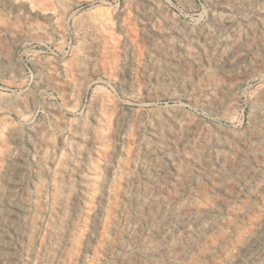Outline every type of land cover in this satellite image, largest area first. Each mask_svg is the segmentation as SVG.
Returning <instances> with one entry per match:
<instances>
[{
    "label": "rangeland",
    "instance_id": "1",
    "mask_svg": "<svg viewBox=\"0 0 264 264\" xmlns=\"http://www.w3.org/2000/svg\"><path fill=\"white\" fill-rule=\"evenodd\" d=\"M25 1V2H24ZM0 0V162L2 161V163L0 164V193L3 194L1 195L0 194V235H2V237L0 236V251H2V255H1V252H0V264H16L18 261H22L21 262H18L20 264H37L40 260V263L38 264H128V263H131V264H160L158 263L159 261L161 262V264H176L177 260V264H237L241 259L243 260L242 262L240 261L239 264H250V263H257V264H264V249H263V246H264V193L263 192V188H264V177L261 176V173L262 175L264 176V125H261V124H264V64H262V62H264V33H262L263 29H264V0H64L65 4L70 6V7H67L65 6V4H63V0ZM30 3H29V2ZM40 3H38V2ZM42 1V2H41ZM59 1V2H57ZM61 1V2H60ZM137 1V2H136ZM147 1V2H145ZM190 1V2H189ZM208 1V2H207ZM216 1V2H215ZM241 1V2H240ZM246 1L249 2L248 4H245L244 2ZM251 1V2H250ZM3 2V3H2ZM12 2V3H11ZM24 2V3H23ZM44 2L45 5H42ZM69 2V3H68ZM71 2V3H70ZM132 2V3H131ZM140 2V3H138ZM150 2V3H149ZM212 2V3H210ZM218 2V3H217ZM229 5H228V3ZM232 2V3H231ZM243 2V3H242ZM253 2V3H252ZM11 3V4H10ZM29 3V4H28ZM34 3V4H33ZM38 3V4H36ZM42 3V4H41ZM47 3V4H46ZM52 5H55V6H52ZM68 3V4H67ZM132 5H130V4ZM146 3V4H145ZM155 3V4H154ZM159 3V4H157ZM162 3V4H161ZM215 3V5L213 4ZM217 3V4H216ZM225 3V4H224ZM227 3V5H226ZM235 4V6L233 5L232 7V4ZM239 3V4H238ZM242 3V4H240ZM255 3V4H254ZM7 4V5H6ZM21 4V5H20ZM36 4V6L34 7V5ZM62 4V5H61ZM129 4V5H128ZM182 4V5H181ZM189 4V5H188ZM192 4V5H191ZM220 4L223 6H220ZM16 5V6H15ZM23 5V6H22ZM26 5H28L27 7H25ZM40 5H42L43 7H41ZM64 5V6H63ZM128 5V6H127ZM139 5V6H137ZM149 5V6H147ZM159 5V7H157ZM258 5V6H257ZM6 6V7H5ZM31 6L33 8H31ZM49 6V7H48ZM51 6V8H50ZM61 8H60V7ZM121 6H124V7H120ZM168 6V7H167ZM188 6V7H186ZM191 6V7H189ZM193 6V7H192ZM195 6V7H194ZM197 6V7H196ZM241 6V7H240ZM260 6V7H259ZM15 7L17 9H15ZM24 7V8H23ZM38 7H41V8H38ZM55 7V8H54ZM64 7H67V8H64ZM131 7V8H130ZM138 7V8H137ZM154 7V8H153ZM231 7V8H230ZM238 7V8H237ZM252 7V8H251ZM256 7V8H255ZM3 8V9H2ZM28 8V9H27ZM54 8V9H53ZM58 8V9H57ZM64 8V9H63ZM69 8V9H68ZM123 8V9H122ZM137 8V10H136ZM153 8V9H152ZM167 8V9H166ZM170 8V9H169ZM194 8V9H192ZM218 8V9H217ZM233 8V9H232ZM250 8V9H249ZM21 9V10H20ZM32 9V10H31ZM41 9V10H40ZM50 9V10H49ZM68 9V10H67ZM127 9V11H125ZM129 9V10H128ZM135 9V11H134ZM142 9V10H140ZM157 9V11H156ZM163 11H162V10ZM214 9H217V10H214ZM222 9V10H221ZM231 9V10H230ZM240 9V11H239ZM255 9V10H254ZM260 9V10H259ZM3 10H4V13H3ZM16 10V11H15ZM23 10V11H22ZM29 10V11H28ZM32 12H31V11ZM34 10V11H33ZM47 13H45V11ZM55 10L57 12H55ZM59 10V11H58ZM62 10V11H60ZM148 10V11H147ZM160 10L161 12L159 13ZM237 10V11H236ZM10 11V12H8ZM22 11V13H21ZM25 11V12H24ZM44 11V12H43ZM67 11V12H66ZM137 11V12H136ZM144 11V12H143ZM155 11V12H154ZM222 11H227V12H222ZM41 12V13H39ZM95 14H94V13ZM101 17L98 15V13ZM114 12H117V13H114ZM122 12H126L124 14H122ZM142 12V13H141ZM147 14H146V13ZM154 12V13H153ZM168 12V13H167ZM171 12V13H170ZM230 12V13H228ZM233 12V13H232ZM14 13V14H13ZM28 15L27 18H26V14ZM36 13V14H35ZM44 13V14H42ZM69 13V14H68ZM72 13V14H71ZM80 13V14H79ZM139 13V14H138ZM167 13V17L165 16V14ZM174 13V14H172ZM247 13V14H246ZM38 14V15H37ZM61 16H59V15ZM64 14V15H63ZM77 14H79L77 16ZM83 14V15H82ZM90 14V15H89ZM114 16H113V15ZM120 14V15H119ZM149 14V15H148ZM158 14V17L156 16ZM162 14V15H161ZM164 14V15H163ZM221 14V15H220ZM250 17H249V15ZM253 14V15H252ZM261 14V15H260ZM12 15L15 17H12ZM25 15V16H23ZM31 15V16H30ZM40 15V16H39ZM53 15V16H52ZM73 17H72V16ZM104 18L107 17L108 20L110 19V21H107V18ZM117 15V16H116ZM151 15V16H150ZM173 15H176L175 17ZM217 15V16H216ZM225 15V16H223ZM230 15V16H229ZM237 15V16H236ZM241 15V16H239ZM243 15V16H242ZM257 15V16H256ZM259 15V16H258ZM7 16V17H6ZM22 16V17H21ZM35 16V17H33ZM55 16V17H54ZM76 16V17H75ZM87 18H85V17ZM92 16H95L94 18ZM134 16V17H133ZM221 16V17H220ZM235 16V17H234ZM246 20L245 17H247ZM262 16V17H261ZM5 17V18H4ZM17 17V18H16ZM66 17V19H65ZM75 17V18H74ZM80 17V19H79ZM82 17H84V19H82ZM99 17L96 21V18ZM139 17V18H138ZM141 17V18H140ZM149 17V18H148ZM157 22H155V19ZM161 17V18H160ZM174 17V18H173ZM218 17V18H217ZM233 17L235 19H233ZM12 18V20H11ZM15 20H14V19ZM20 18V19H18ZM29 18V19H28ZM37 18V19H36ZM61 18V19H60ZM68 18V19H67ZM78 18V20L76 19ZM89 18V19H88ZM91 18V19H90ZM115 18V20L113 19ZM124 18V19H123ZM128 18H130L131 20L134 18L136 20V22H134L132 20V22L130 21H127ZM142 18H143V21H142ZM160 18V19H159ZM228 18V19H227ZM230 18V19H229ZM236 18H238L236 20ZM243 18V19H242ZM2 19V20H1ZM5 19V21H3ZM9 19V20H8ZM53 19V20H52ZM57 19V20H56ZM60 19V20H59ZM74 19L76 21H74ZM86 19V20H85ZM119 19H122V20H119ZM139 19L143 22H140ZM163 19V21H162ZM166 19V20H165ZM168 19H171L169 21H167ZM175 19L176 22L173 20ZM210 19V20H209ZM212 19V20H211ZM248 19V20H247ZM257 19V20H256ZM20 20V21H19ZM24 20V21H23ZM28 20V23L26 22ZM36 20L39 21V24L36 22ZM59 20V21H58ZM84 22H82V21ZM94 20V21H93ZM151 20V21H149ZM154 22H153V21ZM178 20V21H177ZM229 23H227V21ZM244 20V22H243ZM255 20V21H254ZM30 21V22H29ZM32 21V22H31ZM50 21V22H49ZM81 21V24L77 23V22H80ZM96 21V22H95ZM104 23L101 24V22ZM106 21V23L104 22ZM144 21L146 23H144ZM162 21V22H161ZM167 21V22H166ZM173 23H172V22ZM218 21V22H217ZM233 21V22H232ZM9 22V23H8ZM13 22V23H12ZM18 22V23H16ZM36 25H34L35 23ZM45 22V23H44ZM91 22V23H90ZM98 22V23H97ZM116 22V23H115ZM127 22H129V27L127 25ZM134 22V23H133ZM154 24H153V23ZM179 22V23H178ZM216 22V23H214ZM222 22V23H221ZM225 22V23H224ZM238 22V23H237ZM249 22V23H248ZM254 24H252V23ZM15 23V24H14ZM20 23V24H19ZM34 23V24H33ZM44 23V25H43ZM64 23V24H63ZM75 23V24H73ZM90 23V24H89ZM130 23H132L134 25H130ZM152 23V24H151ZM161 23V24H159ZM166 23V25H165ZM168 23V24H167ZM172 23V24H171ZM182 23V24H181ZM185 25H184V24ZM187 23V25H186ZM208 23V24H207ZM212 23L214 24V26L212 25ZM235 23V25H234ZM237 23V24H236ZM242 23V24H241ZM256 23V24H255ZM3 24H5L3 26ZM10 24V25H8ZM83 24V25H82ZM95 24H96V27H95ZM101 24V25H100ZM112 24H116L115 26L112 25ZM120 24V25H119ZM122 24V26H121ZM124 24V25H123ZM150 24V25H149ZM157 24V25H156ZM163 24L165 25L163 27ZM169 24H171V26H169ZM176 24V25H175ZM193 26H192V25ZM197 24V25H195ZM206 24V25H205ZM210 24V25H209ZM251 24V25H250ZM22 28H21V26ZM28 25V26H27ZM31 25V26H30ZM40 25V26H39ZM99 25V26H98ZM109 25H110V28H109ZM127 25V26H126ZM144 25V26H143ZM152 25V27H150ZM161 25V26H160ZM168 25V27H167ZM173 25V26H172ZM195 25V26H194ZM204 25V26H203ZM216 25V26H215ZM241 28H240V26ZM247 25V26H246ZM262 27H260V26ZM10 26V27H9ZM16 28H15V27ZM20 28H19V27ZM83 26V27H82ZM86 26V27H85ZM88 26V27H87ZM91 26V27H90ZM104 26V27H102ZM107 26V27H105ZM121 26V28H120ZM147 26V27H146ZM180 26V29L179 30H174V29H177L179 28ZM186 26V27H185ZM202 29H201V27ZM221 26V27H220ZM231 26V27H230ZM233 26V27H232ZM259 26V27H258ZM27 27V28H26ZM37 27V28H36ZM40 27V29H39ZM58 27V28H57ZM63 27V28H62ZM76 27H78L79 29H77ZM103 29H101V28ZM128 27V28H127ZM167 27V28H166ZM189 27V28H187ZM200 27V29H199ZM207 30H205V28ZM212 27V28H211ZM220 27V28H219ZM226 27V28H225ZM246 27V28H245ZM249 27V28H248ZM9 28V29H8ZM15 28V29H14ZM32 28V29H31ZM35 30H34V29ZM48 28V29H47ZM90 28V29H89ZM92 28V30H91ZM98 28V29H96ZM110 29L109 30H106V29ZM114 28V29H113ZM120 28V29H119ZM127 28V29H126ZM130 28V29H129ZM134 28V29H133ZM145 28V29H144ZM149 28V29H148ZM173 28V29H172ZM197 28V29H196ZM211 28V29H210ZM222 28V29H221ZM227 31H225L224 30ZM229 28V29H228ZM232 28V29H231ZM256 28V29H255ZM33 31L31 33V30ZM95 29V30H94ZM100 29V30H99ZM127 30V32L125 30ZM141 29V30H140ZM148 29V30H147ZM151 29V30H150ZM153 29V30H152ZM160 29V30H159ZM165 29V30H164ZM189 31H188V30ZM195 29V30H194ZM210 29V30H208ZM214 29V30H213ZM237 29H240L239 31H237ZM251 29V31H250ZM7 30V31H5ZM21 32V34H18L19 32ZM39 32H38V31ZM46 30V31H45ZM99 30V31H98ZM112 30V31H111ZM114 30V31H113ZM117 30V31H116ZM119 30V31H118ZM137 30V31H136ZM145 30V31H144ZM160 34H163V35H160L159 34V31ZM166 30H169L168 32ZM193 30V31H192ZM205 30V31H204ZM216 30V31H215ZM219 32H218V31ZM223 32H222V31ZM231 30V31H230ZM236 30V31H235ZM258 30V31H257ZM262 30V31H261ZM13 31V32H12ZM17 31V32H16ZM25 31V33H24ZM27 31V32H26ZM30 31V32H29ZM77 31V32H75ZM90 31V32H89ZM98 31V32H97ZM130 31H134V32H130ZM166 31V32H165ZM173 31V32H172ZM203 31V32H202ZM210 31V32H209ZM234 31V32H233ZM249 31V33H248ZM257 31V32H256ZM7 32V33H6ZM46 32V33H45ZM80 32V33H79ZM84 35L81 36V33ZM89 32V33H88ZM95 32V33H93ZM108 32V33H107ZM120 32V33H118ZM125 33H128V34H124ZM139 32V33H138ZM146 32V33H145ZM154 32H156L154 34ZM172 32V33H171ZM176 32V33H175ZM200 34H198V33ZM207 32V33H206ZM214 33V34H209V33ZM238 32V33H237ZM255 32V33H253ZM264 32V31H263ZM4 33V34H3ZM14 33V34H13ZM52 33V34H51ZM78 35H77V34ZM109 35L110 37V34L112 35V38L108 37L107 35ZM133 33V34H132ZM148 33V34H147ZM174 33V34H173ZM222 33V34H221ZM224 33V34H223ZM232 33L234 35H232ZM242 33V34H240ZM257 33V34H256ZM260 33V34H259ZM32 34V35H31ZM40 34V35H39ZM49 34V35H48ZM80 34V35H79ZM92 35L89 37V35ZM94 34V35H93ZM131 34V35H130ZM136 36H135V35ZM146 36H145V35ZM154 34V35H153ZM166 34V35H165ZM204 34V35H203ZM207 34V35H205ZM237 34V36H236ZM246 34V35H245ZM259 34V35H258ZM35 35V36H34ZM88 35V36H87ZM96 35V36H95ZM102 35V36H101ZM138 35V36H137ZM177 37H175V36ZM181 35V36H180ZM193 35V36H192ZM196 35V37H195ZM212 35V36H211ZM243 37H241V36ZM256 35V37L254 36ZM261 35V36H260ZM6 36V37H5ZM10 36V37H9ZM16 36V37H15ZM24 36V37H23ZM99 36V38H98ZM105 36V38H104ZM107 36V37H106ZM121 36V37H120ZM126 36V37H124ZM131 36V38H130ZM133 36V37H132ZM135 36V37H134ZM149 36V38H148ZM158 36V37H157ZM161 36V37H160ZM172 36V37H171ZM204 36V37H203ZM210 36V37H209ZM226 36V37H224ZM233 36V38H232ZM235 36V37H234ZM239 36V37H238ZM50 37V38H49ZM87 39H86V38ZM95 37V38H94ZM128 37V38H127ZM138 37V38H136ZM141 40V38H143ZM147 39H146V38ZM155 37V38H154ZM166 37V38H165ZM168 37V38H167ZM178 37L181 39H178ZM200 37V38H199ZM222 37L223 40L221 39ZM232 39H231V38ZM252 37V38H251ZM5 38V39H4ZM45 38V39H44ZM52 38V39H51ZM80 38V39H79ZM97 38V39H96ZM101 38V39H100ZM108 38V41H106ZM120 38V39H119ZM122 38V39H121ZM126 38V39H125ZM134 40H133V39ZM152 38V39H151ZM172 38V39H171ZM185 38V39H183ZM202 38V39H201ZM207 38V39H206ZM227 38V39H226ZM238 40H237V39ZM251 38V40L249 39ZM255 38V39H253ZM263 38V39H262ZM18 39V41H17ZM49 41H48V40ZM99 39V40H98ZM114 39V40H113ZM130 39V40H129ZM161 39V40H160ZM174 39V40H173ZM198 41H197V40ZM205 39V40H204ZM221 39V40H220ZM229 39V40H228ZM231 39V41H230ZM3 40V41H2ZM6 40V41H4ZM41 40V41H40ZM63 40V41H62ZM81 40H84V41H81ZM87 40H88V44H87ZM90 40V41H89ZM101 40V42H100ZM113 42H111V41ZM139 40L140 42H138V46H137V41ZM153 40V41H151ZM164 40V41H163ZM167 40V41H166ZM179 40V41H178ZM183 40V41H182ZM188 40V41H187ZM191 40V41H190ZM209 40V41H207ZM219 40V41H218ZM229 41V42H226ZM233 40V41H232ZM235 40V41H234ZM258 40V41H257ZM86 41V43H85ZM115 41V43H114ZM118 41V43H117ZM125 41V42H124ZM142 41H143V45H142ZM156 41V43L154 42ZM158 41V42H157ZM169 41V42H168ZM178 41V42H177ZM181 41V43H180ZM190 41V42H189ZM204 41V42H203ZM206 41V42H205ZM223 41V43H222ZM238 41V42H237ZM260 41V42H259ZM263 44H262V42ZM2 42V43H1ZM14 42V43H13ZM95 42V43H94ZM100 42V43H98ZM120 42V43H119ZM136 42V43H135ZM155 44H154V43ZM175 42V45H173ZM182 42H184L182 44ZM217 42V43H216ZM233 42V43H232ZM243 42V43H242ZM246 42V43H244ZM249 42V43H248ZM261 44H259V43ZM16 43V44H15ZM85 43V44H84ZM103 43H104V46H103ZM108 43V45L106 44ZM122 43V44H121ZM123 43L126 45H123ZM148 43V44H147ZM163 43V44H162ZM180 43V44H179ZM194 43V44H193ZM206 43H208L206 45ZM231 43V44H230ZM14 44V45H13ZM96 44V45H95ZM102 44V45H101ZM111 46H110V45ZM117 44V45H116ZM130 44H133L130 45ZM136 44V45H135ZM146 44V45H145ZM158 44V45H156ZM197 44H200V45H197ZM202 44V45H201ZM205 44V45H204ZM214 44V45H212ZM216 44H218L216 46ZM241 46H240V45ZM249 44V45H248ZM250 44H254V45H250ZM10 45V46H9ZM87 45V47H86ZM114 45V46H113ZM121 45V46H120ZM123 45V46H122ZM130 45V46H129ZM156 45V47H154ZM165 45V46H164ZM166 45L168 47H166ZM184 45V46H183ZM195 45V46H193ZM212 47H210V46ZM233 45V46H232ZM247 45V46H246ZM83 46V47H82ZM89 46V47H88ZM95 46V47H94ZM103 46V47H102ZM110 46V48L108 47ZM119 46V47H117ZM129 46V47H128ZM137 46V48H136ZM144 46V47H143ZM148 46V47H147ZM174 46L176 47V49H172L174 48ZM185 46L187 47V50L185 48ZM198 46V47H197ZM208 48H207V47ZM232 46V47H231ZM235 46V47H234ZM243 46V47H242ZM246 46V47H245ZM251 46V47H249ZM254 46H257L254 47ZM261 46H263L261 48ZM91 47V48H90ZM93 47V48H92ZM113 47H115L116 49H114ZM189 47V48H188ZM194 47V49L192 50V48ZM199 47H202V50L201 48L199 49ZM229 47V48H228ZM234 47V49H233ZM237 47V48H236ZM241 47L243 48V50L241 49ZM249 47V48H248ZM72 48V49H71ZM81 48L80 50H77V49ZM84 48V49H83ZM111 48H113L111 50ZM124 48V50L122 49ZM140 48H141V52L143 54H140ZM145 48V49H144ZM148 48V49H147ZM153 48L155 49V51L153 50ZM183 48V49H182ZM185 48V49H184ZM197 48V50H196ZM205 48V49H204ZM212 48V49H211ZM241 50H239V49ZM247 48V49H246ZM7 49V50H6ZM12 49V50H11ZM15 49V50H14ZM92 49V50H91ZM103 49V50H101ZM110 51H109V50ZM119 49V50H118ZM126 49V50H125ZM130 49V51H128ZM144 49V50H143ZM159 49V50H158ZM170 49V50H168ZM209 49V50H207ZM219 49V50H218ZM259 49V51L257 50ZM83 50V51H82ZM96 50V51H95ZM122 50V51H121ZM134 50V51H133ZM138 50V51H137ZM150 50V51H149ZM166 51V52H163V51ZM168 50V51H167ZM173 50V56L171 55L172 54V51ZM180 50V51H179ZM190 50H192V52L190 53ZM207 50V51H206ZM234 50V51H232ZM236 50V52H235ZM239 50V51H238ZM262 52H261V51ZM81 51V52H80ZM85 51V53H84ZM112 51V52H111ZM132 51V52H131ZM136 51V52H135ZM148 51V52H147ZM154 51V52H152ZM160 55H158L159 53ZM169 51L171 52L169 54ZM175 51V52H174ZM179 51V52H177ZM183 55H182V53ZM184 51V52H183ZM197 51V52H196ZM213 51V53H212ZM253 54H252V52ZM17 54H16V53ZM83 52V53H82ZM109 52V53H107ZM111 52V54H110ZM125 52V53H124ZM136 55H135V53ZM139 52V56L137 55ZM162 52V53H161ZM187 52V53H186ZM211 52V53H210ZM218 52H219V55H218ZM221 52H226V56H225V53H221ZM231 54H230V53ZM240 52V53H238ZM260 52V54L258 53ZM6 53V54H5ZM39 53V54H38ZM77 53V54H76ZM94 55H93V54ZM97 55H96V54ZM103 53V54H102ZM117 53V54H116ZM134 53V56H132ZM175 53V54H174ZM177 53V54H176ZM179 53V54H178ZM190 53V55H189ZM199 57V59L197 58V56ZM263 53V54H262ZM10 54V55H8ZM91 54V55H90ZM102 54V55H101ZM105 54V55H104ZM109 56H108V55ZM115 54V55H114ZM120 54V55H119ZM156 54V56H154ZM216 54V55H214ZM224 56H223V55ZM238 54V55H237ZM15 55V56H14ZM38 55V56H36ZM43 55H46L45 57H43ZM78 57H81V58H78ZM83 55V56H82ZM85 55V56H84ZM116 55H119V57ZM125 55V56H124ZM147 55V56H146ZM153 55V57H152ZM158 55V56H157ZM179 55V56H178ZM186 55V56H185ZM189 55V56H187ZM194 55V57L192 56ZM201 55V56H200ZM204 55V56H203ZM214 55V56H213ZM222 55V57L220 56ZM234 55H236L234 57ZM240 55V56H239ZM257 55H260V56H257ZM10 56V57H9ZM56 56H57V59H56ZM93 56V57H92ZM97 56V57H96ZM106 56V57H105ZM130 56H132L130 58ZM137 56V58H136ZM146 56V57H145ZM148 56H149V59H148ZM184 56V57H183ZM207 56V57H206ZM219 56V57H218ZM252 60V62H250V58ZM258 58H257V57ZM5 57V58H4ZM61 57V58H60ZM73 57V58H72ZM86 57V59H85ZM90 57H92L90 59ZM107 57L109 58V60L113 59L112 61H109L107 59ZM119 58L118 60L116 58ZM121 57V58H120ZM134 57V58H133ZM140 57V58H139ZM143 57V58H142ZM152 57V58H151ZM156 57V58H155ZM159 57V61H157ZM162 57V58H161ZM182 59H181V58ZM211 59H210V58ZM226 57V59L224 58ZM232 57V58H231ZM260 57V58H259ZM82 58H84L85 60H83ZM94 58V59H93ZM100 58V59H99ZM115 58V59H114ZM154 58V60H153ZM176 59V61L178 60V62H173L174 59ZM178 58V59H177ZM186 58V59H184ZM207 58V59H205ZM216 58V60H215ZM238 61H236L235 59ZM238 58V59H237ZM257 58V60H256ZM17 59V60H16ZM69 59H70V62H69ZM74 59V60H72ZM97 59V61H95ZM105 59L106 62H103ZM125 61H124V60ZM129 59V60H128ZM134 59L137 60V62H134L132 61ZM165 59V61L163 60ZM190 59V61H189ZM194 61H192V60ZM214 59V60H213ZM221 59V61H220ZM228 59V60H227ZM230 59V60H229ZM247 59H249L247 61ZM254 59V60H253ZM38 60V61H37ZM63 60V61H62ZM66 60V61H65ZM68 60V62H67ZM81 60V61H80ZM83 60V61H82ZM87 60L89 62H87ZM100 60V62H99ZM122 60L124 62H122ZM168 62H167V61ZM172 64H171V62ZM182 60H184L182 62ZM187 60V61H186ZM197 60V62H196ZM222 60H223V63H222ZM241 62H240V61ZM243 60V61H242ZM62 61V63H61ZM75 61V62H74ZM93 64H92V62ZM108 61V62H107ZM117 61V63H116ZM143 61V62H142ZM148 61V62H147ZM161 61V62H160ZM164 61V62H163ZM219 61V62H218ZM246 61V62H245ZM259 61V62H258ZM12 62V63H11ZM16 62V63H15ZM58 62V63H57ZM67 64H64L66 63ZM77 62V63H76ZM82 62V63H81ZM95 62V63H94ZM120 62V63H119ZM127 62V63H126ZM129 62V63H128ZM167 62V63H166ZM189 62V63H187ZM255 62V63H253ZM20 63V64H19ZM35 63V64H33ZM39 63V64H38ZM45 63V64H44ZM81 63V64H80ZM87 63V65L85 64ZM90 63V64H89ZM98 63V64H97ZM102 63V64H101ZM106 67H105V65ZM109 63V64H108ZM140 63V64H139ZM170 63V64H169ZM174 63V64H173ZM183 63L186 64L183 66ZM193 63V64H192ZM199 63V64H197ZM212 63V64H211ZM219 63V64H217ZM222 63V64H221ZM233 63V64H232ZM10 64V65H9ZM69 64V65H68ZM72 64V65H71ZM76 64V65H75ZM79 66H78V65ZM95 64V65H94ZM101 64V66H100ZM111 64V65H110ZM121 64V65H120ZM131 65V66L128 70L127 68ZM146 64V66H145ZM148 64V65H147ZM192 64V65H191ZM18 65V67H17ZM49 65V66H48ZM67 65V66H66ZM83 65V66H82ZM92 65H94L92 68ZM103 65V67H102ZM108 65V66H107ZM114 65V66H112ZM129 65V66H128ZM141 67H140V66ZM169 65V66H168ZM173 65V66H172ZM178 65V66H177ZM196 65V66H195ZM212 65V66H211ZM234 65V66H233ZM243 65V67H242ZM247 65V66H246ZM260 67H258V66ZM263 65V66H262ZM21 66V67H20ZM37 66V67H36ZM62 66V67H61ZM97 66V68H96ZM103 68L104 70L100 69V67ZM151 66V67H150ZM169 68H168V67ZM176 66V67H175ZM191 68L188 70L187 68ZM192 66H193V69H192ZM202 68H201V67ZM211 68H209V67ZM232 66V67H231ZM48 67V68H47ZM52 67V68H50ZM57 69H56V68ZM69 67V68H68ZM71 67V68H70ZM77 67V68H76ZM79 67V68H78ZM89 67V68H88ZM91 67V68H90ZM110 69H108V68ZM127 67V68H126ZM158 67V68H157ZM172 67H174V69H172ZM178 67V68H177ZM186 67V68H185ZM200 67V68H199ZM255 67V68H254ZM46 68V69H45ZM62 68V69H60ZM68 68V69H67ZM84 68V69H83ZM88 68V69H87ZM114 68V69H113ZM123 68V69H122ZM137 71H136V69ZM144 68V69H142ZM150 68V69H149ZM164 68V69H163ZM167 68V69H166ZM194 68H197L198 69V72L196 69ZM203 68H206L205 71ZM237 68V69H236ZM245 70H243V69ZM48 69V70H47ZM51 72H50V70ZM79 69V70H78ZM86 69V71H85ZM90 69V70H89ZM97 69V70H96ZM106 69V70H105ZM112 69V70H111ZM135 69V70H134ZM139 69V70H138ZM146 69V71H144ZM160 69V72L157 73ZM171 69V70H169ZM181 71H179V70ZM215 69L218 70L215 72ZM221 69H223L221 71ZM253 69V70H251ZM259 69V70H258ZM3 70V71H2ZM54 70V71H53ZM57 70L59 71V73L57 72ZM83 70V71H82ZM93 70V71H92ZM95 70V71H94ZM124 70V71H123ZM131 70V71H130ZM149 72H148V71ZM153 70V71H152ZM163 70V71H162ZM165 70V71H164ZM196 70V71H194ZM200 70V71H199ZM202 70V71H201ZM209 70H210V73H209ZM248 70H250L251 72H249ZM41 71V72H40ZM48 71V72H47ZM67 71V72H66ZM79 71V72H78ZM81 71V72H80ZM106 71H109V72H106ZM111 71V72H110ZM112 71H116L115 73L112 72ZM184 71V72H183ZM192 71V72H191ZM211 71H214V73H212ZM220 71V72H219ZM227 71V72H226ZM229 71V73H228ZM5 72V73H4ZM50 72V73H49ZM52 72L54 73H57V74H52ZM78 72V73H77ZM83 72V73H82ZM94 72V73H92ZM124 72L126 73V75L124 74ZM134 74H133V73ZM136 72V73H135ZM153 72V73H152ZM156 72V73H155ZM196 72V73H195ZM200 72V73H199ZM219 76H218V74ZM223 72V73H222ZM243 72V74H242ZM261 72V73H260ZM66 73V74H64ZM92 73V74H91ZM104 73V74H103ZM114 73V74H113ZM123 76H122V74ZM132 73V74H131ZM140 73V74H139ZM143 73V74H142ZM146 73V74H145ZM152 73V74H151ZM166 76H165V74ZM171 73V75H170ZM188 73V74H187ZM199 73V74H198ZM238 73V75H237ZM250 73V74H249ZM263 73V74H262ZM6 74V75H5ZM39 74V75H38ZM52 74V75H51ZM73 74V75H72ZM79 74V75H78ZM109 74V76H108ZM128 74V75H127ZM150 74V75H149ZM160 74V75H159ZM168 74V75H167ZM175 74V75H174ZM179 74V75H178ZM182 74V75H181ZM185 74V75H184ZM187 74V75H186ZM190 74V75H189ZM194 76H192V75ZM199 76H198V75ZM206 74V75H205ZM209 74V75H208ZM214 74V75H213ZM221 74V75H220ZM223 74V75H222ZM59 75V76H58ZM76 75V76H75ZM86 75V76H84ZM89 75V76H87ZM92 75V76H91ZM134 75V76H133ZM140 77H139V76ZM143 75V76H142ZM149 75V77H148ZM178 75V76H177ZM213 75V77H212ZM225 75V76H224ZM241 75V76H240ZM8 76V77H7ZM25 76V77H24ZM66 76V77H65ZM111 76V77H110ZM120 76V77H119ZM125 76V77H124ZM146 76V77H145ZM154 76V77H153ZM165 76V78L163 77ZM174 76V77H173ZM186 76V77H185ZM218 76V77H217ZM232 76V77H231ZM234 76V77H233ZM249 76V77H248ZM24 77V78H23ZM41 77V78H39ZM45 77V79L43 78ZM69 77V78H68ZM84 77H87V78H84ZM92 77V78H91ZM122 77V78H121ZM142 77V78H141ZM177 77V78H176ZM185 77V78H183ZM200 77V78H199ZM208 77V78H207ZM210 77V78H209ZM227 77V79H226ZM230 77V78H229ZM242 77V78H240ZM245 77V78H244ZM263 79H262V78ZM17 78V79H16ZM38 78L40 80H38ZM66 78V79H65ZM119 78V79H118ZM159 78V79H158ZM189 78V79H188ZM192 78H194V82L192 80ZM214 78V79H213ZM217 78V79H216ZM224 78V79H223ZM232 78V79H231ZM235 78V79H234ZM240 78V79H239ZM7 79V80H6ZM90 79V81H89ZM115 79V80H114ZM117 79V80H116ZM125 79V80H123ZM172 79V81H171ZM182 79V80H181ZM197 81H196V80ZM204 79V80H203ZM239 79V80H238ZM247 79V80H246ZM23 80V82H22ZM36 80V81H35ZM72 80V81H71ZM80 80V81H79ZM81 80H84V82ZM119 80V81H118ZM124 82L121 84V82ZM175 80V81H174ZM177 80V81H176ZM179 80V81H178ZM217 80V81H216ZM234 80V81H232ZM237 80H238V84H237ZM19 81V82H18ZM63 81V82H62ZM89 84H87V82ZM117 81V82H116ZM139 81V83H138ZM155 81V82H154ZM158 81V82H157ZM161 81V82H159ZM167 81V83H166ZM170 81V82H169ZM215 81V82H214ZM223 81V82H222ZM242 81V82H241ZM18 82V83H17ZM36 84H34V83ZM41 82V83H40ZM51 82V83H50ZM63 83L62 86L60 83ZM69 84H68V83ZM73 82V83H72ZM120 82V83H119ZM126 82V83H125ZM128 82L131 83L128 84ZM150 82V83H149ZM163 82V83H162ZM186 82V83H185ZM209 82V83H207ZM212 82V84H211ZM236 82V83H235ZM21 83V84H20ZM59 83V85H58ZM136 83V84H135ZM138 83V84H137ZM154 83V84H153ZM160 83V85H158ZM185 83V84H183ZM199 83V85H198ZM210 84V85H206V84ZM213 83H214V86H213ZM219 83H221L219 85ZM235 83V84H234ZM241 83V84H240ZM33 84V85H32ZM52 84H55V87L54 85L52 86ZM66 84V85H65ZM87 84V85H86ZM133 84V85H132ZM135 84V85H134ZM148 84V85H147ZM151 84V85H150ZM172 84V85H171ZM180 84V85H179ZM185 85V87L183 85ZM228 84V85H227ZM236 85V86H233ZM241 86H240V85ZM37 85V86H36ZM70 85V86H69ZM79 85V86H78ZM137 85L138 87L140 88H137ZM146 85V86H145ZM162 85V86H161ZM175 85H176V88H175ZM204 85V86H203ZM260 85V86H259ZM23 88H22V87ZM34 86V87H33ZM59 86V87H58ZM81 86V87H80ZM125 86V87H124ZM133 86V87H132ZM136 86V87H135ZM144 87V89L142 87ZM180 86V87H179ZM183 86V87H182ZM206 86V87H205ZM232 86V87H231ZM257 86V88H255ZM103 87V88H102ZM159 88L157 90V88ZM167 87V88H166ZM188 87V89H187ZM193 87V88H191ZM200 87V88H199ZM202 87V88H201ZM208 87V88H207ZM226 87V88H225ZM260 87V88H258ZM33 88V89H32ZM59 88V89H58ZM66 88V89H65ZM137 90H136V89ZM164 88V89H162ZM166 88V89H165ZM171 88V89H170ZM179 88V89H177ZM199 88V89H198ZM207 88V89H206ZM228 88V89H227ZM230 88V89H229ZM239 88V89H238ZM263 88V89H262ZM16 89V90H15ZM77 89V90H76ZM80 89V90H79ZM82 89V90H81ZM103 89V90H102ZM106 89V90H105ZM135 89V90H134ZM139 89V91H138ZM144 91H143V90ZM156 89V90H155ZM185 89V90H184ZM201 89V90H200ZM212 89V90H210ZM259 92H258V90ZM24 90V91H23ZM29 90V91H28ZM60 90V91H59ZM126 90V91H125ZM130 92H129V91ZM155 90V91H154ZM208 90V91H207ZM230 90V92H229ZM76 91H79V92H76ZM97 91H100L97 93ZM133 91V92H132ZM160 91V92H159ZM171 91V92H170ZM200 91H202L200 93ZM206 91V92H205ZM212 94H211V92ZM217 91V92H216ZM221 93L220 95H217L219 94V92ZM224 91V92H223ZM244 91V92H243ZM250 91V92H249ZM256 94L254 96L253 92ZM7 94H5V93ZM9 92V93H8ZM20 92V93H19ZM31 92V93H30ZM72 92V93H71ZM76 92V93H75ZM96 94H95V93ZM157 92V93H156ZM162 92H164L163 94H161ZM169 92V93H168ZM177 92V93H176ZM199 94H198V93ZM226 92V93H225ZM34 93V95H33ZM36 93V94H35ZM93 93L95 95H93ZM108 93V96L106 98V95ZM111 93V94H110ZM133 93V94H132ZM156 93V94H155ZM175 93V94H174ZM179 93V94H178ZM187 93V94H186ZM191 93V94H190ZM194 93V94H193ZM209 93V95H208ZM225 93V94H224ZM230 93V95H229ZM234 93H236L235 97L234 96ZM251 93V94H250ZM260 93V94H259ZM33 96H32V95ZM106 94V95H105ZM114 96H113V95ZM144 94V95H143ZM152 94V95H151ZM167 94V96L165 95ZM178 94V95H177ZM205 94V95H204ZM233 94V95H232ZM240 96H239V95ZM253 94V95H252ZM17 95V96H16ZM36 95V97H35ZM65 95V96H63ZM77 95V96H76ZM104 95V96H103ZM110 95H111V98H110ZM135 95V96H134ZM139 95V96H138ZM141 95V96H140ZM164 95V96H163ZM169 95V96H168ZM171 95V96H170ZM211 95V97H210ZM229 97H225V96H228ZM238 95V97H237ZM5 96H7L8 100H11L10 103L6 102L5 101ZM16 96V97H15ZM30 96V97H29ZM60 96V97H59ZM156 96V97H155ZM159 96V97H158ZM191 96V97H190ZM193 96V97H192ZM194 99V97H196ZM249 96H252V97H249ZM259 98H257V97ZM34 97V99H33ZM96 97V98H95ZM139 97V98H138ZM141 97V98H140ZM145 97V98H144ZM158 97V98H157ZM168 97V98H167ZM189 99H188V98ZM206 97V98H205ZM214 97V99H213ZM220 97V98H219ZM225 97V98H224ZM235 99L233 100L232 99ZM21 98V99H20ZM26 98V99H24ZM70 98V100H69ZM75 98V99H74ZM109 98V99H108ZM178 98V99H177ZM192 98V99H191ZM219 100H218V99ZM230 100H229V99ZM251 98V99H250ZM254 98V99H252ZM32 101H31V100ZM139 99V100H138ZM187 99V100H186ZM212 99V103H211V100ZM217 101H214L216 100ZM239 99V100H238ZM258 99V100H257ZM68 100V101H67ZM101 100V101H99ZM107 100V101H106ZM109 100V101H108ZM113 100V101H112ZM115 100V101H114ZM197 100V103L196 101ZM225 100V101H224ZM249 100V101H248ZM254 100V101H253ZM257 100V101H256ZM261 100V101H260ZM3 101V103L1 102ZM24 101L26 103V107L24 108L23 107V102ZM30 101V102H29ZM66 101V102H65ZM77 101V102H76ZM117 101V102H116ZM192 101H195L192 102ZM202 101V102H201ZM205 101V102H204ZM227 101V102H226ZM233 101V102H232ZM248 101V102H247ZM98 104H96V103ZM104 102V103H103ZM107 102V104H106ZM110 102V103H109ZM116 102V103H115ZM201 102V104H200ZM217 102V103H215ZM222 102V104H221ZM231 102V103H229ZM236 102V103H235ZM253 102V103H252ZM258 102V103H257ZM263 102V103H262ZM55 103V104H54ZM61 103V104H60ZM73 103V104H71ZM76 103V104H75ZM122 103V105H121ZM125 105H124V104ZM215 103V104H214ZM220 103V105H219ZM238 103V104H237ZM256 103V104H254ZM50 104V105H49ZM52 104V105H51ZM60 104V105H59ZM66 104V105H65ZM70 104V105H69ZM113 104H115L113 106ZM179 104V105H178ZM194 104V105H193ZM205 104V105H204ZM214 104V105H213ZM226 106H225V105ZM229 104V105H228ZM254 104V105H253ZM20 105V106H19ZM33 105V106H32ZM47 105V107H46ZM49 105V106H48ZM55 105V107H54ZM69 105V106H68ZM89 105V107H88ZM102 105V106H101ZM129 105V106H128ZM191 105V106H190ZM200 105V106H199ZM210 105V106H209ZM232 107H231V106ZM236 105V106H235ZM36 106V107H35ZM54 109H50L48 107H51ZM75 108H74V107ZM101 106V107H100ZM109 106V107H107ZM121 108H120V107ZM175 108H174V107ZM202 106V107H201ZM218 108H217V107ZM240 106V107H239ZM254 106V107H253ZM257 108H256V107ZM95 107V108H94ZM103 107V108H102ZM118 109H117V108ZM125 109H124V108ZM212 108V110L209 108ZM220 107V108H219ZM231 107L233 108V110L231 108H228ZM48 108V110H47ZM72 108V109H71ZM91 110H90V109ZM214 108V109H213ZM254 108V110H253ZM9 109V110H8ZM26 109V110H25ZM30 109V110H29ZM101 111H99V110ZM117 109V110H116ZM135 109V110H134ZM140 109V110H139ZM154 109V110H153ZM157 109V110H156ZM160 109V110H159ZM224 109V110H223ZM228 111L226 113V110ZM237 110V115H236V112L234 113V110ZM75 110V111H74ZM90 111L91 113H89L88 111ZM97 110H98V113H97ZM107 110V111H106ZM120 110V111H119ZM134 110V111H132ZM142 110V111H141ZM151 110V111H149ZM179 110V111H178ZM181 110V111H180ZM185 112V115H184V112ZM187 110H190V111H187ZM211 110V111H210ZM218 110V112H217ZM252 110V111H251ZM260 110V111H259ZM3 113H2V112ZM9 111V112H8ZM35 111V112H34ZM67 111V112H66ZM94 111V113H93ZM103 111V112H102ZM115 111V112H114ZM141 111V112H140ZM148 111V112H147ZM156 111V112H154ZM159 111V112H158ZM161 111V112H160ZM175 111H178V113ZM206 111V112H205ZM216 111V112H215ZM225 113H224V112ZM232 111V112H231ZM263 111V112H262ZM58 112V113H57ZM86 112V113H85ZM102 112V114H101ZM152 112V113H151ZM172 112V113H171ZM183 112V113H182ZM258 112V113H257ZM31 113V115H30ZM89 115H88V114ZM113 113V114H112ZM115 113V114H114ZM133 115H132V114ZM164 113V114H163ZM188 113V114H187ZM210 113V114H209ZM218 113V114H217ZM222 113H224L222 115ZM251 113V114H250ZM255 113V114H254ZM257 113V114H256ZM54 114V115H53ZM61 114V115H60ZM97 114V115H96ZM106 114V115H105ZM112 114V115H111ZM118 114V115H116ZM128 114V115H127ZM140 116H139V115ZM162 116H161V115ZM168 114V115H167ZM175 114V115H174ZM178 114V115H177ZM196 114V115H195ZM217 114V115H216ZM234 114V115H233ZM14 115V116H13ZM25 115V117H24ZM50 115V116H49ZM60 115V116H59ZM63 115V116H62ZM85 115V116H84ZM110 115L112 117H110ZM164 115V116H163ZM188 115V116H187ZM226 115V116H225ZM256 115V116H255ZM31 118H30V117ZM77 116V117H76ZM79 116V117H78ZM87 116V117H86ZM90 116V117H89ZM101 118L100 122L99 121V118H96L98 117ZM116 116V117H115ZM137 116V117H135ZM139 116V117H138ZM192 116V117H191ZM196 116V117H195ZM260 116V118H259ZM262 116V118H261ZM16 117V118H15ZM24 117V118H23ZM30 119H29V118ZM44 117V118H43ZM48 117V118H47ZM52 117V118H51ZM57 117V118H56ZM62 117V118H61ZM67 117V119H66ZM74 117V118H73ZM83 117V118H82ZM109 117V118H108ZM114 117V118H113ZM121 117V118H120ZM130 117V118H129ZM154 117H159V118H154ZM190 119H189V118ZM233 119H231V118ZM250 117V118H249ZM255 119H253V118ZM15 118V119H13ZM41 118V119H40ZM65 118V119H64ZM72 118V119H71ZM76 118V120H75ZM81 118L82 119V122L80 123L79 121H81ZM92 118V120H91ZM105 118V119H104ZM107 118L109 120H107ZM126 118V119H125ZM128 118V120H127ZM144 118V119H143ZM150 118V119H149ZM154 118V119H153ZM166 120H164V119ZM196 118V119H194ZM208 118V119H207ZM24 119V120H23ZM33 119V120H32ZM51 119H54V120H51ZM61 121H60V120ZM71 119V120H70ZM95 121H94V120ZM104 119V120H103ZM114 119V120H113ZM134 119V120H133ZM142 119V120H140ZM149 119V120H147ZM200 119V120H199ZM251 119V120H250ZM253 119V120H252ZM259 119V120H258ZM262 119V120H261ZM44 120H47L44 122ZM67 120V121H66ZM70 120V121H69ZM74 120V121H73ZM78 120V121H77ZM84 120V121H83ZM98 120V121H97ZM107 120V121H106ZM112 120V121H111ZM118 121V123H116ZM132 120V122H131ZM136 120V121H135ZM161 120V121H160ZM172 120V121H171ZM189 120V121H188ZM198 120V121H196ZM239 120V121H237ZM257 120V121H256ZM55 121H58L55 122ZM115 121V123L113 122ZM126 121V122H125ZM150 121V122H149ZM152 121V123H151ZM156 121V123H155ZM171 121V122H170ZM177 121V122H176ZM180 121V122H179ZM186 121V122H185ZM192 121V122H191ZM200 121V122H199ZM206 121V122H205ZM212 121V122H211ZM253 121V122H252ZM255 121V122H254ZM5 122V123H4ZM21 122V124H19ZM40 122V123H39ZM42 122V123H41ZM73 122V123H71ZM85 122V123H84ZM90 122V123H89ZM92 122V123H91ZM109 122H111V125L108 124ZM130 122V123H129ZM135 122V123H134ZM138 122V123H137ZM162 122V123H161ZM172 122H174L172 124ZM192 123L191 124H189ZM8 123V125H7ZM11 123V124H10ZM28 123V124H27ZM38 123V124H37ZM46 123L47 126H46ZM52 123V124H51ZM63 123V124H62ZM80 123V124H78ZM90 124V125H87ZM95 123V124H94ZM97 123V124H96ZM103 125H101V124ZM107 125H106V124ZM130 125H129V124ZM133 125H132V124ZM148 123V124H147ZM165 123V124H164ZM176 123V124H175ZM183 123V124H182ZM194 123V124H193ZM200 123V124H199ZM211 123L214 125L212 126ZM222 123V124H221ZM231 123V124H230ZM235 125H233V124ZM240 123V124H239ZM250 123V124H249ZM32 126H31V125ZM54 124V126H53ZM62 124V125H60ZM85 124V125H84ZM116 124V125H115ZM118 124V125H117ZM121 124V125H119ZM150 124V125H149ZM190 126H189V125ZM198 124V125H197ZM202 124V126H201ZM208 124H210V127ZM220 124V125H219ZM12 125V126H11ZM20 125V126H19ZM24 125V126H23ZM27 125V126H26ZM40 125V127H39ZM44 125V126H43ZM84 126L81 127V126ZM106 125V126H105ZM110 125V127H109ZM142 125V126H141ZM153 125V126H152ZM162 127H161V126ZM167 125V126H166ZM171 125V126H170ZM177 125V127L175 126ZM179 125V126H178ZM183 125V126H182ZM194 125V126H193ZM207 125V127H206ZM16 126V127H15ZM70 126V127H68ZM77 126V128H76ZM89 126V127H88ZM94 126V128H93ZM138 126V128H137ZM197 126V127H196ZM199 126V127H198ZM209 126V127H208ZM232 126V127H231ZM240 126V127H239ZM245 126V127H244ZM254 126V127H253ZM22 127V129H21ZM24 127V128H23ZM29 127V129H28ZM39 127V128H38ZM48 127V128H47ZM64 127V128H62ZM67 127V128H66ZM93 129H92V128ZM100 127V128H99ZM105 129L108 128V129ZM114 127V128H113ZM117 127V128H115ZM136 127V129L134 128ZM140 127V128H139ZM154 127V128H153ZM172 127V129H171ZM176 127V129H175ZM183 127V128H182ZM191 128L190 130L187 129L185 130L186 128ZM193 127V128H192ZM217 127H220L217 128ZM228 127V128H227ZM260 127V128H259ZM9 128V129H8ZM11 128H14L16 129V134L15 133H11L9 130ZM33 128V129H32ZM52 128V129H51ZM75 128V129H73ZM83 128V129H81ZM89 128V129H88ZM99 128V129H98ZM111 128V130H109ZM113 128V129H112ZM123 128V129H122ZM151 128V129H150ZM178 128V129H177ZM217 128V129H216ZM231 128V129H230ZM258 128V129H257ZM32 129V130H31ZM37 129V130H35ZM54 129V130H53ZM139 131H138V130ZM145 129V130H144ZM154 131H151L150 130H153ZM165 129V130H164ZM183 129V130H181ZM195 129V130H194ZM206 129V130H205ZM228 129V130H227ZM256 129V130H254ZM4 130V131H3ZM26 130V132H24ZM34 130V131H33ZM53 130V131H52ZM57 130V131H56ZM64 130V131H63ZM88 130V131H87ZM98 132H97V131ZM105 130V131H104ZM117 130V131H116ZM134 130V131H133ZM135 130H137L135 132ZM163 132H162V131ZM168 130V131H167ZM219 130V131H218ZM224 131V132H221V131ZM226 130L229 132H226ZM248 130V131H247ZM252 130V131H251ZM38 131V132H37ZM52 131V132H51ZM61 131V132H60ZM70 133H69V132ZM101 131V132H100ZM103 131V132H102ZM114 134H113V132ZM116 131V133H115ZM127 131V132H126ZM159 131V132H158ZM166 131V132H165ZM170 131V132H169ZM178 133H177V132ZM182 131V132H180ZM197 131V133L195 132ZM218 131V132H217ZM246 131V132H245ZM255 131V132H254ZM28 132V133H27ZM45 132V133H44ZM55 132V134L53 133ZM58 132V133H57ZM60 132V133H59ZM64 132V133H63ZM78 132V133H77ZM84 132V133H83ZM91 132V133H90ZM100 132V133H99ZM107 132H110L107 134ZM139 132V133H138ZM145 132H148V133H145ZM150 132V133H149ZM174 132V133H172ZM186 133V136H185V133ZM189 132V133H188ZM202 132V133H201ZM235 132V133H234ZM245 132V133H244ZM33 133L35 135H33ZM53 133V134H52ZM67 133V134H66ZM96 136H95V134ZM120 133V134H119ZM122 133V134H121ZM126 133V135H125ZM134 133V135H133ZM141 133V134H140ZM143 133V134H142ZM160 133V136H158V134ZM200 133V134H199ZM204 133V134H203ZM208 133V134H207ZM211 133V134H210ZM213 133V135H212ZM215 133V134H214ZM220 133H222L220 135ZM247 133V134H246ZM254 135H253V134ZM259 133V135H258ZM27 134V135H26ZM50 134V135H49ZM77 136V137H74L73 135ZM78 134V135H76ZM87 134V135H86ZM101 134V135H100ZM106 134V135H105ZM111 136H110V135ZM116 134V135H115ZM124 134V135H123ZM137 134V135H136ZM139 134V135H138ZM148 134L150 136H148ZM155 134V135H154ZM162 134H164V136L162 137ZM178 135L175 136V135ZM184 134L183 136L181 135L182 138H180V135ZM206 134V136H204ZM220 136H218V135ZM239 135L237 137V135ZM244 136H243V135ZM256 134V135H255ZM5 135V136H4ZM31 137H30V136ZM53 135V136H52ZM72 135V136H71ZM105 135V136H104ZM109 135V136H108ZM120 135V136H119ZM132 135V136H131ZM154 137L152 138L151 136ZM157 135V136H156ZM167 135V136H166ZM173 135V136H172ZM195 135V136H194ZM208 135V136H207ZM211 135V136H210ZM214 135H215V142L213 141L214 140ZM236 135V136H235ZM262 135V136H261ZM34 136V137H33ZM80 136V138H79ZM90 136V137H89ZM118 138H117V137ZM123 136V137H122ZM127 136V137H126ZM130 139H129V137ZM141 136V137H139ZM194 136V137H193ZM204 136V137H203ZM230 137V139H228ZM249 136V137H248ZM28 137V138H27ZM63 137V138H61ZM84 137V138H83ZM96 137V138H95ZM99 137V138H97ZM104 137V138H103ZM106 137V138H105ZM113 137V138H112ZM122 137V138H121ZM148 139H147V138ZM159 139H158V138ZM198 137V138H197ZM201 137L203 139H201ZM218 137V140L216 139ZM237 137V139H236ZM16 138V139H14ZM19 140H18V139ZM22 138V139H21ZM26 138V139H25ZM69 138V139H67ZM71 138V139H70ZM79 138V139H78ZM87 138V139H86ZM110 138V139H109ZM140 138V139H139ZM143 138V139H142ZM162 138V140H161ZM170 138V139H167ZM178 138V139H177ZM192 138V139H191ZM225 138V140L223 139ZM228 140H227V139ZM28 139V140H27ZM30 139V140H29ZM38 139V140H37ZM49 142H48V140ZM53 139H55L56 141H53ZM60 139V140H59ZM65 141H64V140ZM96 139V140H94ZM99 139V140H98ZM126 139V141H124ZM142 139V140H141ZM147 139V140H145ZM152 139V141H151ZM183 139V140H182ZM191 139V140H190ZM196 139V140H194ZM201 139V140H200ZM239 140V143L238 141L236 140ZM243 139V140H242ZM245 139V140H244ZM251 139V140H250ZM252 139H255L252 140ZM262 139V140H261ZM34 140V141H33ZM43 140V141H42ZM47 140V141H46ZM63 140V141H62ZM74 140V142H72ZM94 140V141H93ZM108 140V141H107ZM118 140V141H117ZM122 142H121V141ZM144 140V141H143ZM156 140V141H155ZM164 140V141H163ZM169 140H171L169 142ZM173 140H176V141H173ZM179 140V141H177ZM186 140V142H184ZM194 140V142H193ZM204 140V141H202ZM227 140V142H226ZM260 140V141H259ZM32 141V142H31ZM46 141V142H45ZM64 143H62V142ZM66 141H70V143L66 142ZM114 141H117L114 143ZM131 141V142H130ZM133 141V142H132ZM188 141V142H187ZM217 141V143H216ZM222 141L224 142V144L222 143ZM248 141V142H247ZM37 142V143H36ZM48 142V144H47ZM55 142H57L56 144H54ZM82 142V143H81ZM90 144H89V143ZM98 142V144H97ZM104 142V144H103ZM105 142H110V143H105ZM113 142V144H112ZM121 142V143H120ZM146 142V145L145 143ZM159 142H162V143H159ZM174 142V144H172ZM184 142V143H183ZM202 145H201V143ZM211 142V143H210ZM234 144H233V143ZM248 143L245 144V143ZM257 142V143H256ZM7 143V144H6ZM31 143V144H30ZM37 145H36V144ZM39 143V144H38ZM52 145H51V144ZM61 143V144H60ZM72 143V144H71ZM78 143V144H77ZM83 143H85L83 146ZM138 143V144H137ZM147 143H149L147 145ZM186 143H190L188 145H186ZM198 143V144H197ZM204 143V144H203ZM218 144V145H215ZM221 143V145H220ZM230 143V144H229ZM231 143H232V146L234 145V147L236 146L237 148H234L231 146ZM238 144L237 145H235ZM2 144V145H1ZM102 144V145H100ZM112 144V146L110 145ZM133 144V145H132ZM143 144V145H142ZM160 144V145H159ZM162 144V145H161ZM180 146L179 148L177 147V145ZM241 144V145H240ZM262 144V145H261ZM5 147H4V146ZM14 145V146H13ZM20 145V146H19ZM23 145V146H22ZM39 145H41V148ZM71 145V146H69ZM93 145V147H92ZM105 145V146H104ZM141 145V146H140ZM155 145V146H154ZM164 145H166L164 147ZM190 145V146H189ZM194 145V146H193ZM209 145V146H207ZM224 145V146H223ZM250 145V146H249ZM261 145V146H260ZM4 148H3V147ZM19 146V147H18ZM37 146V147H35ZM53 146V147H52ZM58 146V147H57ZM68 146V147H67ZM80 146H83L80 147ZM99 146V147H98ZM113 146H115L113 148ZM125 146V148H124ZM127 146V147H126ZM154 146V147H153ZM161 146V147H160ZM163 146V147H162ZM183 146V147H182ZM193 146V147H192ZM221 146V147H220ZM10 147V148H9ZM60 147L62 148H67V149H60ZM74 147V148H73ZM76 147H80L82 148V150L79 148L77 149ZM88 147V148H87ZM92 147V148H91ZM108 147V149H107ZM110 147V148H109ZM129 147H131L129 149ZM141 147V148H140ZM146 148L147 150L145 151L144 148ZM162 148V150L160 148ZM177 148L175 149V151H172L174 148ZM188 149H187V148ZM203 147V148H202ZM208 147V148H207ZM225 147V148H224ZM228 147V148H226ZM232 147V149L230 148ZM248 147V148H247ZM252 147V148H251ZM256 147V148H255ZM22 148V149H21ZM32 148V149H31ZM34 148H37V149H41L44 153H42V155L40 156L39 154L35 153V150ZM50 148V149H49ZM86 148H87V151H86ZM90 148V149H89ZM94 148V149H93ZM97 148V149H95ZM121 150H120V149ZM124 148V149H123ZM160 149V150H157ZM196 150H194V149ZM199 148L201 151H199ZM207 150H206V149ZM219 148V149H218ZM221 148V149H220ZM230 148V149H229ZM240 148V149H239ZM244 148V149H242ZM246 148V150H245ZM70 149V150H69ZM74 149V150H72ZM102 149H103V152H102ZM106 149V150H105ZM111 149H114V150H111ZM119 149V150H118ZM166 149V150H165ZM169 149V150H167ZM179 149V150H178ZM190 149V150H189ZM210 149V150H209ZM225 152L229 151L226 155L224 154V151ZM236 149H238V151L236 153H234L236 151ZM242 149V151H240ZM7 153L8 155L11 154V158H6V154ZM61 150V151H60ZM65 150V151H64ZM104 150L105 152L107 153H104ZM183 150V151H182ZM188 150V152H187ZM192 150V151H191ZM221 150V152H219ZM234 150V151H232ZM250 150V151H249ZM253 150V152H252ZM257 150V152H256ZM261 150V151H260ZM13 151V152H12ZM64 151V152H63ZM77 151V152H76ZM94 151V152H93ZM100 154H98L97 153ZM114 151V152H113ZM120 151V152H119ZM126 151V152H125ZM138 151V152H137ZM142 151V152H141ZM150 151V152H149ZM152 151V152H151ZM160 151V152H159ZM178 151V152H177ZM186 151V153H185ZM198 151V152H197ZM207 151V152H205ZM210 151V152H209ZM218 151V152H216ZM245 151V152H244ZM247 151V152H246ZM34 152V153H33ZM64 153L63 155L67 158L65 159L64 156H60L61 153ZM67 152V153H66ZM72 152V153H71ZM122 152V153H121ZM136 152V154L134 153ZM143 152H148L147 154L146 153H143ZM154 152L156 154H154ZM168 152V153H167ZM193 152V153H191ZM199 155L198 157L196 156L197 154L194 155V153H196ZM232 152V153H231ZM241 154H240V153ZM255 152V153H254ZM260 152V153H258ZM4 153V154H3ZM70 153V155H69ZM89 153V154H88ZM92 153V154H91ZM94 153V154H93ZM97 153V155H96ZM133 153V154H132ZM185 153V154H184ZM189 153V154H187ZM200 153V154H199ZM202 153V154H201ZM211 153V154H209ZM217 153V154H215ZM219 153V154H218ZM222 153V154H221ZM232 155H230V154ZM239 153V154H238ZM244 153V154H243ZM3 154V157L1 156ZM45 154V155H44ZM68 154V155H67ZM87 154V155H86ZM119 154V155H118ZM122 154V155H120ZM138 154V156H137ZM160 154V155H159ZM173 154V156H172ZM179 154V155H178ZM187 154V155H186ZM194 156H192V155ZM214 154V155H213ZM220 154L222 156H220ZM223 154L226 156H223ZM236 154V155H235ZM246 154V155H245ZM251 154H253V157L251 156ZM255 154V155H254ZM258 154V155H257ZM261 154V155H260ZM30 155V156H29ZM33 155V156H32ZM51 155V156H50ZM78 155H81V156H78ZM130 155V156H129ZM133 155L134 158H133ZM141 155V157H140ZM143 155V156H142ZM151 155V156H149ZM156 155V156H155ZM159 155V156H158ZM181 155V156H180ZM189 155V156H188ZM203 157H202V156ZM211 157H209V156ZM243 155V156H241ZM248 155V156H247ZM263 155V156H262ZM16 156V157H15ZM26 156V157H25ZM45 156V157H43ZM59 156V157H58ZM90 156H91V160H90ZM95 156V157H93ZM105 156V158H104ZM129 156V158H128ZM163 156V159L160 160ZM188 156V157H186ZM193 159H192V157ZM231 156V157H230ZM240 156V157H239ZM251 158H250V157ZM15 157V158H14ZM18 157V158H17ZM33 157V158H32ZM40 157V162L36 164V161L38 158ZM42 157V158H41ZM64 157V158H63ZM76 157H78L76 159ZM98 157V158H97ZM99 157L101 159H99ZM109 160H107L106 159ZM127 159H126V158ZM136 157V158H135ZM141 159H140V158ZM156 157H158L157 159H155ZM166 157V158H165ZM167 157L169 158V160L167 161ZM171 157V158H170ZM175 157V159H174ZM202 157V158H201ZM2 158V159H1ZM63 160H62V159ZM70 160V163H69V160ZM71 158H74L72 160H74L72 162ZM81 158V159H80ZM88 158V159H86ZM94 158V159H93ZM96 158V159H95ZM116 158V159H115ZM151 158H153L151 160ZM182 158V160H181ZM200 158V159H199ZM219 158V159H218ZM234 158V159H233ZM246 158V159H245ZM248 158V159H247ZM262 158V160H261ZM34 159V161H33ZM65 159V160H64ZM77 161H76V160ZM99 159V160H98ZM103 159V160H102ZM106 159V160H105ZM114 161H113V160ZM125 159V160H124ZM130 159V160H129ZM144 159H146L147 161H144ZM171 159H174L173 160V163L171 161ZM178 159V160H177ZM187 159V161H186ZM191 159H192V162H191ZM195 159H199V164L198 163V160H195ZM203 159V160H202ZM206 161H205V160ZM215 159V160H214ZM218 159V160H217ZM231 159V160H230ZM10 160V161H9ZM60 160V161H59ZM94 160H96L94 162ZM103 162H102V161ZM127 160V162H126ZM133 160V161H131ZM160 160V161H159ZM193 160H194V163H193ZM219 162H217V161ZM9 161V162H8ZM57 161V162H56ZM62 161V162H61ZM64 161V162H63ZM76 161V162H75ZM79 161V162H78ZM82 161V162H81ZM108 163H106V162ZM119 161V162H118ZM123 161L124 163L122 164ZM135 161V163H134ZM144 161V162H143ZM150 161H151V164H150ZM166 161V164L164 165ZM181 161V164L179 165V162ZM184 161V162H183ZM190 161V162H189ZM196 161V162H195ZM204 161V162H203ZM225 161V162H224ZM229 161V162H228ZM243 161V162H242ZM253 161V162H252ZM43 162H45L43 164ZM55 162V163H54ZM61 162V163H60ZM89 162H92L90 164H88ZM103 164H101V163ZM153 162V163H152ZM154 162H155V165H154ZM168 162V163H167ZM218 163V164H215ZM228 162V163H227ZM232 162V163H231ZM255 162V163H254ZM263 164H262V163ZM13 163L15 165H13ZM32 163V164H31ZM57 163V164H56ZM60 163V164H58ZM76 163V164H75ZM85 163V164H84ZM96 163V164H94ZM117 163V164H116ZM119 163V164H118ZM128 165H125L127 164ZM133 163L135 165H133ZM144 163V164H143ZM177 163V164H176ZM193 163V164H192ZM196 163V164H195ZM213 163V164H211ZM225 163V164H224ZM253 163V164H252ZM28 164V165H27ZM64 164V165H63ZM68 165V168H67V165ZM75 164V165H73ZM94 164V165H92ZM97 164H100V166H98L96 169L95 166H97ZM143 164V165H142ZM153 164V165H152ZM168 164V165H167ZM185 164V165H184ZM190 164V165H189ZM205 164V165H204ZM211 164V165H210ZM222 164V165H220ZM224 164V165H223ZM227 164V165H226ZM230 164H233V167L232 165ZM241 164V165H240ZM243 164V165H242ZM2 165V166H1ZM17 165V168L18 170H15L14 168L16 167ZM24 165V166H23ZM31 167H30V166ZM44 165V166H43ZM64 167H63V166ZM73 167H72V166ZM90 165V166H89ZM123 165V166H122ZM139 165H141L142 167H140ZM177 165V166H176ZM182 165V166H181ZM193 168H191L192 166ZM205 167H204V166ZM210 165V166H209ZM218 167H216V166ZM240 165V166H239ZM245 165V166H244ZM257 165V166H255ZM11 168H10V167ZM13 166V167H12ZM23 166V167H22ZM28 166V167H27ZM41 166V167H40ZM49 166V167H48ZM58 166V167H57ZM75 166V167H74ZM83 166V167H82ZM117 166V167H116ZM121 166V167H120ZM138 166V167H137ZM148 166V167H147ZM152 166V167H150ZM162 166V167H161ZM164 166V167H163ZM174 166V167H173ZM185 166V167H183ZM189 166V167H188ZM202 166V167H201ZM212 166H213V169H212ZM222 166V168H220ZM226 167L227 169L225 170L224 167ZM245 168H244V167ZM247 166V167H246ZM249 166V167H248ZM9 167V168H8ZM27 167V168H26ZM42 167L44 169H42ZM56 167V168H55ZM92 167V168H91ZM102 167V168H100ZM104 167V168H103ZM114 167V168H112ZM129 167V168H128ZM144 167V168H143ZM181 167V168H180ZM188 167V168H187ZM203 167L205 169H203ZM215 167V168H214ZM236 167V168H235ZM254 167V169H252ZM5 168V169H4ZM20 168V169H19ZM26 168V169H25ZM38 168V169H37ZM85 168V169H84ZM89 168V169H88ZM119 168V169H118ZM133 168V169H132ZM136 168V169H135ZM140 168V169H139ZM143 168V169H142ZM160 168V170H159ZM190 168V169H189ZM200 168V169H199ZM229 168V169H228ZM238 168V169H237ZM241 170H240V169ZM262 171H261V169ZM10 169V170H9ZM12 169V170H11ZM53 169V170H52ZM58 169V170H57ZM61 169V170H60ZM72 169V170H70ZM100 169V170H99ZM103 171H102V170ZM142 169V170H141ZM146 169V170H145ZM149 169V170H148ZM166 169V170H165ZM171 169V170H169ZM208 169V170H207ZM210 169V170H209ZM236 170V173L235 170ZM251 169V170H250ZM29 170V171H28ZM37 170V171H36ZM42 170V171H41ZM51 170L53 173H56L58 172V174H52L51 173ZM98 170V172H97ZM141 170V171H140ZM155 170V171H154ZM164 170V172H163ZM168 170V171H167ZM175 170V171H174ZM181 170V171H180ZM202 170V172H201ZM205 170V171H204ZM253 170V171H252ZM260 170V171H259ZM4 171V172H2ZM9 171V172H8ZM55 171V172H54ZM76 171V172H75ZM84 171V172H82ZM105 171V172H104ZM107 171V172H106ZM116 171V172H115ZM121 171V172H120ZM124 171V172H123ZM147 171V172H146ZM166 171V172H165ZM178 171V172H177ZM180 171V172H179ZM183 171V172H182ZM188 171H191V172H188ZM195 171V172H193ZM204 171V172H203ZM212 173H211V172ZM214 171V172H213ZM222 173H221V172ZM247 171V172H246ZM252 171V172H251ZM256 171V172H255ZM259 171V172H258ZM42 172V174H41ZM60 172H66V173H60ZM68 172V173H67ZM78 172V173H77ZM88 172V174H87ZM104 172V173H103ZM111 172V173H110ZM128 172V173H127ZM135 172V173H133ZM146 172V173H145ZM178 174H176V173ZM188 172V173H187ZM197 172H201L202 174H198ZM206 172V173H205ZM219 172V173H218ZM239 172V173H238ZM255 172V173H254ZM261 172V173H260ZM22 173V174H21ZM25 173V174H24ZM33 173V174H32ZM49 173V174H48ZM51 173V174H50ZM99 173V174H98ZM102 173V175H101ZM114 173V174H113ZM115 173H116V176H115ZM120 173V174H119ZM137 173V174H136ZM157 173V174H156ZM183 173V174H182ZM192 173V174H191ZM195 173V174H194ZM209 175H208V174ZM215 173V175H214ZM218 173V174H217ZM221 173V174H220ZM228 173V175H227ZM234 173V174H233ZM257 173V174H256ZM31 174V175H30ZM39 174V175H38ZM63 174V176H62ZM66 174V175H65ZM73 176H72V175ZM87 174V175H86ZM96 174V175H95ZM112 174V175H111ZM126 174V175H125ZM129 174V175H128ZM133 174V175H132ZM135 174V175H134ZM140 174V175H139ZM144 176H143V175ZM176 174V176H175ZM221 176H220V175ZM222 174H223V178H222ZM233 174V175H232ZM247 176H246V175ZM252 174V175H250ZM20 175V176H19ZM22 175V176H21ZM52 175V176H51ZM71 175V176H70ZM76 178H75V176ZM108 175V176H107ZM124 175V176H123ZM128 175V176H127ZM159 175V176H158ZM211 175V177H210ZM227 175V176H226ZM231 175L233 176L232 178H234L232 180L231 178ZM235 175V176H234ZM237 175V176H236ZM243 177H242V176ZM250 175V176H248ZM255 175V176H254ZM8 176V177H6ZM33 179H32V177ZM44 176V177H43ZM49 176V177H48ZM55 176V177H54ZM70 177L69 179L67 177ZM81 178H80V177ZM83 176V177H82ZM97 178H95V177ZM100 176V178H99ZM111 176V177H110ZM132 176V177H130ZM147 176V177H146ZM148 176H150V178H148ZM157 176V177H156ZM169 176V177H167ZM180 176V177H179ZM193 176V177H192ZM215 176V177H214ZM239 176V177H238ZM260 176V177H259ZM26 181H24L25 179ZM31 177V178H30ZM37 177V178H36ZM39 177V178H38ZM54 177V178H53ZM74 177V180H71L73 179ZM87 177V178H86ZM125 177V178H124ZM127 177V178H126ZM130 177V178H129ZM139 177V178H137ZM155 177H156V180H155ZM162 177V178H161ZM178 177V180L176 179ZM183 177V178H182ZM198 177V178H197ZM228 177L230 179H228ZM236 177V178H235ZM242 177V178H241ZM255 177V178H253ZM22 178V179H21ZM47 178V179H46ZM52 178L54 180H52ZM58 181H56L57 179ZM61 178V179H60ZM66 178V179H65ZM80 178V179H79ZM84 180H83V179ZM86 178V179H85ZM89 178V179H88ZM92 178V179H91ZM94 178V179H93ZM102 178V179H101ZM114 178V179H113ZM130 180H129V179ZM141 178V179H140ZM143 178V179H142ZM153 180H152V179ZM173 178V179H172ZM182 178V179H181ZM193 178V179H192ZM202 180H201V179ZM214 178V179H213ZM216 178V179H215ZM218 178V180H217ZM250 178V179H249ZM263 178V179H262ZM21 179V180H20ZM36 181H35V180ZM41 179V180H40ZM77 179V180H76ZM82 179V180H81ZM88 179V181H87ZM96 179V180H95ZM118 179V180H117ZM120 179V180H119ZM166 179V180H165ZM175 179L179 182H176ZM186 179V181L184 180ZM226 179V180H225ZM238 179V180H237ZM247 179V180H246ZM249 179V180H248ZM260 180V183L257 184L256 182H258V180ZM13 182H12V181ZM48 180V181H47ZM52 180V182H51ZM94 180V181H93ZM104 180H105V183H104ZM114 180V182H113ZM122 180V181H121ZM155 180V181H154ZM171 180V181H169ZM185 182H184V181ZM187 180L189 182H187ZM206 182H205V181ZM213 180V181H212ZM221 180V181H219ZM229 180V181H228ZM244 180V181H243ZM254 180V181H253ZM41 184H40V182ZM43 181V182H42ZM50 181V183H49ZM57 183H56V182ZM66 181V182H65ZM69 181V182H68ZM98 181V183H97ZM100 181V182H99ZM102 181V182H101ZM118 183H117V182ZM132 181V183H131ZM135 181V182H133ZM146 183H145V182ZM150 181V182H148ZM152 181V182H151ZM157 181V183H156ZM159 181V182H158ZM181 181V182H180ZM198 181V182H197ZM201 181V182H200ZM210 181V182H209ZM224 181V182H223ZM232 181V182H230ZM234 181V182H233ZM246 181H248V184ZM35 182V184H34ZM37 182V183H36ZM47 182L49 184H47ZM72 182V183H71ZM75 182L77 184H75ZM83 182V184H82ZM88 182V183H87ZM92 184L90 185L89 183ZM112 185H111V183ZM120 182V183H119ZM129 182V183H128ZM140 182H142L140 184ZM154 182V183H153ZM163 184L164 187H161V183ZM176 184H175V183ZM195 184H194V183ZM223 182V183H222ZM235 182H237L235 184ZM245 184H244V183ZM252 182V183H251ZM256 183V186H255V183ZM14 183V184H13ZM33 183V184H32ZM54 183V184H53ZM61 183H64V184H61ZM71 183V185H69ZM107 183V184H106ZM128 183V184H127ZM138 183V184H137ZM187 183V184H186ZM198 183V184H196ZM204 183V188H201L200 187H203V184ZM208 183V184H207ZM219 185H218V184ZM232 183V184H231ZM233 183L235 186L238 185L237 189L235 186H233ZM19 184V185H18ZM22 184V185H21ZM30 184V185H29ZM58 184V188H57V185ZM82 184V185H81ZM89 184V185H88ZM98 184V185H97ZM100 184V185H99ZM107 185V186H104V185ZM124 184V185H123ZM133 184V185H132ZM137 186H136V185ZM143 184V185H142ZM158 184V185H157ZM172 184V185H170ZM186 184V185H185ZM192 184V186H191ZM208 187H207V185ZM222 184V185H221ZM248 184V185H247ZM252 184V186H251ZM8 187H7V186ZM10 185V187H9ZM21 185V187H20ZM38 185H41L39 189V186ZM44 185V186H43ZM47 185V186H46ZM49 185V186H48ZM74 185H78V186H74ZM87 185V186H86ZM97 185V187H95ZM111 185V186H110ZM117 185V187H116ZM125 185L127 187H125ZM131 185V186H130ZM141 185V186H140ZM157 185V187H156ZM168 185V186H167ZM171 187H170V186ZM189 185V186H188ZM197 185V187H196ZM210 185H212L210 187ZM226 185V186H225ZM231 185V186H230ZM240 185V186H239ZM254 185V187H253ZM13 186V188H12ZM16 186V188H15ZM26 186V187H25ZM44 188H43V187ZM51 186V187H50ZM61 188H60V187ZM72 186V187H71ZM74 186V187H73ZM93 186V187H91ZM101 186V188H100ZM102 186L105 188H102ZM109 186V187H108ZM134 186V187H133ZM140 186V187H139ZM146 186V187H145ZM148 186V188H147ZM151 186V189H149ZM155 186V187H154ZM174 186V187H173ZM180 186V189L178 188ZM195 186V187H194ZM200 186V187H199ZM216 186V187H215ZM219 186L221 188H219ZM230 187L228 189V187ZM248 186H251V187H248ZM47 187V188H46ZM49 187V189H48ZM55 187V188H54ZM64 187V188H63ZM68 187H70L68 189ZM77 187V188H76ZM130 187V189H129ZM137 187V188H136ZM142 187V188H141ZM153 187V188H152ZM170 187V188H169ZM176 187V189H174ZM207 187V188H206ZM227 187V188H226ZM20 188V189H19ZM38 189L40 192H41V202L37 199L39 198H35L37 197V193H36V189ZM47 192H46V190ZM51 188V189H50ZM111 188V189H110ZM117 189L114 191V189ZM121 190H120V189ZM145 188V189H144ZM156 188V189H155ZM161 188V190H160ZM167 188V190H166ZM183 188V189H182ZM191 188V189H190ZM197 188V189H195ZM210 190H209V189ZM215 188V189H213ZM241 188V189H239ZM244 188V189H243ZM247 188H250L247 190ZM255 188V189H254ZM262 188V189H261ZM17 189V190H16ZM42 189L44 191H42ZM54 189V190H52ZM67 191H66V190ZM80 189V190H79ZM89 189V190H88ZM124 189V190H123ZM129 192H128V190ZM144 189V190H143ZM159 189V190H158ZM179 189V190H178ZM187 189V190H186ZM190 189V190H189ZM203 189V190H202ZM219 189V190H218ZM225 189V190H224ZM228 189V190H227ZM234 189V190H232ZM3 190V191H1ZM9 190V191H8ZM51 190V191H50ZM69 191V193L67 194ZM79 190V192H78ZM84 190V191H83ZM92 190V191H91ZM98 190V191H97ZM111 190V191H109ZM141 190V191H140ZM148 190V191H147ZM163 190H166L165 193ZM172 192H170V191ZM176 190V192H179V193H176L174 192ZM205 190V192H204ZM217 190V191H216ZM221 190V191H220ZM252 190V191H251ZM255 190V191H254ZM33 193H32V192ZM54 191V192H53ZM59 191V192H58ZM81 191V192H80ZM88 191V193H87ZM109 191V193H108ZM125 191V192H124ZM131 191V192H130ZM135 191V192H134ZM150 191V192H149ZM160 191V192H159ZM199 191V192H198ZM202 191V192H200ZM212 191V192H211ZM216 191V192H215ZM250 191V192H249ZM254 191V193H253ZM27 192V193H25ZM44 192L46 194H44ZM53 194H51V193ZM60 193V194H63L64 195V203H69V207L66 208V206H68V204L64 205L63 202L62 205L61 203H59L56 199H57V193ZM62 192V193H61ZM90 192V193H89ZM91 195V193H93ZM97 192V193H96ZM114 194H112V193ZM144 192V193H142ZM152 192V193H151ZM196 192V193H195ZM215 192V193H214ZM220 192V193H219ZM223 192V193H222ZM235 192V193H234ZM247 192V193H245ZM19 195H18V194ZM21 193V194H20ZM87 193V194H86ZM99 193V194H98ZM108 194L103 196V194ZM126 194L128 196H124L123 195ZM134 193V194H133ZM149 193V194H148ZM175 193V194H174ZM194 193V194H193ZM204 193V194H202ZM220 195H219V194ZM222 193V194H221ZM239 193V194H238ZM242 193V194H241ZM244 193V194H243ZM250 193V194H249ZM257 193V194H256ZM14 194V195H13ZM17 194V195H15ZM122 196H121V195ZM133 194V195H132ZM137 194V195H136ZM140 194V195H139ZM142 194V195H141ZM153 194V195H152ZM157 194V195H156ZM165 194V195H164ZM185 196H183V195ZM190 194V195H189ZM198 194V196H197ZM209 194V196H208ZM217 194V195H216ZM232 194V196H231ZM235 194V195H234ZM246 194V195H245ZM256 194V195H255ZM22 195V196H21ZM26 195V196H25ZM86 195V196H85ZM110 195V196H109ZM149 195V196H148ZM164 197H163V196ZM168 195V196H166ZM178 195V197H177ZM189 195V197H188ZM193 195V196H192ZM241 195V196H240ZM250 195V196H248ZM11 196V197H10ZM21 196V197H20ZM23 196L25 197V199L23 198ZM30 198H28V197ZM46 196V197H45ZM51 198H50V197ZM94 196V197H93ZM119 197V199L117 200V198ZM134 196V197H132ZM147 196V197H146ZM151 196V197H150ZM170 196V197H169ZM182 196V197H181ZM201 196V197H199ZM206 196V198H205ZM223 196V197H222ZM229 196V197H228ZM244 196V197H243ZM4 197V198H3ZM18 198H21V199H17ZM50 199H49V198ZM56 199H55V198ZM91 197V199H90ZM98 197V198H97ZM105 197V198H104ZM109 197V198H107ZM116 197V198H115ZM136 197V198H135ZM154 197V199L152 198ZM156 197V198H155ZM173 197V198H172ZM175 197V198H174ZM195 197V198H194ZM198 197V198H197ZM208 197V198H207ZM217 197V198H216ZM27 198V200H26ZM44 198H45V201L47 199V203L43 202L44 201ZM84 198V199H83ZM101 198V199H100ZM121 198V199H120ZM123 198V199H122ZM129 198V200H128ZM149 198V199H148ZM160 198V199H158ZM166 203H165V200ZM178 198V199H177ZM203 198V199H202ZM224 199L222 200L221 199V202L219 199ZM228 198V199H226ZM230 198V200H229ZM234 198V199H233ZM242 201H240V199ZM259 198V199H258ZM262 198V200H261ZM18 201H17V200ZM31 199V200H30ZM34 199H35V202H34ZM49 199V200H48ZM75 201H74V200ZM78 199V200H77ZM83 199V200H82ZM89 199V200H87ZM96 200L94 202H92L93 200ZM106 199V200H105ZM142 199V200H141ZM153 201H152V200ZM164 201H163V200ZM174 199V200H173ZM176 199L178 201H176ZM185 199V200H184ZM190 201H189V200ZM197 199V200H196ZM205 199V200H204ZM214 199H216L215 201L217 202H214ZM237 199V200H236ZM25 200V201H23ZM29 200V201H28ZM33 200V201H32ZM37 200V201H36ZM109 200V201H108ZM118 204L117 203V201ZM128 200V202H127ZM181 200V201H180ZM201 201V202H196V201ZM209 200V201H208ZM259 200V201H258ZM261 200V202H260ZM9 201V203L7 202ZM11 201V203H10ZM15 201H17L15 203ZM22 203H20V202ZM51 201V202H50ZM57 201V202H56ZM68 201V202H67ZM80 201V202H79ZM81 201H84V202H81ZM87 201V202H86ZM89 201V202H88ZM113 201V202H112ZM122 201V202H121ZM135 201V202H134ZM138 201V203H137ZM147 201V202H145ZM150 201V202H149ZM176 201V202H175ZM183 201V204L181 205L180 202ZM185 201V202H184ZM189 201V202H188ZM203 201V202H202ZM227 201V202H226ZM232 205H230L229 203ZM246 201V202H244ZM255 201V203H254ZM13 202V203H12ZM28 202V203H27ZM32 202V204H31ZM41 203V205L38 207V204H35V203ZM44 204H43V203ZM116 202V204L113 205V203ZM156 202V203H155ZM162 202V203H161ZM192 202V203H191ZM196 202V203H195ZM209 202V203H208ZM213 202V203H212ZM224 205H221L223 204ZM253 202V203H252ZM2 203V204H1ZM18 203V204H17ZM52 204L53 206H50L49 207V204ZM59 203V204H58ZM76 203V205H75ZM82 203V205H81ZM83 203H84V207H83ZM88 203V204H87ZM95 205H93V204ZM107 203V204H106ZM123 203V204H122ZM133 206H131V204ZM152 203V204H150ZM178 203V204H177ZM196 204V205H192V204ZM200 205L198 206L197 205ZM206 203V204H205ZM215 203V204H214ZM12 204V205H11ZM45 204H47L45 206ZM58 204V205H56ZM73 204V205H72ZM80 204V206H79ZM91 204V205H90ZM118 204V205H117ZM135 204V205H134ZM138 204V205H137ZM143 204V205H142ZM158 204V205H157ZM162 204H165L162 205ZM176 204V205H175ZM184 204L186 206H184ZM190 206H189V205ZM212 204V205H211ZM221 205V206H218V205ZM238 204H241V205H238ZM246 204V205H245ZM254 204V205H253ZM3 205V206H2ZM15 205V206H14ZM19 207H18V206ZM22 205V206H20ZM25 205V206H24ZM27 205V206H26ZM37 206V209L36 207L33 209L34 206ZM44 205V206H43ZM56 205V206H55ZM64 205V207H63ZM72 205V206H70ZM87 207L88 205V209L85 207ZM109 205V206H108ZM111 205L112 208H111ZM120 205V206H119ZM126 207H123L125 206ZM130 205V206H129ZM141 207H140V206ZM147 207H146V206ZM153 205V206H152ZM170 205V206H169ZM173 205V206H172ZM188 205V206H187ZM203 205V206H202ZM216 205V206H215ZM234 205V206H233ZM8 206V208H7ZM11 206V207H10ZM15 208H14V207ZM43 206V207H42ZM55 206V207H54ZM91 206V207H90ZM116 206V207H115ZM139 206V211L136 209L138 208ZM192 206V208H190ZM194 206V207H193ZM208 206V207H206ZM212 206V207H211ZM232 206V207H231ZM249 206V207H248ZM252 206V207H251ZM257 206V207H256ZM260 206V207H258ZM17 207V208H16ZM42 207V208H41ZM46 207V208H45ZM54 207V208H52ZM62 207V209H60ZM71 207V208H70ZM73 207V208H72ZM75 207V208H74ZM81 209H80V208ZM94 207V208H93ZM100 207V208H99ZM105 207V208H104ZM108 207V208H106ZM117 207H118V210H117ZM128 207V208H127ZM133 207V208H131ZM136 207V208H134ZM149 207V209H148ZM158 207V208H157ZM175 207V208H174ZM178 207V208H176ZM184 207H189L190 209L186 212L185 211V208ZM196 207V208H195ZM200 207V208H199ZM203 207V208H202ZM206 207V208H204ZM214 207V208H213ZM218 207V208H217ZM223 207V208H222ZM230 207V208H228ZM235 209H234V208ZM238 207V208H236ZM239 207L240 208V212H239ZM248 207V208H247ZM255 207V208H253ZM15 210H14V209ZM56 208V209H55ZM64 208V209H63ZM93 208V209H92ZM170 208V209H169ZM171 208H174V209H171ZM183 208V209H182ZM210 209L209 210H206V209ZM216 209V211H218V213L214 210ZM246 208H247V212H244L246 211ZM253 208V209H251ZM41 209V210H40ZM60 209V210H58ZM75 209L77 212H75ZM87 209V210H86ZM90 209V210H89ZM132 209V210H131ZM156 209H159L160 212H158L159 210L156 211ZM167 209V210H166ZM192 209V210H191ZM198 209V211H197ZM228 209V211L226 210ZM230 209V210H229ZM253 210V211H250V210ZM9 210V211H7ZM37 210V211H36ZM51 210V213L50 211ZM62 210V211H61ZM72 210V212L70 211ZM101 210H103L102 212L103 213H100ZM110 212H108V211ZM112 210V211H111ZM114 210V211H113ZM121 210V211H120ZM127 210V211H126ZM151 210H154V211H151ZM162 210H164V212H162ZM197 211L198 213L194 212V211ZM232 210V211H231ZM259 210H262L259 211ZM12 211L13 214H12ZM22 211V212H21ZM28 211V212H27ZM39 211V212H38ZM45 211V212H43ZM56 211V212H55ZM67 211V212H66ZM69 211V212H68ZM86 211V212H85ZM98 211V213H97ZM129 211H131V213H129ZM134 211V212H133ZM143 211V212H142ZM151 211V212H149ZM181 211V212H180ZM183 211V212H182ZM190 211V212H189ZM205 211V212H204ZM227 211V213H226ZM230 211V213H229ZM250 211V212H249ZM258 211V212H257ZM6 212V213H4ZM8 212V213H7ZM10 212V213H9ZM18 212V213H17ZM26 212V213H25ZM35 212V213H34ZM37 212V214H36ZM41 212V213H40ZM59 212L60 215H59ZM64 212V213H63ZM75 214H74V213ZM80 212V213H79ZM88 212V213H87ZM108 214L106 215L105 214ZM124 212V213H123ZM141 212L142 214L145 216V217H142L143 215H141ZM154 212V213H153ZM158 212V213H157ZM164 214H162V213ZM168 212V213H167ZM194 212V213H193ZM204 212V213H203ZM239 212V213H238ZM249 212V213H248ZM256 212V213H254ZM261 212V213H260ZM3 213V215H2ZM24 213V214H23ZM54 213H56V215H53ZM82 213V214H81ZM97 213V215H96ZM122 213V214H121ZM161 213V214H160ZM184 213V215L182 214ZM193 213L195 216H191V214ZM201 215H200V214ZM208 213V214H207ZM221 213V214H220ZM226 213V214H225ZM248 213V214H247ZM255 215H254V214ZM15 214V215H14ZM23 216H22V215ZM30 214V215H29ZM44 214V215H43ZM63 217H62V215ZM70 214V215H69ZM72 214V215H71ZM78 214V216H77ZM80 214V215H79ZM84 214V215H83ZM87 214V216H86ZM90 217H88L89 215ZM122 216H121V215ZM130 214V215H128ZM132 214V215H131ZM151 214V215H150ZM168 214V216H166ZM180 214V216H179ZM182 214V215H181ZM189 214V215H188ZM192 214V215H193ZM198 214V215H197ZM213 214V218L209 215ZM216 214V215H215ZM235 214V215H234ZM252 214V215H251ZM257 214V215H256ZM259 214V216H258ZM7 218H6V216ZM14 215V218L13 216ZM21 215V216H20ZM24 215H26L24 218ZM37 215V216H36ZM49 215V216H48ZM57 215L58 217L60 218H57ZM75 215V217H74ZM93 215V217H91ZM117 215V216H116ZM141 215V216H139ZM160 215V216H159ZM202 217H200V216ZM208 215V216H207ZM220 215H222V217H224V215H226V217L223 218V221H220L222 219H219V218H222V217H219ZM28 216V218H27ZM35 216V217H34ZM39 216L41 218H39ZM55 216V217H54ZM62 218H61V217ZM66 219H65V217ZM69 216V217H68ZM77 216V217H76ZM85 216V217H84ZM106 216V217H104ZM111 216L113 218H111ZM119 216V217H118ZM131 216V217H130ZM133 216V218H132ZM139 216V217H138ZM154 218V220L151 218ZM162 216V217H161ZM165 216V217H164ZM176 216V217H175ZM183 216V217H182ZM229 216V217H228ZM243 218H242V217ZM246 216L248 217V220H246ZM255 217L256 220L260 219L259 221H256L255 219L253 218H250V217ZM21 217V218H20ZM72 217V219H70ZM81 217V218H80ZM104 217V218H103ZM111 219H110V218ZM114 217H116V221L118 222H114ZM125 217V218H123ZM137 217V218H136ZM164 217V218H163ZM172 217V219H170ZM196 217V218H194ZM200 217V218H199ZM259 217V218H258ZM33 218V219H32ZM37 218V219H36ZM55 218V220H54ZM103 221V224H102V221ZM109 218V220L107 219ZM120 218V219H119ZM156 218V219H155ZM158 218V219H157ZM167 218V219H165ZM174 218V219H173ZM179 218V219H178ZM193 218V219H192ZM210 220H209V219ZM215 218V219H214ZM232 218V219H231ZM235 218V219H234ZM13 219V220H11ZM29 219V220H27ZM58 219V220H57ZM63 219V220H62ZM70 219V221L68 220ZM89 219V220H88ZM91 219V220H90ZM105 219V220H104ZM107 219V220H106ZM118 219V220H117ZM126 219V220H125ZM131 219H135V220H131ZM177 219V220H176ZM189 219V220H188ZM192 219V220H191ZM197 219V220H196ZM199 219V220H198ZM226 219V220H224ZM229 219V220H228ZM238 219H240L238 221ZM251 219V220H250ZM20 220V222H19ZM22 220V221H21ZM31 220V222H30ZM36 220V221H34ZM65 220V222H64ZM85 222V224L87 223V220H88V223L87 225H85L84 223H81L82 221ZM86 220V221H85ZM93 220V221H92ZM112 220V221H111ZM125 220V221H124ZM141 220V221H140ZM170 220V221H169ZM179 220V221H178ZM184 220V221H183ZM202 220V221H201ZM207 220H209L208 222L211 221V223H207ZM217 220L218 222L221 224L223 223L222 225L224 226H221L219 225V223H217ZM235 221V224H234V221ZM250 220V222H249ZM4 221V222H3ZM40 221V222H39ZM49 221V222H47ZM61 221V222H59ZM63 221V222H62ZM76 221V222H75ZM81 221V222H80ZM91 221V222H89ZM96 223H95V222ZM105 221V222H104ZM107 221V222H106ZM123 221V222H122ZM135 221V222H134ZM140 221V222H139ZM143 221V222H142ZM146 221V222H145ZM181 221V222H180ZM187 221V222H186ZM191 221V222H190ZM194 221V223H193ZM199 221V222H198ZM212 221H216V222H213L212 224ZM227 221V222H225ZM243 221V222H242ZM253 221V222H252ZM261 221V222H260ZM24 222V223H23ZM31 224H30V223ZM38 222V223H37ZM70 222V223H69ZM74 222V224H73ZM81 224H80V223ZM111 222V223H110ZM128 222V223H127ZM131 222V223H130ZM162 222V223H161ZM171 222V223H170ZM174 222V223H173ZM180 224H179V223ZM233 222V223H232ZM237 222V223H236ZM12 223V224H11ZM14 223L17 225H14ZM21 223V224H20ZM48 223V224H47ZM55 223V225H54ZM59 223V224H58ZM79 223V224H78ZM107 225H106V224ZM115 223V225H113ZM121 223V224H120ZM133 223V224H132ZM139 223V225H138ZM144 223V224H142ZM149 223V225H147ZM152 223V224H151ZM157 223V224H156ZM184 223V224H183ZM187 223V224H186ZM190 223L192 224L190 226ZM198 225H197V224ZM200 223V224H199ZM204 223V224H203ZM207 223V224H206ZM217 223V224H216ZM226 223L227 226L225 225ZM231 223V225H229ZM240 223V224H239ZM9 224V226H8ZM26 224V226H25ZM30 224V226H29ZM39 224V225H38ZM57 224L59 226H57ZM62 224V225H61ZM66 224V225H64ZM92 226H91V225ZM95 226H94V225ZM100 224V226H99ZM102 224V225H101ZM109 224H111L112 227H114L112 229L111 226H109ZM123 224L126 226H123ZM143 226H141V225ZM162 224H164L162 226ZM168 224V225H167ZM171 224H174L175 226L173 227V225L171 226ZM189 224V225H188ZM211 224V225H210ZM237 224V225H236ZM238 224L241 225V227L238 228ZM244 224V227H242ZM250 224V225H249ZM14 225V226H13ZM19 225V226H18ZM34 225V227H33ZM42 225V227L40 228V226ZM45 225V226H44ZM53 227H51V226ZM74 225V227L72 226ZM76 225V226H75ZM81 225V226H80ZM147 225V226H146ZM156 225V227H154ZM205 225V227H204ZM218 225V226H217ZM252 225H253V231L250 229L252 228ZM4 226V227H3ZM7 226V227H5ZM24 226L26 228H24ZM38 226V228H36ZM56 229H55V227ZM61 226V227H60ZM64 226V227H63ZM66 226H69L66 227ZM90 226V228H89ZM102 227V229L100 228L98 230V227ZM107 227V229L105 227ZM123 226V228H122ZM141 228H139V227ZM159 226V227H158ZM167 226V227H166ZM178 228H177V227ZM185 226V227H184ZM200 226V227H198ZM223 228H221V227ZM228 227V229L226 227ZM231 226V227H230ZM245 226L248 228L245 229ZM251 226V227H250ZM254 226H256L254 228ZM262 226V227H261ZM11 227V228H10ZM22 227V228H21ZM28 227V228H27ZM33 227V228H32ZM43 227L45 228V230L43 229ZM73 227V228H72ZM80 227V228H79ZM88 227V228H86ZM96 227V228H95ZM111 227V228H110ZM117 227V228H116ZM120 227V228H119ZM125 227V228H124ZM164 227V229H163ZM192 227V228H190ZM203 227V229L201 228ZM207 227V228H206ZM212 227V228H211ZM217 229H216V228ZM250 227V228H249ZM16 231L14 232L15 229ZM18 228H21L18 229ZM35 228V229H34ZM68 230H66V229ZM76 230H75V229ZM81 232H80V230ZM84 228V229H83ZM86 228V229H85ZM105 228V229H104ZM117 230H116V229ZM123 229V231L119 230V229ZM131 228H133L132 230H130ZM138 228H139V231H138ZM149 228V229H148ZM152 228V229H151ZM159 231H158V229ZM188 228V229H187ZM209 228V229H208ZM220 228V229H219ZM238 228V229H237ZM263 228V229H262ZM24 229V230H23ZM28 229V230H27ZM50 229V230H49ZM74 229V231H73ZM90 229V230H89ZM113 230V231H110V230ZM114 229L116 230L114 232ZM137 230L138 233H136L135 230ZM144 229V230H143ZM148 229V231L146 232V230ZM156 229V230H154ZM168 229V230H167ZM178 229V230H176ZM184 229H186L184 231ZM196 229V230H195ZM198 229V231H197ZM202 229V230H201ZM212 229L213 232L210 233V231ZM229 230L228 233H227V230H226V233L225 236H222L224 234L223 233V230ZM232 229H234L232 231ZM242 229V230H240ZM249 229V231L247 230ZM254 229H257V230H254ZM260 229V230H259ZM28 232H26V231ZM48 232H47V231ZM56 230V231H55ZM62 230V232H61ZM78 230V231H77ZM92 230V231H91ZM98 230V232H97ZM109 230V231H108ZM119 230V231H118ZM135 232H134V231ZM166 230V231H164ZM170 230V231H169ZM176 230V231H174ZM190 230V231H189ZM196 232L193 234V232ZM220 230V231H219ZM237 230V231H236ZM247 230V231H246ZM7 231V232H5ZM30 231V232H29ZM46 231V232H45ZM52 231V232H50ZM55 231V232H54ZM63 231H66L65 233ZM71 231V232H70ZM73 231V232H72ZM86 232V234H84V232ZM91 231V232H90ZM101 231H105L106 232V235H103L105 234V232H102ZM108 231V232H107ZM132 233H131V232ZM151 231V232H150ZM174 231V232H173ZM179 231V233H178ZM181 231V232H180ZM183 231V232H182ZM205 231V232H204ZM218 231V232H217ZM242 231V232H241ZM246 231V232H245ZM255 231V233H254ZM260 231V232H259ZM24 232H25V235H24ZM33 233V235H35V237L32 235V239L30 238L31 234ZM36 232V233H35ZM60 232V233H59ZM83 232V233H82ZM101 232V234L99 233ZM110 232V233H109ZM126 232V233H125ZM131 234H130V233ZM157 233V235L159 236L162 232L165 233V234H161V236H155V233ZM168 232L170 234H168ZM176 232V235H173L174 233ZM189 232V233H188ZM201 236H200V234ZM225 232V231H224ZM230 232H232L230 234ZM43 233V234H42ZM53 233V234H52ZM63 233V234H62ZM81 233V234H80ZM88 233V234H87ZM95 233V234H93ZM98 233V234H97ZM118 233V234H116ZM125 233V234H124ZM128 233V234H127ZM136 233V234H135ZM147 233H149V235H147ZM152 235H151V234ZM185 233V234H184ZM221 233V235H220ZM249 233V234H248ZM11 234V235H10ZM21 234V235H20ZM23 234V236H22ZM29 234V235H28ZM40 234V235H39ZM52 234V235H50ZM57 234V235H56ZM61 236H59V235ZM78 234V235H77ZM93 234V235H92ZM109 234L110 238L107 237ZM115 234V236H114ZM124 234V235H123ZM135 234V235H133ZM141 234V235H140ZM146 234V235H145ZM180 234V236H178ZM182 234V235H181ZM193 234V237L191 238ZM196 234V235H195ZM199 234V235H198ZM240 234V235H239ZM245 234V235H244ZM247 234V236H246ZM251 234V236H250ZM8 235V236H7ZM28 235V237H27ZM63 235V236H62ZM68 235H71L70 237ZM74 235V237H72ZM82 235V236H81ZM100 235H101V239H100ZM120 235V236H119ZM129 237H128V236ZM133 235V236H132ZM169 235V236H167ZM171 235V236H170ZM185 235V236H184ZM198 235V237H197ZM205 235V236H204ZM214 235L216 237H214ZM220 235V237H219ZM230 235V237H229ZM237 238H236V236ZM240 238H238L239 236ZM249 235V236H248ZM258 235V236H257ZM21 236V237H20ZM39 236V237H38ZM45 236V237H44ZM51 236V237H50ZM53 236V237H52ZM65 236V237H64ZM68 238H67V237ZM93 236V237H92ZM127 236V237H126ZM148 236V237H147ZM149 236H152V237H149ZM166 238H165V237ZM176 238H174V237ZM182 236V237H181ZM190 236V237H189ZM208 236H210L209 238H207ZM228 236V237H227ZM244 236V237H243ZM18 237V238H17ZM25 237V238H24ZM27 237V238H26ZM34 237V239H33ZM62 237V238H61ZM77 237V239L75 238ZM82 237V238H80ZM106 237V238H105ZM119 237V238H118ZM145 237V238H144ZM172 239H171V238ZM202 237V238H201ZM204 237V238H203ZM216 239H214V238ZM219 237V238H218ZM224 237V238H222ZM244 239H243V238ZM249 237V238H248ZM250 237L252 238L251 241H250ZM259 237H261V240ZM7 240H6V239ZM36 238V240H35ZM40 238V239H39ZM45 240H44V239ZM56 238V240H55ZM58 238L60 240H58ZM72 238V239H71ZM75 238V239H74ZM84 238V239H83ZM100 241H99V239ZM118 238V239H116ZM127 238V239H126ZM139 238V239H138ZM143 238V239H142ZM148 238V240H147ZM156 240H155V239ZM161 238V239H160ZM164 238V239H163ZM182 238H185V239H182ZM190 238V239H189ZM210 239L207 241V239ZM225 238L226 241H225ZM234 238V239H233ZM255 238V239H254ZM19 239V240H18ZM22 239V241H20ZM63 239V240H62ZM74 239V240H73ZM79 239V240H78ZM81 239V240H80ZM154 240V241H151V240ZM170 239V240H169ZM180 239V240H178ZM182 239V240H181ZM188 243L187 242V240ZM197 239V241L195 240ZM203 239V241L201 240ZM206 239V240H205ZM221 239V240H220ZM229 239V240H228ZM231 239V240H230ZM246 239V240H245ZM259 239V240H257ZM10 240V241H9ZM25 240V241H23ZM35 240V241H34ZM51 240V241H50ZM54 240V241H53ZM60 242H58V241ZM62 240V241H61ZM78 240V241H77ZM90 240V241H89ZM98 240V241H97ZM101 240H106L105 243H103V241ZM111 240V241H110ZM130 240V241H129ZM140 240V241H139ZM143 240V241H142ZM145 240V242H144ZM147 240V241H146ZM166 240V242H164ZM168 240V241H167ZM191 240V241H190ZM201 240V241H199ZM237 240V242H236ZM239 240V241H238ZM245 240V241H244ZM257 240V241H256ZM49 241V242H48ZM66 241V242H64ZM70 241V242H69ZM87 241V242H86ZM97 243H95V242ZM115 243H113V242ZM118 241L119 243L120 242H123L121 244H118ZM178 241V242H177ZM180 241V242H179ZM205 241V242H204ZM217 241V242H216ZM225 241V242H224ZM231 241V243L229 242ZM234 241V242H233ZM247 241L252 242V244L250 243H247ZM259 241V242H258ZM262 241V242H261ZM4 242V244L2 243ZM6 242V243H5ZM12 242V243H11ZM45 242V244L47 243V245L45 246V244L43 245V243ZM51 242H54V243H51ZM76 242V243H75ZM78 242V244H77ZM80 242H83V243H80ZM91 242V243H90ZM98 242H100L99 245ZM107 242H110L107 244ZM150 242V243H149ZM157 242V243H156ZM187 242V244H185ZM192 242H194L192 244ZM196 242V243H195ZM199 242V243H198ZM205 244H208L207 247H203V243ZM220 242V243H219ZM227 242V243H226ZM16 243V244H14ZM21 243V244H20ZM25 243V244H24ZM59 243V244H58ZM72 246L70 249L72 253H75L77 252V254H71L69 252L70 249H68V246L69 245ZM92 243H95V244H92ZM103 243V244H102ZM117 243V244H116ZM127 243V244H125ZM131 243V244H130ZM135 243V244H134ZM153 243V244H151ZM159 243V244H158ZM163 243V244H161ZM165 243V245H164ZM171 243V246L170 244ZM179 243V244H178ZM181 243V244H180ZM201 243H202V248H199L201 247ZM219 243V244H218ZM223 243H225L224 245H222ZM237 246H236V244ZM241 246H239L240 244ZM256 243V245L254 244ZM260 243V244H259ZM262 243V244H261ZM10 244V246H9ZM29 244V245H27ZM33 244V245H32ZM37 244V245H36ZM40 244V245H39ZM50 244V246H49ZM65 244V245H64ZM68 244V246L66 245ZM75 244V245H73ZM81 244V245H80ZM87 244H91V245H94V246H91V245H88ZM98 244V245H97ZM107 245V248L106 246ZM110 244V245H109ZM130 244V245H129ZM151 244V245H150ZM183 244V245H182ZM190 244V246H189ZM196 244V245H195ZM211 244V245H210ZM213 244V245H212ZM215 244V245H214ZM249 246H248V245ZM2 245V246H1ZM31 245V246H30ZM39 245V246H38ZM52 245V246H51ZM64 245V246H63ZM78 245V246H76ZM86 245V246H85ZM112 245V246H111ZM133 245V247H132ZM135 245V246H134ZM145 246V248L143 246ZM159 245V246H158ZM168 245V246H167ZM181 245V246H180ZM197 246L194 248V246ZM221 245V246H220ZM230 245V246H229ZM236 248H234V246ZM252 245V247H251ZM259 245V246H258ZM18 246V247H17ZM22 246V247H21ZM35 246V247H34ZM38 246V247H37ZM45 246V247H44ZM59 246V247H58ZM97 246V247H96ZM98 246H102L103 248H99ZM114 246V248H113ZM120 246H123L124 249H121L123 247H120ZM140 246V247H139ZM152 246V247H151ZM158 246V247H157ZM170 246V247H169ZM179 246V248H178ZM185 246V247H184ZM217 246V247H216ZM227 246V247H225ZM239 246V247H238ZM245 246V247H244ZM261 246V247H260ZM9 247V248H8ZM14 247V248H13ZM41 247V249H40ZM50 247V248H49ZM55 247V248H54ZM58 247V249H57ZM61 247L63 248L62 251L61 250ZM77 247V248H76ZM79 247V248H78ZM94 247V248H93ZM96 247V248H95ZM113 249H111V248ZM143 247V248H142ZM147 247V249H146ZM154 247V249H153ZM163 247H166V248H163ZM173 249H172V248ZM187 247V248H186ZM219 247L222 248L220 249V251L217 249ZM229 247V248H228ZM255 247V248H254ZM19 248V249H18ZM33 248H35L36 250H34ZM66 248V249H65ZM75 248V249H74ZM87 248V249H85ZM93 248V249H92ZM130 248V249H129ZM150 250H149V249ZM177 248V249H176ZM181 248V249H180ZM185 248V249H184ZM188 248H189V251H188ZM205 248V250H204ZM214 248V249H212ZM216 248V249H215ZM224 248V249H223ZM262 248V249H261ZM3 249V250H2ZM9 249V250H8ZM11 249V250H10ZM15 249V250H14ZM18 249V250H17ZM32 249V250H31ZM46 249V250H45ZM79 249V250H78ZM89 249V250H88ZM91 249V250H90ZM96 249H99V252L98 250ZM105 249V250H103ZM137 249V250H136ZM146 249V256L144 255ZM196 249V250H195ZM203 249V250H202ZM207 249V250H206ZM209 249V250H208ZM230 249V251H229ZM232 249V251H231ZM236 251H234V250ZM239 249H240V252H239ZM243 249V250H242ZM250 249V251H249ZM252 249V250H251ZM258 249V250H257ZM13 250V252H12ZM20 250V251H19ZM23 250V251H21ZM48 250V251H47ZM51 250V251H50ZM76 250V251H74ZM158 250V251H157ZM162 250V251H161ZM170 250V251H169ZM176 250V251H174ZM178 250H179V253H178ZM184 250H186L187 252H185V255H184ZM193 252H191V251ZM195 250V252H194ZM225 250V251H224ZM262 250V251H260ZM6 251V253H5ZM10 251V252H9ZM18 251V252H17ZM28 251V252H27ZM34 251V252H33ZM44 253H43V252ZM47 251L49 254H47ZM57 251V252H56ZM60 251V252H58ZM69 253H68V252ZM108 251V252H107ZM115 251V252H114ZM141 251V252H140ZM173 251V252H172ZM181 251V253H180ZM200 253H198V252ZM205 251V252H204ZM213 251V252H212ZM219 251V253H218ZM227 251V252H226ZM234 251V253H233ZM253 251L255 252L254 254L255 255H258L257 253H259V256L255 257L254 258V254H253ZM260 251V252H259ZM4 252V253H3ZM36 252H37V255H36ZM81 254H80V253ZM107 252V253H106ZM118 252V253H117ZM128 252V253H126ZM140 254H139V253ZM151 252V253H150ZM160 252V253H159ZM164 252V253H163ZM190 252V254H189ZM204 252V253H203ZM208 252V254H207ZM226 252V253H224ZM243 252V253H242ZM248 252V253H247ZM250 252V253H249ZM13 253V255L11 254ZM16 256H15V254ZM22 253V254H20ZM31 253V254H30ZM34 253V254H33ZM46 253V255H45ZM57 253V254H56ZM66 253V254H65ZM115 253V255H114ZM121 253V254H120ZM124 253V254H123ZM137 253V254H136ZM144 253V254H143ZM150 253V254H148ZM183 253V254H182ZM187 253L189 255H187ZM193 253V254H191ZM196 253V254H195ZM213 253V254H212ZM217 255H216V254ZM223 253V254H222ZM228 253V254H227ZM231 253V254H229ZM233 253V254H232ZM238 253V254H236ZM243 254V256H241V254ZM252 253V254H251ZM5 254V255H4ZM10 254V255H9ZM33 254V255H32ZM39 254V255H38ZM42 254V256H41ZM62 254V255H61ZM128 254V255H127ZM139 254V255H138ZM162 254V255H161ZM167 254V255H166ZM200 254L201 255V258H200ZM206 254V255H205ZM222 254V255H221ZM225 254V255H224ZM227 254V255H226ZM250 254V255H249ZM3 255H4V262L2 263L3 261ZM18 255H20L18 257ZM28 255V256H27ZM54 255V256H53ZM77 255H80L78 256L79 258H81L80 260L77 258V261L74 262V260H76V257ZM84 255V256H83ZM131 255V256H129ZM141 255V256H140ZM158 257H157V256ZM160 255V256H159ZM164 255V256H163ZM172 255V256H171ZM174 255L177 257H174ZM194 258H193V256ZM198 255V257H197ZM205 255V256H204ZM211 255V256H210ZM234 255V256H233ZM262 255V256H261ZM6 256V257H5ZM22 256V257H21ZM26 256V257H25ZM46 256V257H44ZM63 256H65V258H63ZM69 256V257H68ZM75 256V257H74ZM112 256V257H111ZM118 256V257H117ZM133 256V257H132ZM170 256V257H169ZM209 256V257H208ZM233 256V257H231ZM241 256V258H240ZM250 256V257H249ZM8 257V258H7ZM15 257V258H14ZM32 257V259H31ZM36 259L38 257L37 260H35L34 258ZM41 257V258H40ZM58 257V258H57ZM62 259H61V258ZM68 257V259H67ZM74 257V258H72ZM122 257V258H121ZM124 257V258H123ZM128 257V258H127ZM131 257V258H130ZM135 257V258H134ZM149 257V259H148ZM150 257L152 259H150ZM155 257V258H153ZM163 257V258H162ZM181 257V258H180ZM197 257V258H196ZM208 257V258H207ZM214 257V258H213ZM217 257V258H215ZM236 257V258H234ZM239 257V258H238ZM14 258V260H13ZM20 258V259H18ZM26 258V259H25ZM28 258V259H27ZM40 258V259H39ZM44 258H47V261H44L46 259ZM52 258V261L51 259ZM118 258V259H117ZM141 258V259H140ZM147 258V259H145ZM162 258V259H161ZM169 261H165V259ZM175 258V259H174ZM178 258V259H177ZM184 258L183 261L185 262H181L182 259ZM200 258V259H199ZM206 258V259H205ZM212 258H213V262H212ZM233 258V261L232 259ZM18 259V260H17ZM30 259V260H29ZM49 259V260H48ZM55 261H54V260ZM59 259V260H58ZM64 259V260H63ZM66 259V261H65ZM127 259H130L129 261ZM140 261V263L138 262V260ZM155 259V260H153ZM172 259H174V262L172 261ZM177 259V260H176ZM190 259V260H189ZM193 259V260H191ZM204 259V260H202ZM246 259V260H244ZM248 259V260H247ZM252 261H251V260ZM260 259V260H259ZM262 259V260H261ZM9 260V261H8ZM27 260V261H26ZM69 260V262H68ZM135 260V261H134ZM151 262H150V261ZM181 260V261H180ZM198 260V261H197ZM202 260V261H201ZM220 260V261H219ZM229 260V262H228ZM236 260V261H235ZM239 260V261H238ZM43 261V262H42ZM59 261V262H58ZM63 261V263H62ZM110 261V263H109ZM117 261V262H116ZM123 261V262H121ZM133 263H132V262ZM150 263H149V262ZM157 261V262H156ZM165 261V263H164ZM172 261V262H171ZM176 261V262H175ZM187 261V262H186ZM195 261V262H194ZM197 261V262H196ZM204 261V262H203ZM211 261V262H210ZM215 261H218V262H215ZM225 261V262H224ZM251 261V262H250ZM259 263H258V262ZM11 262V263H10ZM13 262V263H12ZM24 262V263H23ZM26 262V263H25ZM28 262V263H27ZM46 262V263H45ZM58 262V263H57ZM67 262V263H65ZM73 262V263H72ZM79 262V263H78ZM126 262V263H125ZM138 262V263H137ZM181 262V263H180ZM201 262V263H200ZM210 262V263H208ZM215 262V263H214ZM231 262V263H230ZM246 262V263H245ZM253 263V264H255Z\"/></svg>",
    "mask_w": 264,
    "mask_h": 264
},
{
    "label": "bare ground",
    "instance_id": "2",
    "mask_svg": "<svg viewBox=\"0 0 264 264\" xmlns=\"http://www.w3.org/2000/svg\"><path fill=\"white\" fill-rule=\"evenodd\" d=\"M10 1H11V0H10ZM13 1H14V0H13ZM19 1H20V0H19ZM22 1H24V0H22ZM33 1H34V0H33ZM72 1H73V0H72ZM131 1H132V0H131ZM141 1H142V0H141ZM152 1H153V0H152ZM154 1H155V0H154ZM156 1H157V0H156ZM158 1H159V0H158ZM158 1H157V2H158ZM181 1H182V0H181ZM185 1H186V0H185ZM187 1H188V0H187ZM205 1H206V0H205ZM210 1H211V0H210ZM212 1H213V0H212ZM218 1H219V0H218ZM241 1H242V0H241ZM241 1H240V2H241ZM248 1H249V0H248ZM262 1H263V0H262ZM24 2H25V1H24ZM24 2H23V3H24ZM28 2H29V1H28ZM34 2H35V1H34ZM37 2H38V1H37ZM39 2H40V1H39ZM39 2H38V3H39ZM41 2H42V1H41ZM57 2H59V1H57ZM60 2H61V1H60ZM63 2H64V0H63ZM136 2H137V1H136ZM145 2H147V1H145ZM159 2H160V1H159ZM189 2H190V1H189ZM207 2H208V1H207ZM215 2H216V1H215ZM250 2H251V1H250ZM2 3H3V2H2ZM11 3H12V2H11ZM11 3H10V4H11ZM29 3H30V2H29ZM29 3H28V4H29ZM38 3H36V4H38ZM68 3H69V2H68ZM68 3H67V4H68ZM70 3H71V2H70ZM131 3H132V2H131ZM138 3H140V2H138ZM149 3H150V2H149ZM210 3H212V2H210ZM217 3H218V2H217ZM217 3H216V4H217ZM227 3H228V2H227ZM227 3H226V5H227ZM231 3H232V2H231ZM242 3H243V2H242ZM242 3H240V4H242ZM244 3H245V4H248L249 2L246 3V1H245ZM252 3H253V2H252ZM33 4H34V3H33ZM36 4L34 5V7L36 6ZM39 4H40V3H39ZM41 4H42V3H41ZM46 4H47V3H46ZM49 4H50V3H49ZM52 4H53V3H52ZM52 4H50V5H52ZM63 4H65V2H64ZM129 4H130V3H129ZM129 4H128V5H129ZM145 4H146V3H145ZM154 4H155V3H154ZM157 4H159V3H157ZM161 4H162V3H161ZM213 4L215 5V3H213ZM224 4H225V3H224ZM238 4H239V3H238ZM254 4H255V3H254ZM6 5H7V4H6ZM20 5H21V4H20ZM42 5H45L44 2H43ZM42 5H40V6L43 7ZM61 5H62V4H61ZM128 5H127V6H128ZM130 5H132V4H130ZM181 5H182V4H181ZM188 5H189V4H188ZM191 5H192V4H191ZM222 5H223V4H222ZM222 5L220 4V6H222ZM228 5H229V3H228ZM228 5H227V6H228ZM233 5L235 6L234 3L232 4V7H233ZM15 6H16V5H15ZM22 6H23V5H22ZM24 6H25V5H24ZM27 6H28V5H26L25 7H27ZM52 6H55V5H52ZM63 6H64V5H63ZM65 6L70 7V6L66 5V4H65ZM137 6H139V5H137ZM147 6H149V5H147ZM223 6H224V5H223ZM223 6H222V7H223ZM257 6H258V5H257ZM5 7H6V6H5ZM28 7H29V6H28ZM41 7H38V8H41ZM48 7H49V6H48ZM59 7H60V6H59ZM67 7H64V8H67ZM119 7H120V6H119ZM121 7H124V6H121ZM121 7H120V8H121ZM149 7H150V6H149ZM157 7H159V5H158ZM167 7H168V6H167ZM186 7H188V6H186ZM189 7H191V6H189ZM192 7H193V6H192ZM194 7H195V6H194ZM196 7H197V6H196ZM240 7H241V6H240ZM259 7H260V6H259ZM23 8H24V7H23ZM31 8H33V7L31 6ZM50 8H51V6H50ZM54 8H55V7H54ZM54 8H53V9H54ZM60 8H61V7H60ZM64 8H63V9H64ZM130 8H131V7H130ZM137 8H138V7H137ZM137 8H136V10H137ZM153 8H154V7H153ZM153 8H152V9H153ZM230 8H231V7H230ZM237 8H238V7H237ZM251 8H252V7H251ZM255 8H256V7H255ZM2 9H3V8H2ZM15 9H17V8L15 7ZM27 9H28V8H27ZM41 9H42V8H41ZM41 9H40V10H41ZM51 9H52V8H51ZM57 9H58V8H57ZM68 9H69V8H68ZM68 9H67V10H68ZM122 9H123V8H122ZM166 9H167V8H166ZM169 9H170V8H169ZM192 9H194V8H192ZM217 9H218V8H217ZM217 9H214V10H217ZM232 9H233V8H232ZM249 9H250V8H249ZM20 10H21V9H20ZM31 10H32V9H31ZM31 10H30V11H31ZM49 10H50V9H49ZM128 10H129V9H128ZM140 10H142V9H140ZM161 10H162V9H161ZM221 10H222V9H221ZM230 10H231V9H230ZM254 10H255V9H254ZM259 10H260V9H259ZM15 11H16V10H15ZM22 11H23V10H22ZM22 11H21V13H22ZM28 11H29V10H28ZM33 11H34V10H33ZM44 11H45V10H44ZM44 11H43V12H44ZM58 11H59V10H58ZM60 11H62V10H60ZM125 11H127V9H126ZM134 11H135V9H134ZM147 11H148V10H147ZM156 11H157V9H156ZM158 11H159V13L161 12L160 10H158ZM162 11H163V10H162ZM236 11H237V10H236ZM239 11H240V9H239ZM8 12H10V11H8ZM24 12H25V11H24ZM31 12H32V11H31ZM55 12H57V11L55 10ZM62 12H63V11H62ZM66 12H67V11H66ZM127 12H128V11H127ZM136 12H137V11H136ZM143 12H144V11H143ZM154 12H155V11H154ZM154 12H153V13H154ZM222 12L225 13V12H227V11H222ZM3 13H4V10H3ZM39 13H41V12H39ZM45 13H47V12L45 11ZM63 13H64V12H63ZM93 13H94V12H93ZM97 13H98V12H97ZM114 13H117V12H114ZM124 13H126V12H124ZM124 13L122 12V14H124ZM141 13H142V12H141ZM145 13H146V12H145ZM167 13H168V12H167ZM167 13L165 14V16L167 15ZM170 13H171V12H170ZM228 13H230V12H228ZM232 13H233V12H232ZM0 14H1V13H0ZM13 14H14V13H13ZM25 14H26V13H25ZM35 14H36V13H35ZM42 14H44V13H42ZM68 14H69V13H68ZM71 14H72V13H71ZM79 14H80V13H79ZM79 14H77V16H78ZM94 14H95V13H94ZM117 14H118V13H117ZM138 14H139V13H138ZM146 14H147V13H146ZM172 14H174V13H172ZM246 14H247V13H246ZM37 15H38V14H37ZM58 15H59V14H58ZM60 15H61V14H60ZM60 15H59V16H60ZM63 15H64V14H63ZM82 15H83V14H82ZM89 15H90V14H89ZM98 15H99V13H98ZM112 15H113V14H112ZM119 15H120V14H119ZM148 15H149V14H148ZM161 15H162V14H161ZM163 15H164V14H163ZM220 15H221V14H220ZM248 15H249V14H248ZM252 15H253V14H252ZM260 15H261V14H260ZM23 16H25V15H23ZM27 16H28V15L26 14V18H27ZM30 16H31V15H30ZM39 16H40V15H39ZM52 16H53V15H52ZM71 16H72V15H71ZM79 16H80V15H79ZM99 16H100V15H99ZM102 16H103V15H102ZM113 16H114V15H113ZM116 16H117V15H116ZM150 16H151V15H150ZM156 16L158 17V14H157ZM173 16L175 17L176 15H173ZM216 16H217V15H216ZM223 16H225V15H223ZM229 16H230V15H229ZM236 16H237V15H236ZM239 16H241V15H239ZM242 16H243V15H242ZM256 16H257V15H256ZM258 16H259V15H258ZM0 17H1V16H0ZM6 17H7V16H6ZM12 17H15V15H14V16L12 15ZM21 17H22V16H21ZM33 17H35V16H33ZM54 17H55V16H54ZM60 17H61V16H60ZM72 17H73V16H72ZM75 17H76V16H75ZM75 17H74V18H75ZM80 17H81V16H80ZM80 17H79V19H80ZM84 17H85V16H84ZM84 17H82V19H84ZM86 17H87V16H86ZM86 17H85V18H86ZM92 17L94 18L95 16H92ZM100 17H101V16H100ZM107 17H108V16H107ZM107 17H105V18H107ZM133 17H134V16H133ZM166 17H167V16H166ZM174 17H173V18H174ZM220 17H221V16H220ZM234 17H235V16H234ZM234 17H233V19H235ZM249 17H250V15H249ZM261 17H262V16H261ZM1 18H2V17H1ZM4 18H5V17H4ZM16 18H17V17H16ZM98 18H99V17L96 18V21H98V20H97ZM103 18H104V16H103ZM105 18H104V20H105ZM138 18H139V17H138ZM140 18H141V17H140ZM148 18H149V17H148ZM160 18H161V17H160ZM160 18H159V19H160ZM217 18H218V17H217ZM246 18H248V16L245 17L244 20H246ZM13 19H14V18H13ZM18 19H20V18H18ZM28 19H29V18H28ZM36 19H37V18H36ZM60 19H61V18H60ZM60 19H59V20H60ZM65 19H66V17H65ZM67 19H68V18H67ZM76 19L78 20V18H76ZM86 19H87V18H86ZM86 19H85V20H86ZM88 19H89V18H88ZM90 19H91V18H90ZM101 19H102V17H101ZM113 19L115 20V18H113ZM123 19H124V18H123ZM129 19H130V18H128L127 21H129ZM136 19H137V18H136ZM136 19L134 18V20H136ZM154 19H155V17H154ZM227 19H228V18H227ZM229 19H230V18H229ZM237 19H238V18H236V20H237ZM242 19H243V18H242ZM1 20H2V19H1ZM8 20H9V19H8ZM11 20H12V18H11ZM14 20H15V19H14ZM52 20H53V19H52ZM56 20H57V19H56ZM59 20H58V21H59ZM119 20H122V19H119ZM132 20H133V19H132ZM132 20L130 19L131 22H132ZM134 20H133V21H134ZM165 20H166V19H165ZM169 20H171V19H168L167 21H169ZM173 20L176 22L175 19H173ZM209 20H210V19H209ZM211 20H212V19H211ZM244 20H243V22H244ZM247 20H248V19H247ZM256 20H257V19H256ZM3 21H5V19H4ZM12 21H13V20H12ZM19 21H20V20H19ZM23 21H24V20H23ZM74 21H76V20L74 19ZM81 21H82V20H81ZM81 21H80V22H77V23H78V24H79V23L81 24ZM93 21H94V20H93ZM96 21H95V22H96ZM107 21H110V19L108 20V18H107ZM139 21L142 22V21H143V18H142V21H141L140 19H139ZM149 21H151V20H149ZM152 21H153V20H152ZM157 21H158V19H157ZM157 21H156V19H155V22H157ZM162 21H163V19H162ZM162 21H161V22H162ZM167 21H166V22H167ZM174 21H173V22H174ZM177 21H178V20H177ZM226 21H227V23H229L228 20H226ZM254 21H255V20H254ZM26 22L28 23V20H27ZM29 22H30V21H29ZM31 22H32V21H31ZM36 22L39 24V21H38V20H36ZM49 22H50V21H49ZM82 22H83V21H82ZM100 22H101V21H100ZM102 22H103V21H102ZM102 22H101V24L104 25V23H102ZM104 22L106 23V21H104ZM134 22H136V21H134ZM134 22H133V23H134ZM153 22H154V21H153ZM153 22H152V23H153ZM171 22H172V21H171ZM173 22H172V23H173ZM217 22H218V21H217ZM232 22H233V21H232ZM8 23H9V22H8ZM12 23H13V22H12ZM16 23H18V22H16ZM34 23H35V22H34ZM34 23H33V24H34ZM44 23H45V22H44ZM44 23H43V25H44ZM83 23H84V22H83ZM90 23H91V22H90ZM90 23H89V24H90ZM97 23H98V22H97ZM115 23H116V22H115ZM142 23H143V22H142ZM144 23H146V22L144 21ZM152 23H151V24H152ZM172 23H171V24H172ZM178 23H179V22H178ZM214 23H216V22H214ZM221 23H222V22H221ZM224 23H225V22H224ZM237 23H238V22H237ZM237 23H236V24H237ZM248 23H249V22H248ZM251 23H252V22H251ZM14 24H15V23H14ZM19 24H20V23H19ZM63 24H64V23H63ZM73 24H75V23H73ZM101 24H100V25H101ZM128 24H129V22H127V25H128ZM153 24H154V23H153ZM159 24H161V23H159ZM167 24H168V23H167ZM171 24H169V26H171ZM181 24H182V23H181ZM183 24H184V23H183ZM207 24H208V23H207ZM216 24H217V23H216ZM241 24H242V23H241ZM252 24H253V23H252ZM255 24H256V23H255ZM4 25H5V24H3V26H4ZM8 25H10V24H8ZM34 25H36V23H35ZM82 25H83V24H82ZM112 25H114V24H112ZM115 25H116V24H115ZM115 25H114V26H115ZM119 25H120V24H119ZM123 25H124V24H123ZM127 25H126V26H127ZM130 25H133V24L130 23ZM149 25H150V24H149ZM156 25H157V24H156ZM161 25H162V24H161ZM161 25H160V26H161ZM165 25H166V23H165ZM165 25L163 24V27H164ZM175 25H176V24H175ZM184 25H185V24H184ZM186 25H187V23H186ZM191 25H192V24H191ZM195 25H197V24H195ZM195 25H194V26H195ZM205 25H206V24H205ZM209 25H210V24H209ZM212 25L214 26L213 23H212ZM217 25H218V24H217ZM234 25H235V23H234ZM250 25H251V24H250ZM253 25H254V24H253ZM20 26H21V25H20ZM27 26H28V25H27ZM30 26H31V25H30ZM39 26H40V25H39ZM98 26H99V25H98ZM121 26H122V24H121ZM121 26H120V28H121ZM143 26H144V25H143ZM172 26H173V25H172ZM192 26H193V25H192ZM203 26H204V25H203ZM215 26H216V25H215ZM239 26H240V25H239ZM246 26H247V25H246ZM259 26H260V25H259ZM259 26H258V27H259ZM9 27H10V26H9ZM14 27H15V26H14ZM18 27H19V26H18ZM82 27H83V26H82ZM85 27H86V26H85ZM87 27H88V26H87ZM90 27H91V26H90ZM95 27H96V24H95ZM102 27H104V26H102ZM105 27H107V26H105ZM128 27H129V25H128ZM128 27H127V28H128ZM133 27H134V25H133ZM146 27H147V26H146ZM150 27H152V25H151ZM167 27H168V25H167ZM167 27H166V28H167ZM185 27H186V26H185ZM200 27H201V26H200ZM200 27H199V29H200ZM220 27H221V26H220ZM220 27H219V28H220ZM230 27H231V26H230ZM232 27H233V26H232ZM260 27H261V26H260ZM15 28H16V27H15ZM15 28H14V29H15ZM19 28H20V27H19ZM21 28H22V26H21ZM26 28H27V27H26ZM36 28H37V27H36ZM57 28H58V27H57ZM62 28H63V27H62ZM76 28L79 29L78 27H76ZM100 28H101V27H100ZM109 28H110V25H109ZM109 28L106 29V30H109V31H110ZM120 28H119V29H120ZM127 28H126V29H127ZM187 28H189V27H187ZM204 28H205V27H204ZM211 28H212V27H211ZM211 28H210V29H211ZM225 28H226V27H225ZM225 28H224V30H225ZM240 28H241V26H240ZM245 28H246V27H245ZM248 28H249V27H248ZM261 28H262V27H261ZM8 29H9V28H8ZM22 29H23V28H22ZM31 29H32V28H31ZM31 29H30V30H31ZM33 29H34V28H33ZM39 29H40V27H39ZM47 29H48V28H47ZM89 29H90V28H89ZM96 29H98V28H96ZM101 29H103V28H101ZM113 29H114V28H113ZM121 29H122V28H121ZM129 29H130V28H129ZM133 29H134V28H133ZM144 29H145V28H144ZM148 29H149V28H148ZM148 29H147V30H148ZM172 29H173V28H172ZM179 29H180V26H179V28L174 29V30H179ZM196 29H197V28H196ZM201 29H202V27H201ZM210 29H208V30H210ZM221 29H222V28H221ZM228 29H229V28H228ZM231 29H232V28H231ZM241 29H242V28H241ZM255 29H256V28H255ZM34 30H35V29H34ZM91 30H92V28H91ZM94 30H95V29H94ZM99 30H100V29H99ZM99 30H98V31H99ZM124 30H125V29H124ZM140 30H141V29H140ZM150 30H151V29H150ZM152 30H153V29H152ZM159 30H160V29H159ZM159 30H158V31H159ZM164 30H165V29H164ZM187 30H188V29H187ZM189 30H190V29H189ZM189 30H188V31H189ZM194 30H195V29H194ZM205 30H207V29L205 28ZM205 30H204V31H205ZM213 30H214V29H213ZM224 30H223V31H224ZM239 30H240V29H237V31H239ZM1 31H2V30H1ZM1 31H0V32H1ZM5 31H7V30H5ZM17 31H18V30H17ZM17 31H16V32H17ZM37 31H38V30H37ZM45 31H46V30H45ZM98 31H97V32H98ZM111 31H112V30H111ZM113 31H114V30H113ZM116 31H117V30H116ZM118 31H119V30H118ZM125 31L127 32V30H125ZM136 31H137V30H136ZM144 31H145V30H144ZM166 31L168 32L169 30H166ZM166 31H165V32H166ZM192 31H193V30H192ZM215 31H216V30H215ZM217 31H218V30H217ZM221 31H222V30H221ZM223 31H222V32H223ZM225 31H226V30H225ZM225 31H224V32H225ZM230 31H231V30H230ZM235 31H236V30H235ZM250 31H251V29H250ZM257 31H258V30H257ZM257 31H256V32H257ZM261 31H262V30H261ZM263 31H264V29H263ZM263 31H262L261 34L264 33ZM12 32H13V31H12ZM18 32H19V31H18ZM26 32H27V31H26ZM29 32H30V31H29ZM32 32H33V31L31 30V33H32ZM38 32H39V31H38ZM75 32H77V31H75ZM89 32H90V31H89ZM89 32H88V33H89ZM130 32H134V31H130ZM160 32H161V31H159V34H160ZM172 32H173V31H172ZM172 32H171V33H172ZM202 32H203V31H202ZM209 32H210V31H209ZM218 32H219V31H218ZM226 32H227V31H226ZM233 32H234V31H233ZM1 33H2V32H1ZM6 33H7V32H6ZM24 33H25V31H24ZM45 33H46V32H45ZM79 33H80V32H79ZM93 33H95V32H93ZM107 33H108V32H107ZM107 33H106V35H107ZM118 33H120V32H118ZM128 33H129V32H128ZM128 33H125V32H124V34H128ZM138 33H139V32H138ZM145 33H146V32H145ZM155 33H156V32H154V34H155ZM175 33H176V32H175ZM197 33H198V32H197ZM206 33H207V32H206ZM237 33H238V32H237ZM248 33H249V31H248ZM253 33H255V32H253ZM3 34H4V33H3ZM13 34H14V33H13ZM18 34H21V32H19ZM25 34H26V33H25ZM51 34H52V33H51ZM76 34H77V33H76ZM84 34H86V33H84V32H83V34L81 33V36L84 35ZM132 34H133V33H132ZM147 34H148V33H147ZM154 34H153V35H154ZM173 34H174V33H173ZM198 34H200V33H198ZM209 34H214V33L211 32V33H209ZM221 34H222V33H221ZM223 34H224V33H223ZM234 34H235V33H234ZM234 34L232 33V35H234ZM240 34H242V33H240ZM249 34H250V33H249ZM256 34H257V33H256ZM259 34H260V33H259ZM259 34H258V35H259ZM31 35H32V34H31ZM39 35H40V34H39ZM48 35H49V34H48ZM77 35H78V34H77ZM79 35H80V34H79ZM93 35H94V34H93ZM130 35H131V34H130ZM134 35H135V34H134ZM144 35H145V34H144ZM160 35H163V34H160ZM165 35H166V34H165ZM203 35H204V34H203ZM205 35H207V34H205ZM242 35H243V34H242ZM245 35H246V34H245ZM34 36H35V35H34ZM87 36H88V35H87ZM90 36H92V35L90 34L89 37H90ZM95 36H96V35H95ZM101 36H102V35H101ZM107 36L109 37V35H107ZM107 36H106V37H107ZM135 36H136V35H135ZM135 36H134V37H135ZM137 36H138V35H137ZM145 36H146V35H145ZM174 36H175V35H174ZM180 36H181V35H180ZM192 36H193V35H192ZM211 36H212V35H211ZM236 36H237V34H236ZM240 36H241V35H240ZM254 36L256 37V35H254ZM260 36H261V35H260ZM263 36H264V35H263ZM5 37H6V36H5ZM9 37H10V36H9ZM15 37H16V36H15ZM23 37H24V36H23ZM110 37L112 38V35H111V34H110ZM110 37H109V38H110ZM120 37H121V36H120ZM124 37H126V36H124ZM132 37H133V36H132ZM157 37H158V36H157ZM160 37H161V36H160ZM171 37H172V36H171ZM175 37H177V36H175ZM195 37H196V35H195ZM203 37H204V36H203ZM209 37H210V36H209ZM224 37H226V36H224ZM224 37H222L221 39L223 40ZM234 37H235V36H234ZM238 37H239V36H238ZM241 37H242V36H241ZM49 38H50V37H49ZM85 38H86V37H85ZM94 38H95V37H94ZM98 38H99V36H98ZM104 38H105V36H104ZM127 38H128V37H127ZM130 38H131V36H130ZM136 38H138V37H136ZM145 38H146V37H145ZM148 38H149V36H148ZM154 38H155V37H154ZM165 38H166V37H165ZM167 38H168V37H167ZM199 38H200V37H199ZM230 38H231V37H230ZM232 38H233V36H232ZM232 38H231V39H232ZM242 38H243V37H242ZM251 38H252V37H251ZM251 38H249V39L251 40ZM4 39H5V38H4ZM44 39H45V38H44ZM51 39H52V38H51ZM79 39H80V38H79ZM86 39H87V38H86ZM96 39H97V38H96ZM100 39H101V38H100ZM119 39H120V38H119ZM121 39H122V38H121ZM125 39H126V38H125ZM132 39H133V38H132ZM142 39H144V37L141 38V40H142ZM146 39H147V38H146ZM151 39H152V38H151ZM171 39H172V38H171ZM178 39H180V38L178 37ZM183 39H185V38H183ZM201 39H202V38H201ZM206 39H207V38H206ZM221 39H220V40H221ZM224 39H225V38H224ZM226 39H227V38H226ZM231 39H230V41H231ZM236 39H237V38H236ZM238 39H239V38H238ZM238 39H237V40H238ZM253 39H255V38H253ZM262 39H263V38H262ZM47 40H48V39H47ZM98 40H99V39H98ZM113 40H114V39H113ZM129 40H130V39H129ZM133 40H134V39H133ZM160 40H161V39H160ZM173 40H174V39H173ZM180 40H181V39H180ZM196 40H197V39H196ZM198 40H199V39H198ZM198 40H197V41H198ZM204 40H205V39H204ZM228 40H229V39H228ZM2 41H3V40H2ZM4 41H6V40H4ZM17 41H18V39H17ZM40 41H41V40H40ZM48 41H49V40H48ZM62 41H63V40H62ZM81 41H84V40H81ZM89 41H90V40H89ZM106 41H108V38H107ZM110 41H111V40H110ZM136 41H137V40H136ZM151 41H153V40H151ZM163 41H164V40H163ZM166 41H167V40H166ZM178 41H179V40H178ZM178 41H177V42H178ZM182 41H183V40H182ZM187 41H188V40H187ZM190 41H191V40H190ZM190 41H189V42H190ZM207 41H209V40H207ZM218 41H219V40H218ZM232 41H233V40H232ZM234 41H235V40H234ZM257 41H258V40H257ZM100 42H101V40H100ZM100 42H98V43H100ZM111 42H112V41H111ZM124 42H125V41H124ZM138 42H140V41L138 40L137 43L135 42V43L137 44V46L139 45ZM154 42L156 43V41H154ZM154 42H153V43H154ZM157 42H158V41H157ZM168 42H169V41H168ZM203 42H204V41H203ZM205 42H206V41H205ZM209 42H210V41H209ZM226 42H229V41L226 40ZM237 42H238V41H237ZM259 42H260V41H259ZM259 42H258V43H259ZM261 42H262V41H261ZM1 43H2V42H1ZM13 43H14V42H13ZM85 43H86V41H85ZM85 43H84V44H85ZM88 43H89V42H88V40H87V44H88ZM94 43H95V42H94ZM112 43H113V42H112ZM114 43H115V41H114ZM117 43H118V41H117ZM119 43H120V42H119ZM155 43H154V44H155ZM180 43H181V41H180ZM180 43H179V44H180ZM183 43H184V42H182V44H183ZM216 43H217V42H216ZM222 43H223V41H222ZM232 43H233V42H232ZM242 43H243V42H242ZM244 43H246V42H244ZM248 43H249V42H248ZM15 44H16V43H15ZM106 44L108 45V43H106ZM121 44H122V43H121ZM125 44H126V43H125ZM125 44L123 43V45H125ZM136 44H135V45H136ZM147 44H148V43H147ZM162 44H163V43H162ZM184 44H185V43H184ZM193 44H194V43H193ZM207 44H208V43H206V45H207ZM230 44H231V43H230ZM259 44H260V43H259ZM262 44H263V42H262ZM13 45H14V44H13ZM95 45H96V44H95ZM101 45H102V44H101ZM109 45H110V44H109ZM116 45H117V44H116ZM123 45H122V46H123ZM130 45L133 46V44H130ZM130 45H129V46H130ZM142 45H143V41H142ZM145 45H146V44H145ZM156 45H158V44H156ZM156 45H155L154 47H156ZM173 45H175V42H174ZM197 45H200V44H197ZM201 45H202V44H201ZM204 45H205V44H204ZM212 45H214V44H212ZM217 45H218V44H216V46H217ZM239 45H240V44H239ZM248 45H249V44H248ZM250 45H254V44H250ZM260 45H261V44H260ZM9 46H10V45H9ZM103 46H104V43H103ZM103 46H102V47H103ZM110 46H111V45H110ZM110 46H108V47L110 48ZM113 46H114V45H113ZM120 46H121V45H120ZM129 46H128V47H129ZM137 46H136V48H137ZM164 46H165V45H164ZM183 46H184V45H183ZM193 46H195V45H193ZM209 46H210V45H209ZM232 46H233V45H232ZM232 46H231V47H232ZM240 46H241V45H240ZM246 46H247V45H246ZM246 46H245V47H246ZM0 47H1V46H0ZM82 47H83V46H82ZM86 47H87V45H86ZM88 47H89V46H88ZM94 47H95V46H94ZM117 47H119V46H117ZM125 47H126V45H125ZM138 47H139V46H138ZM143 47H144V46H143ZM147 47H148V46H147ZM166 47H168V46L166 45ZM197 47H198V46H197ZM206 47H207V46H206ZM210 47H212V46H210ZM234 47H235V46H234ZM234 47H233V49H234ZM242 47H243V46H242ZM242 47H241V49L243 50ZM249 47H251V46H249ZM249 47H248V48H249ZM254 47L257 48V46H254ZM262 47H263V46H261V48H262ZM90 48H91V47H90ZM92 48H93V47H92ZM113 48L116 49L115 47H113ZM113 48H111V50H112ZM119 48H120V47H119ZM185 48H186V50H187V47H186V46H185ZM185 48H184V49H185ZM188 48H189V47H188ZM200 48L202 49V47H199V49H200ZM207 48H208V47H207ZM228 48H229V47H228ZM236 48H237V47H236ZM71 49H72V48H71ZM76 49H77V48H76ZM80 49H81V48H80ZM80 49L78 48L77 50H80ZM83 49H84V48H83ZM120 49H121V48H120ZM122 49L124 50V48H122ZM137 49H138V48H137ZM144 49H145V48H144ZM144 49H143V50H144ZM147 49H148V48H147ZM155 49H156V48H155ZM155 49L153 48L154 51H155ZM172 49H176V47L174 46V48H172ZM182 49H183V48H182ZM193 49H194V47L192 48V50H193ZM204 49H205V48H204ZM211 49H212V48H211ZM238 49H239V48H238ZM241 49H239V50H241ZM246 49H247V48H246ZM263 49H264V48H263ZM6 50H7V49H6ZM11 50H12V49H11ZM14 50H15V49H14ZM91 50H92V49H91ZM101 50H103V49H101ZM108 50H109V49H108ZM118 50H119V49H118ZM125 50H126V49H125ZM158 50H159V49H158ZM168 50H170V49H168ZM168 50H167V51H168ZM192 50H190V53L192 52ZM196 50H197V48H196ZM202 50H203V49H202ZM207 50H209V49H207ZM207 50H206V51H207ZM218 50H219V49H218ZM239 50H238V51H239ZM257 50L259 51V49H257ZM82 51H83V50H82ZM95 51H96V50H95ZM109 51H110V50H109ZM121 51H122V50H121ZM128 51H130V49H129ZM133 51H134V50H133ZM137 51H138V50H137ZM141 51H142V50H141V48H140V54H143ZM149 51H150V50H149ZM154 51H152V52H154ZM171 51H172V54H171V55L173 56V50H171ZM179 51H180V50H179ZM179 51H177V52H179ZM203 51H204V50H203ZM232 51H234V50H232ZM260 51H261V50H260ZM263 51H264V50H263ZM80 52H81V51H80ZM111 52H112V51H111ZM111 52H110V54H111ZM131 52H132V51H131ZM135 52H136V51H135ZM135 52H134V53H135ZM147 52H148V51H147ZM163 52H166V51L164 50ZM174 52H175V51H174ZM183 52H184V51H183ZM196 52H197V51H196ZM235 52H236V50H235ZM251 52H252V51H251ZM261 52H262V51H261ZM15 53H16V52H15ZM17 53H18V52H17ZM17 53H16V54H17ZM82 53H83V52H82ZM84 53H85V51H84ZM107 53H109V52H107ZM124 53H125V52H124ZM134 53H132V54H133L132 56H134ZM158 53H159V51H158ZM161 53H162V52H161ZM166 53H167V52H166ZM170 53H171V52L169 51V54H170ZM181 53H182V51H181ZM186 53H187V52H186ZM190 53H189V55H190ZM210 53H211V52H210ZM212 53H213V51H212ZM221 53H225V56H226V52H221ZM229 53H230V52H229ZM238 53H240V52H238ZM258 53L260 54V52H258ZM5 54H6V53H5ZM38 54H39V53H38ZM76 54H77V53H76ZM92 54H93V53H92ZM95 54H96V53H95ZM102 54H103V53H102ZM102 54H101V55H102ZM116 54H117V53H116ZM174 54H175V53H174ZM176 54H177V53H176ZM178 54H179V53H178ZM230 54H231V53H230ZM240 54H241V53H240ZM252 54H253V52H252ZM262 54H263V53H262ZM8 55H10V54H8ZM90 55H91V54H90ZM93 55H94V54H93ZM96 55H97V54H96ZM104 55H105V54H104ZM107 55H108V54H107ZM114 55H115V54H114ZM119 55H120V54H119ZM119 55H116V57H117V56L119 57ZM135 55H136V53H135ZM137 55L139 56V52H138ZM158 55H160V53H159ZM158 55H157V56H158ZM182 55H183V53H182ZM189 55H187V56H189ZM195 55H196V53H195ZM214 55H216V54H214ZM214 55H213V56H214ZM218 55H219V52H218ZM222 55H223V54H222ZM222 55H220V56L222 57ZM237 55H238V54H237ZM14 56H15V55H14ZM36 56H38V55H36ZM45 56H46V55H43V57H45ZM76 56H77V55H76ZM82 56H83V55H82ZM84 56H85V55H84ZM108 56H109V55H108ZM124 56H125V55H124ZM132 56H130V58H131ZM146 56H147V55H146ZM146 56H145V57H146ZM154 56H156V54H155ZM160 56H161V55H160ZM178 56H179V55H178ZM185 56H186V55H185ZM192 56L194 57V55H192ZM196 56H197V55H196ZM200 56H201V55H200ZM203 56H204V55H203ZM216 56H217V55H216ZM223 56H224V55H223ZM235 56H236V55H234V57H235ZM239 56H240V55H239ZM257 56H260V55H257ZM257 56H256V57H257ZM9 57H10V56H9ZM77 57H78V56H77ZM92 57H93V56H92ZM92 57H90V59H91ZM96 57H97V56H96ZM105 57H106V56H105ZM116 57H115V58H116ZM152 57H153V55H152ZM152 57H151V58H152ZM183 57H184V56H183ZM183 57H182V58H183ZM206 57H207V56H206ZM218 57H219V56H218ZM4 58H5V57H4ZM60 58H61V57H60ZM72 58H73V57H72ZM78 58H81V57H78ZM115 58H114V59H115ZM120 58H121V57H120ZM133 58H134V57H133ZM136 58H137V56H136ZM139 58H140V57H139ZM142 58H143V57H142ZM155 58H156V57H155ZM161 58H162V57H161ZM180 58H181V57H180ZM182 58H181V59H182ZM197 58L199 59L198 56H197ZM209 58H210V57H209ZM224 58L226 59V57H224ZM231 58H232V57H231ZM249 58H250V56H249ZM257 58H258V57H257ZM257 58H256V60H257ZM259 58H260V57H259ZM56 59H57V56H56ZM82 59L85 60L86 57H85V59H84V58H82ZM93 59H94V58H93ZM99 59H100V58H99ZM107 59L109 60L108 57H107ZM116 59L118 60L119 58H116ZM148 59H149V56H148ZM173 59H174V58H173ZM177 59H178V58H177ZM184 59H186V58H184ZM205 59H207V58H205ZM210 59H211V58H210ZM234 59H235V58H234ZM237 59H238V58H237ZM16 60H17V59H16ZM57 60H58V59H57ZM72 60H74V59H72ZM83 60H82V61H83ZM91 60H92V59H91ZM112 60H113V59H112ZM112 60L110 59L109 61H112ZM123 60H124V59H123ZM123 60H122V62L125 61V60H124V61H123ZM128 60H129V59H128ZM153 60H154V58H153ZM163 60L165 61V59H163ZM191 60H192V59H191ZM207 60H208V59H207ZM213 60H214V59H213ZM215 60H216V58H215ZM227 60H228V59H227ZM229 60H230V59H229ZM235 60H236V59H235ZM248 60H249V59H247V61H248ZM250 60H251V58H250ZM253 60H254V59H253ZM37 61H38V60H37ZM62 61H63V60H62ZM62 61H61V63H62ZM65 61H66V60H65ZM80 61H81V60H80ZM95 61H97V59H96ZM132 61H134V59H133ZM157 61H159V57H158ZM164 61H163V62H164ZM166 61H167V60H166ZM169 61H170V60H169ZM183 61H184V60H182V62H183ZM186 61H187V60H186ZM189 61H190V59H189ZM192 61H194V60H192ZM220 61H221V59H220ZM236 61H237V60H236ZM239 61H240V60H239ZM242 61H243V60H242ZM0 62H1V61H0ZM67 62H68V60H67ZM67 62L64 63V64H67ZM69 62H70V59H69ZM74 62H75V61H74ZM87 62H89V61L87 60ZM91 62H92V61H91ZM99 62H100V60H99ZM103 62H106L105 59H104ZM107 62H108V61H107ZM134 62H137V60H135ZM142 62H143V61H142ZM147 62H148V61H147ZM160 62H161V61H160ZM167 62H168V61H167ZM167 62H166V63H167ZM170 62H171V61H170ZM173 62L176 63V62H178V60L176 61V59H174ZM194 62H195V61H194ZM196 62H197V60H196ZM218 62H219V61H218ZM237 62H238V61H237ZM240 62H241V61H240ZM245 62H246V61H245ZM250 62H252V60H251ZM258 62H259V61H258ZM11 63H12V62H11ZM15 63H16V62H15ZM57 63H58V62H57ZM76 63H77V62H76ZM81 63H82V62H81ZM81 63H80V64H81ZM94 63H95V62H94ZM116 63H117V61H116ZM119 63H120V62H119ZM126 63H127V62H126ZM128 63H129V62H128ZM187 63H189V62H187ZM222 63H223V60H222ZM222 63H221V64H222ZM253 63H255V62H253ZM19 64H20V63H19ZM33 64H35V63H33ZM38 64H39V63H38ZM44 64H45V63H44ZM85 64L87 65V63H85ZM89 64H90V63H89ZM92 64H93V62H92ZM97 64H98V63H97ZM101 64H102V63H101ZM101 64H100V66H101ZM103 64H104V63H103ZM108 64H109V63H108ZM139 64H140V63H139ZM169 64H170V63H169ZM171 64H172V62H171ZM173 64H174V63H173ZM189 64H190V63H189ZM192 64H193V63H192ZM192 64H191V65H192ZM197 64H199V63H197ZM211 64H212V63H211ZM217 64H219V63H217ZM232 64H233V63H232ZM262 64H264V62H262ZM9 65H10V64H9ZM68 65H69V64H68ZM71 65H72V64H71ZM75 65H76V64H75ZM77 65H78V64H77ZM94 65H95V64H94ZM94 65H92V68L95 69V67H93ZM104 65H105V64H104ZM110 65H111V64H110ZM120 65H121V64H120ZM147 65H148V64H147ZM184 65H186V64L183 63V66H184ZM48 66H49V65H48ZM66 66H67V65H66ZM78 66H79V65H78ZM82 66H83V65H82ZM100 66H99V67H100ZM107 66H108V65H107ZM112 66H114V65H112ZM128 66H129V65H128ZM131 66H133V65L130 64V66H129L128 68L126 67L127 70H128ZM139 66H140V65H139ZM145 66H146V64H145ZM168 66H169V65H168ZM168 66H167V67H168ZM172 66H173V65H172ZM177 66H178V65H177ZM195 66H196V65H195ZM211 66H212V65H211ZM233 66H234V65H233ZM246 66H247V65H246ZM257 66H258V65H257ZM262 66H263V65H262ZM17 67H18V65H17ZM20 67H21V66H20ZM36 67H37V66H36ZM61 67H62V66H61ZM102 67H103V65H102ZM105 67H106V65H105ZM140 67H141V66H140ZM146 67H147V66H146ZM150 67H151V66H150ZM175 67H176V66H175ZM200 67H201V66H200ZM200 67H199V68H200ZM208 67H209V66H208ZM231 67H232V66H231ZM242 67H243V65H242ZM244 67H245V66H244ZM244 67H243V68H244ZM258 67H260V66H258ZM47 68H48V67H47ZM50 68H52V67H50ZM55 68H56V67H55ZM68 68H69V67H68ZM68 68H67V69H68ZM70 68H71V67H70ZM76 68H77V67H76ZM78 68H79V67H78ZM88 68H89V67H88ZM88 68H87V69H88ZM90 68H91V67H90ZM96 68H97V66H96ZM107 68H108V67H107ZM157 68H158V67H157ZM168 68H169V67H168ZM177 68H178V67H177ZM185 68H186V67H185ZM187 68H188V66H187ZM190 68H191V66H190ZM190 68H188V69H186V70L189 71ZM201 68H202V67H201ZM209 68H210V67H209ZM243 68H242V69H243ZM254 68H255V67H254ZM45 69H46V68H45ZM56 69H57V68H56ZM60 69H62V68H60ZM83 69H84V68H83ZM100 69L104 70V69L101 68V67H100ZM108 69H110V68H108ZM113 69H114V68H113ZM122 69H123V68H122ZM135 69H136V68H135ZM135 69H134V70H135ZM142 69H144V68H142ZM149 69H150V68H149ZM163 69H164V68H163ZM166 69H167V68H166ZM172 69H174V67H172ZM192 69H193V66H192ZM194 69H196L197 72H198V69H197V68H194ZM203 69H204V71H205L206 68H203ZM210 69H211V68H210ZM236 69H237V68H236ZM47 70H48V69H47ZM49 70H50V69H49ZM78 70H79V69H78ZM89 70H90V69H89ZM96 70H97V69H96ZM105 70H106V69H105ZM111 70H112V69H111ZM138 70H139V69H138ZM158 70H159V71H158L157 73L160 72V69H158ZM169 70H171V69H169ZM177 70H179V69H177ZM181 70H182V69H181ZM181 70H179V71H181ZM196 70H194V71H196ZM222 70H223V69H221V71H222ZM243 70H245V69H243ZM251 70H253V69H251ZM258 70H259V69H258ZM0 71H1V70H0ZM2 71H3V70H2ZM53 71H54V70H53ZM82 71H83V70H82ZM85 71H86V69H85ZM92 71H93V70H92ZM94 71H95V70H94ZM123 71H124V70H123ZM130 71H131V70H130ZM136 71H137V69H136ZM144 71H146V69H145ZM147 71H148V70H147ZM152 71H153V70H152ZM162 71H163V70H162ZM164 71H165V70H164ZM199 71H200V70H199ZM201 71H202V70H201ZM216 71H218V70L215 69V72H216ZM248 71L251 72L250 70H248ZM253 71H254V70H253ZM40 72H41V71H40ZM47 72H48V71H47ZM50 72H51V70H50ZM50 72H49V73H50ZM57 72L59 73L58 70H57ZM66 72H67V71H66ZM78 72H79V71H78ZM78 72H77V73H78ZM80 72H81V71H80ZM106 72H109V71H106ZM110 72H111V71H110ZM112 72H114V71H112ZM115 72H116V71H115ZM115 72H114V73H115ZM148 72H149V71H148ZM183 72H184V71H183ZM191 72H192V71H191ZM211 72L214 73V71H211ZM219 72H220V71H219ZM226 72H227V71H226ZM4 73H5V72H4ZM54 73H55V72H54ZM54 73L52 72V74H54ZM82 73H83V72H82ZM92 73H94V72H92ZM92 73H91V74H92ZM114 73H113V74H114ZM116 73H117V72H116ZM132 73H133V72H132ZM132 73H131V74H132ZM135 73H136V72H135ZM152 73H153V72H152ZM152 73H151V74H152ZM155 73H156V72H155ZM195 73H196V72H195ZM199 73H200V72H199ZM199 73H198V74H199ZM209 73H210V70H209ZM222 73H223V72H222ZM228 73H229V71H228ZM251 73H253V72H251ZM260 73H261V72H260ZM52 74H51V75H52ZM55 74H57V73H55ZM64 74H66V73H64ZM103 74H104V73H103ZM121 74H122V73H121ZM124 74L126 75L125 72H124ZM133 74H134V73H133ZM139 74H140V73H139ZM142 74H143V73H142ZM145 74H146V73H145ZM164 74H165V73H164ZM187 74H188V73H187ZM187 74H186V75H187ZM198 74H197V75H198ZM217 74H218V72H217ZM242 74H243V72H242ZM249 74H250V73H249ZM262 74H263V73H262ZM5 75H6V74H5ZM38 75H39V74H38ZM59 75H60V73H59ZM59 75H58V76H59ZM72 75H73V74H72ZM78 75H79V74H78ZM127 75H128V74H127ZM149 75H150V74H149ZM149 75H148V77H149ZM159 75H160V74H159ZM167 75H168V74H167ZM170 75H171V73H170ZM174 75H175V74H174ZM178 75H179V74H178ZM178 75H177V76H178ZM181 75H182V74H181ZM184 75H185V74H184ZM189 75H190V74H189ZM191 75H192V74H191ZM205 75H206V74H205ZM208 75H209V74H208ZM213 75H214V74H213ZM213 75H212V77H213ZM220 75H221V74H220ZM222 75H223V74H222ZM237 75H238V73H237ZM75 76H76V75H75ZM84 76H86V75H84ZM87 76H89V75H87ZM91 76H92V75H91ZM108 76H109V74H108ZM122 76H123V74H122ZM133 76H134V75H133ZM138 76H139V75H138ZM142 76H143V75H142ZM165 76H166V74H165ZM165 76H163V77L165 78ZM192 76H194V75H192ZM198 76H199V75H198ZM218 76H219V74H218ZM218 76H217V77H218ZM224 76H225V75H224ZM240 76H241V75H240ZM7 77H8V76H7ZM24 77H25V76H24ZM24 77H23V78H24ZM65 77H66V76H65ZM110 77H111V76H110ZM119 77H120V76H119ZM124 77H125V76H124ZM139 77H140V76H139ZM145 77H146V76H145ZM153 77H154V76H153ZM173 77H174V76H173ZM185 77H186V76H185ZM185 77H183V78H185ZM231 77H232V76H231ZM233 77H234V76H233ZM248 77H249V76H248ZM39 78H41V77H39ZM39 78H38V80H40ZM43 78L45 79V77H43ZM68 78H69V77H68ZM84 78H87V77H84ZM91 78H92V77H91ZM121 78H122V77H121ZM141 78H142V77H141ZM149 78H150V77H149ZM176 78H177V77H176ZM199 78H200V77H199ZM207 78H208V77H207ZM209 78H210V77H209ZM229 78H230V77H229ZM240 78H242V77H240ZM240 78H239V79H240ZM244 78H245V77H244ZM261 78H262V77H261ZM263 78H264V77H263ZM263 78H262V79H263ZM16 79H17V78H16ZM65 79H66V78H65ZM87 79H88V78H87ZM118 79H119V78H118ZM158 79H159V78H158ZM188 79H189V78H188ZM193 79H194V78H192V80H193ZM213 79H214V78H213ZM216 79H217V78H216ZM223 79H224V78H223ZM226 79H227V77H226ZM231 79H232V78H231ZM234 79H235V78H234ZM239 79H238V80H239ZM242 79H243V78H242ZM6 80H7V79H6ZM114 80H115V79H114ZM116 80H117V79H116ZM123 80H125V79H123ZM181 80H182V79H181ZM195 80H196V79H195ZM203 80H204V79H203ZM238 80H237V84L239 83ZM246 80H247V79H246ZM35 81H36V80H35ZM71 81H72V80H71ZM79 81H80V80H79ZM82 81L84 82V80H81V82H82ZM89 81H90V79H89ZM118 81H119V80H118ZM125 81H126V80H125ZM171 81H172V79H171ZM174 81H175V80H174ZM176 81H177V80H176ZM178 81H179V80H178ZM196 81H197V80H196ZM216 81H217V80H216ZM232 81H234V80H232ZM18 82H19V81H18ZM18 82H17V83H18ZM22 82H23V80H22ZM62 82H63V81H62ZM62 82L60 83L61 86H62V84H63ZM86 82H87V81H86ZM116 82H117V81H116ZM120 82H121V80H120ZM120 82H119V83H120ZM154 82H155V81H154ZM157 82H158V81H157ZM159 82H161V81H159ZM169 82H170V81H169ZM193 82H194V80H193ZM214 82H215V81H214ZM222 82H223V81H222ZM241 82H242V81H241ZM33 83H34V82H33ZM40 83H41V82H40ZM50 83H51V82H50ZM67 83H68V82H67ZM72 83H73V82H72ZM84 83H85V82H84ZM122 83H124V82H121V84H122ZM125 83H126V82H125ZM138 83H139V81H138ZM138 83H137V84H138ZM149 83H150V82H149ZM162 83H163V82H162ZM166 83H167V81H166ZM185 83H186V82H185ZM185 83H183V84H185ZM207 83H209V82H207ZM235 83H236V82H235ZM235 83H234V84H235ZM20 84H21V83H20ZM34 84H36V83H34ZM68 84H69V83H68ZM87 84H89V83L87 82ZM87 84H86V85H87ZM128 84L131 85L130 82H128ZM135 84H136V83H135ZM135 84H134V85H135ZM153 84H154V83H153ZM183 84H182V85H183ZM204 84H206V83H204ZM211 84H212V82H211ZM220 84H221V83H219V85H220ZM234 84H233V86H236V85H234ZM240 84H241V83H240ZM240 84H239V85H240ZM32 85H33V84H32ZM53 85H54V87H55V84H52V86H53ZM58 85H59V83H58ZM65 85H66V84H65ZM132 85H133V84H132ZM147 85H148V84H147ZM150 85H151V84H150ZM158 85H160V83H159ZM171 85H172V84H171ZM179 85H180V84H179ZM198 85H199V83H198ZM206 85H210V84H206ZM227 85H228V84H227ZM36 86H37V85H36ZM69 86H70V85H69ZM78 86H79V85H78ZM145 86H146V85H145ZM161 86H162V85H161ZM183 86L185 87V85H183ZM183 86H182V87H183ZM203 86H204V85H203ZM213 86H214V83H213ZM220 86H221V85H220ZM240 86H241V85H240ZM259 86H260V85H259ZM21 87H22V86H21ZM33 87H34V86H33ZM58 87H59V86H58ZM80 87H81V86H80ZM124 87H125V86H124ZM132 87H133V86H132ZM135 87H136V86H135ZM141 87H142V86H141ZM179 87H180V86H179ZM205 87H206V86H205ZM231 87H232V86H231ZM22 88H23V87H22ZM55 88H56V87H55ZM102 88H103V87H102ZM137 88H140V87H138V85H137ZM142 88L144 89V87H142ZM156 88H157V87H156ZM166 88H167V87H166ZM166 88H165V89H166ZM175 88H176V85H175ZM191 88H193V87H191ZM199 88H200V87H199ZM199 88H198V89H199ZM201 88H202V87H201ZM207 88H208V87H207ZM207 88H206V89H207ZM225 88H226V87H225ZM255 88H257V86H256ZM258 88H260V87H258ZM32 89H33V88H32ZM58 89H59V88H58ZM65 89H66V88H65ZM135 89H136V88H135ZM135 89H134V90H135ZM143 89H142V90H143ZM158 89H159V88H157V90H158ZM162 89H164V88H162ZM170 89H171V88H170ZM177 89H179V88H177ZM187 89H188V87H187ZM227 89H228V88H227ZM229 89H230V88H229ZM238 89H239V88H238ZM262 89H263V88H262ZM15 90H16V89H15ZM76 90H77V89H76ZM79 90H80V89H79ZM81 90H82V89H81ZM102 90H103V89H102ZM105 90H106V89H105ZM136 90H137V89H136ZM155 90H156V89H155ZM155 90H154V91H155ZM184 90H185V89H184ZM188 90H189V89H188ZM200 90H201V89H200ZM210 90H212V89H210ZM257 90H258V89H257ZM23 91H24V90H23ZM28 91H29V90H28ZM59 91H60V90H59ZM125 91H126V90H125ZM128 91H129V90H128ZM138 91H139V89H138ZM143 91H144V90H143ZM207 91H208V90H207ZM76 92H79V91H76ZM76 92H75V93H76ZM98 92H100V91H97V93H98ZM129 92H130V91H129ZM132 92H133V91H132ZM159 92H160V91H159ZM170 92H171V91H170ZM201 92H202V91H200V93H201ZM205 92H206V91H205ZM210 92H211V91H210ZM216 92H217V91H216ZM218 92H219V91H218ZM220 92H221V91H220ZM220 92H219V94H217V95H220V94H221ZM223 92H224V91H223ZM229 92H230V90H229ZM243 92H244V91H243ZM249 92H250V91H249ZM252 92H253V91H252ZM258 92H259V90H258ZM4 93H5V92H4ZM8 93H9V92H8ZM19 93H20V92H19ZM30 93H31V92H30ZM71 93H72V92H71ZM79 93H80V92H79ZM94 93H95V92H94ZM94 93H93V95L96 94V93H95V94H94ZM156 93H157V92H156ZM156 93H155V94H156ZM163 93H164V92H162L161 94H163ZM168 93H169V92H168ZM176 93H177V92H176ZM197 93H198V92H197ZM225 93H226V92H225ZM225 93H224V94H225ZM0 94H1V93H0ZM5 94H6V93H5ZM35 94H36V93H35ZM110 94H111V93H110ZM132 94H133V93H132ZM174 94H175V93H174ZM178 94H179V93H178ZM178 94H177V95H178ZM186 94H187V93H186ZM190 94H191V93H190ZM193 94H194V93H193ZM198 94H199V93H198ZM201 94H202V93H201ZM211 94H212V92H211ZM250 94H251V93H250ZM253 94H254V96H255L257 93L255 94V93L253 92ZM253 94H252V95H253ZM259 94H260V93H259ZM6 95H7V94H6ZM31 95H32V94H31ZM33 95H34V93H33ZM33 95H32V96H33ZM105 95H106V94H105ZM112 95H113V94H112ZM143 95H144V94H143ZM151 95H152V94H151ZM165 95L167 96V94H165ZM204 95H205V94H204ZM208 95H209V93H208ZM212 95H213V94H212ZM229 95H230V93H229ZM229 95H228V96H225V97H229ZM232 95H233V94H232ZM235 95H236V93H234V96H233V97H235ZM238 95H239V94H238ZM238 95H237V97H238ZM16 96H17V95H16ZM16 96H15V97H16ZM63 96H65V95H63ZM76 96H77V95H76ZM103 96H104V95H103ZM107 96H108V93H107V95H106V98H107ZM113 96H114V95H113ZM134 96H135V95H134ZM138 96H139V95H138ZM140 96H141V95H140ZM163 96H164V95H163ZM168 96H169V95H168ZM170 96H171V95H170ZM239 96H240V95H239ZM5 97H6V98H5V101L8 102V103H10L11 100H8L7 96H5ZM29 97H30V96H29ZM35 97H36V95H35ZM59 97H60V96H59ZM108 97H109V96H108ZM155 97H156V96H155ZM158 97H159V96H158ZM158 97H157V98H158ZM190 97H191V96H190ZM192 97H193V96H192ZM210 97H211V95H210ZM225 97H224V98H225ZM233 97H232V99H233ZM249 97H252V96H249ZM256 97H257V96H256ZM95 98H96V97H95ZM110 98H111V95H110ZM138 98H139V97H138ZM140 98H141V97H140ZM144 98H145V97H144ZM167 98H168V97H167ZM187 98H188V97H187ZM195 98H197V96L194 97V99H195ZM205 98H206V97H205ZM219 98H220V97H219ZM257 98H259V97H257ZM20 99H21V98H20ZM24 99H26V98H24ZM33 99H34V97H33ZM74 99H75V98H74ZM108 99H109V98H108ZM177 99H178V98H177ZM188 99H189V98H188ZM191 99H192V98H191ZM213 99H214V97H213ZM217 99H218V98H217ZM217 99L214 100V101H217ZM228 99H229V98H228ZM250 99H251V98H250ZM252 99H254V98H252ZM30 100H31V99H30ZM69 100H70V98H69ZM138 100H139V99H138ZM186 100H187V99H186ZM210 100H211V103H212V102H213L212 99H210ZM218 100H219V99H218ZM229 100H230V99H229ZM233 100H235V99H233ZM238 100H239V99H238ZM257 100H258V99H257ZM257 100H256V101H257ZM31 101H32V100H31ZM67 101H68V100H67ZM99 101H101V100H99ZM106 101H107V100H106ZM108 101H109V100H108ZM112 101H113V100H112ZM114 101H115V100H114ZM195 101H196V103H197V100H195ZM195 101H192V102L195 103ZM224 101H225V100H224ZM248 101H249V100H248ZM248 101H247V102H248ZM253 101H254V100H253ZM260 101H261V100H260ZM1 102L3 103V101H1ZM22 102H23V103H22V104H23V107L25 108L27 105H26V103H25L24 101H22ZM29 102H30V101H29ZM65 102H66V101H65ZM76 102H77V101H76ZM116 102H117V101H116ZM116 102H115V103H116ZM201 102H202V101H201ZM201 102H200V104H201ZM204 102H205V101H204ZM226 102H227V101H226ZM232 102H233V101H232ZM263 102H264V101H263ZM263 102H262V103H263ZM94 103H96V102H94ZM103 103H104V102H103ZM109 103H110V102H109ZM215 103H217V102H215ZM215 103H214V104H215ZM229 103H231V102H229ZM235 103H236V102H235ZM252 103H253V102H252ZM257 103H258V102H257ZM54 104H55V103H54ZM60 104H61V103H60ZM60 104H59V105H60ZM71 104H73V103H71ZM75 104H76V103H75ZM96 104H98V103H96ZM106 104H107V102H106ZM123 104H124V103H123ZM214 104H213V105H214ZM217 104H218V103H217ZM221 104H222V102H221ZM231 104H232V103H231ZM237 104H238V103H237ZM254 104H256V103H254ZM254 104H253V105H254ZM49 105H50V104H49ZM49 105H48V106H49ZM51 105H52V104H51ZM65 105H66V104H65ZM69 105H70V104H69ZM69 105H68V106H69ZM114 105H115V104H113V106H114ZM121 105H122V103H121ZM124 105H125V104H124ZM178 105H179V104H178ZM193 105H194V104H193ZM204 105H205V104H204ZM219 105H220V103H219ZM224 105H225V104H224ZM228 105H229V104H228ZM232 105H233V104H232ZM19 106H20V105H19ZM32 106H33V105H32ZM101 106H102V105H101ZM101 106H100V107H101ZM128 106H129V105H128ZM190 106H191V105H190ZM199 106H200V105H199ZM209 106H210V105H209ZM225 106H226V105H225ZM230 106H231V105H230ZM235 106H236V105H235ZM35 107H36V106H35ZM46 107H47V105H46ZM54 107H55V105H54ZM73 107H74V106H73ZM88 107H89V105H88ZM107 107H109V106H107ZM119 107H120V106H119ZM173 107H174V106H173ZM201 107H202V106H201ZM216 107H217V106H216ZM231 107H232V106H231ZM231 107H229V108H231ZM239 107H240V106H239ZM253 107H254V106H253ZM255 107H256V106H255ZM48 108L51 109L52 106H51V107H48ZM48 108H47V110H48ZM74 108H75V107H74ZM94 108H95V107H94ZM102 108H103V107H102ZM109 108H110V107H109ZM116 108H117V107H116ZM120 108H121V107H120ZM123 108H124V107H123ZM174 108H175V107H174ZM205 108H207V107H205ZM209 108H210V107H209ZM209 108H207V109H209ZM217 108H218V107H217ZM219 108H220V107H219ZM227 108H228V107H227ZM229 108H228V109H229ZM256 108H257V107H256ZM52 109H53V108H52ZM52 109H51V110H52ZM54 109H55V108H54ZM54 109H53V110H54ZM71 109H72V108H71ZM89 109H90V108H89ZM117 109H118V108H117ZM117 109H116V110H117ZM124 109H125V108H124ZM210 109L212 110V108H210ZM213 109H214V108H213ZM231 109L233 110V108H231ZM8 110H9V109H8ZM25 110H26V109H25ZM29 110H30V109H29ZM53 110H52V111H53ZM90 110H91V109H90ZM98 110H99V109H98ZM98 110H97V113H98ZM101 110H103V109H101ZM101 110H99V111H101ZM134 110H135V109H134ZM134 110H132V111H134ZM139 110H140V109H139ZM153 110H154V109H153ZM156 110H157V109H156ZM159 110H160V109H159ZM211 110H210V111H211ZM223 110H224V109H223ZM225 110H226V109H225ZM253 110H254V108H253ZM74 111H75V110H74ZM87 111H88V110H87ZM106 111H107V110H106ZM119 111H120V110H119ZM141 111H142V110H141ZM141 111H140V112H141ZM149 111H151V110H149ZM178 111H179V110H178ZM178 111H175V113H176V112L178 113ZM180 111H181V110H180ZM182 111H183V110H182ZM187 111H190V110H187ZM228 111H229V110H228ZM228 111L226 110V113H227ZM236 111H237V110L235 109V110H234V113H235ZM251 111H252V110H251ZM259 111H260V110H259ZM263 111H264V110H263ZM263 111H262V112H263ZM1 112H2V111H1ZM8 112H9V111H8ZM34 112H35V111H34ZM66 112H67V111H66ZM88 112L91 113L90 111H88ZM102 112H103V111H102ZM102 112H101V114H102ZM114 112H115V111H114ZM147 112H148V111H147ZM154 112H156V111H154ZM158 112H159V111H158ZM160 112H161V111H160ZM183 112H184V111H183ZM183 112H182V113H183ZM205 112H206V111H205ZM215 112H216V111H215ZM217 112H218V110H217ZM223 112H224V111H223ZM231 112H232V111H231ZM237 112H238V111H237ZM237 112H236V115H237ZM2 113H3V112H2ZM57 113H58V112H57ZM85 113H86V112H85ZM93 113H94V111H93ZM151 113H152V112H151ZM171 113H172V112H171ZM224 113H225V112H224ZM224 113H222V115H223ZM257 113H258V112H257ZM257 113H256V114H257ZM87 114H88V113H87ZM112 114H113V113H112ZM112 114H111V115H112ZM114 114H115V113H114ZM131 114H132V113H131ZM163 114H164V113H163ZM187 114H188V113H187ZM209 114H210V113H209ZM217 114H218V113H217ZM217 114H216V115H217ZM227 114H228V113H227ZM250 114H251V113H250ZM254 114H255V113H254ZM30 115H31V113H30ZM53 115H54V114H53ZM60 115H61V114H60ZM60 115H59V116H60ZM88 115H89V114H88ZM96 115H97V114H96ZM105 115H106V114H105ZM111 115H110V117H112ZM116 115H118V114H116ZM127 115H128V114H127ZM132 115H133V114H132ZM138 115H139V114H138ZM160 115H161V114H160ZM167 115H168V114H167ZM174 115H175V114H174ZM177 115H178V114H177ZM184 115H185V112H184ZM195 115H196V114H195ZM233 115H234V114H233ZM13 116H14V115H13ZM49 116H50V115H49ZM62 116H63V115H62ZM84 116H85V115H84ZM139 116H140V115H139ZM139 116H138V117H139ZM161 116H162V115H161ZM163 116H164V115H163ZM187 116H188V115H187ZM225 116H226V115H225ZM255 116H256V115H255ZM263 116H264V115H263ZM24 117H25V115H24ZM24 117H23V118H24ZM29 117H30V116H29ZM29 117H28V118H29ZM76 117H77V116H76ZM78 117H79V116H78ZM86 117H87V116H86ZM89 117H90V116H89ZM115 117H116V116H115ZM135 117H137V116H135ZM191 117H192V116H191ZM195 117H196V116H195ZM15 118H16V117H15ZM15 118H13V119H15ZM30 118H31V117H30ZM30 118H29V119H30ZM43 118H44V117H43ZM47 118H48V117H47ZM51 118H52V117H51ZM56 118H57V117H56ZM61 118H62V117H61ZM73 118H74V117H73ZM82 118H83V117H82ZM96 118H99V116L96 117ZM108 118H109V117H108ZM108 118H107V120H109ZM113 118H114V117H113ZM120 118H121V117H120ZM129 118H130V117H129ZM154 118H159V117H154ZM154 118H153V119H154ZM188 118H189V117H188ZM230 118H231V117H230ZM249 118H250V117H249ZM252 118H253V117H252ZM259 118H260V116H259ZM261 118H262V116H261ZM40 119H41V118H40ZM64 119H65V118H64ZM66 119H67V117H66ZM71 119H72V118H71ZM71 119H70V120H71ZM79 119H81V118H79ZM100 119H101V118H99V121H100ZM104 119H105V118H104ZM104 119H103V120H104ZM125 119H126V118H125ZM143 119H144V118H143ZM149 119H150V118H149ZM149 119H147V120H149ZM163 119H164V118H163ZM166 119H167V118H166ZM166 119H164V120H166ZM189 119H190V118H189ZM194 119H196V118H194ZM207 119H208V118H207ZM231 119H232V118H231ZM253 119H254V118H253ZM253 119H252V120H253ZM255 119H256V118H255ZM255 119H254V120H255ZM23 120H24V119H23ZM32 120H33V119H32ZM51 120H54V119H51ZM59 120H60V119H59ZM67 120H68V119H67ZM67 120H66V121H67ZM70 120H69V121H70ZM75 120H76V118H75ZM91 120H92V118H91ZM93 120H94V119H93ZM107 120H106V121H107ZM113 120H114V119H113ZM127 120H128V118H127ZM133 120H134V119H133ZM140 120H142V119H140ZM199 120H200V119H199ZM232 120H233V119H232ZM250 120H251V119H250ZM258 120H259V119H258ZM261 120H262V119H261ZM45 121H47V120H44V122H45ZM60 121H61V120H60ZM73 121H74V120H73ZM77 121H78V120H77ZM83 121H84V120H83ZM94 121H95V120H94ZM97 121H98V120H97ZM111 121H112V120H111ZM118 121H119V120H117L116 123H118ZM135 121H136V120H135ZM160 121H161V120H160ZM171 121H172V120H171ZM171 121H170V122H171ZM188 121H189V120H188ZM196 121H198V120H196ZM237 121H239V120H237ZM256 121H257V120H256ZM55 122L58 123V121H55ZM79 122L81 123V122H82V119H81V121H79ZM100 122H101V121H100ZM113 122L115 123V121H113ZM125 122H126V121H125ZM131 122H132V120H131ZM149 122H150V121H149ZM176 122H177V121H176ZM179 122H180V121H179ZM185 122H186V121H185ZM191 122H192V121H191ZM199 122H200V121H199ZM205 122H206V121H205ZM211 122H212V121H211ZM252 122H253V121H252ZM254 122H255V121H254ZM4 123H5V122H4ZM39 123H40V122H39ZM41 123H42V122H41ZM71 123H73V122H71ZM80 123H78V124H80ZM82 123H83V122H82ZM84 123H85V122H84ZM89 123H90V122H89ZM91 123H92V122H91ZM101 123H102V122H101ZM101 123H100V124H101ZM129 123H130V122H129ZM129 123H128V124H129ZM134 123H135V122H134ZM137 123H138V122H137ZM151 123H152V121H151ZM155 123H156V121H155ZM161 123H162V122H161ZM173 123H174V122H172V124H173ZM10 124H11V123H10ZM19 124H21V122H20ZM27 124H28V123H27ZM37 124H38V123H37ZM47 124H48V123H46V126H47ZM51 124H52V123H51ZM62 124H63V123H62ZM62 124H60V125H62ZM94 124H95V123H94ZM96 124H97V123H96ZM105 124H106V123H105ZM108 124L111 125V122H109ZM131 124H132V123H131ZM147 124H148V123H147ZM164 124H165V123H164ZM175 124H176V123H175ZM182 124H183V123H182ZM189 124L192 125V123H190V122H189ZM189 124H188V125H189ZM193 124H194V123H193ZM199 124H200V123H199ZM221 124H222V123H221ZM230 124H231V123H230ZM232 124H233V123H232ZM239 124H240V123H239ZM249 124H250V123H249ZM7 125H8V123H7ZM30 125H31V124H30ZM84 125H85V124H84ZM87 125H90V124L87 123ZM101 125H103V124H101ZM106 125H107V124H106ZM106 125H105V126H106ZM110 125H109V127H110ZM115 125H116V124H115ZM117 125H118V124H117ZM119 125H121V124H119ZM129 125H130V124H129ZM132 125H133V124H132ZM149 125H150V124H149ZM197 125H198V124H197ZM208 125L210 126V124H208ZM211 125L214 126L212 123H211ZM219 125H220V124H219ZM233 125H234V124H233ZM261 125H264V124H261ZM11 126H12V125H11ZM19 126H20V125H19ZM23 126H24V125H23ZM26 126H27V125H26ZM31 126H32V125H31ZM43 126H44V125H43ZM53 126H54V124H53ZM121 126H122V125H121ZM141 126H142V125H141ZM152 126H153V125H152ZM160 126H161V125H160ZM166 126H167V125H166ZM170 126H171V125H170ZM175 126L177 127V125H175ZM178 126H179V125H178ZM182 126H183V125H182ZM189 126H190V125H189ZM193 126H194V125H193ZM201 126H202V124H201ZM209 126H208V127H209ZM212 126H210V127H212ZM234 126H235V125H234ZM15 127H16V126H15ZM39 127H40V125H39ZM39 127H38V128H39ZM68 127H70V126H68ZM81 127L84 128L83 125H82ZM88 127H89V126H88ZM109 127H108V128H109ZM161 127H162V126H161ZM176 127H175V129H176ZM196 127H197V126H196ZM198 127H199V126H198ZM206 127H207V125H206ZM231 127H232V126H231ZM239 127H240V126H239ZM244 127H245V126H244ZM253 127H254V126H253ZM0 128H1V127H0ZM23 128H24V127H23ZM40 128H41V127H40ZM47 128H48V127H47ZM62 128H64V127H62ZM66 128H67V127H66ZM76 128H77V126H76ZM83 128H81V129H83ZM91 128H92V127H91ZM93 128H94V126H93ZM93 128H92V129H93ZM99 128H100V127H99ZM99 128H98V129H99ZM108 128H106V129H108ZM113 128H114V127H113ZM113 128H112V129H113ZM115 128H117V127H115ZM134 128L136 129V127H134ZM137 128H138V126H137ZM139 128H140V127H139ZM153 128H154V127H153ZM182 128H183V127H182ZM192 128H193V127H192ZM217 128L220 129V127H217ZM217 128H216V129H217ZM227 128H228V127H227ZM259 128H260V127H259ZM8 129H9V128H8ZM21 129H22V127H21ZM28 129H29V127H28ZM32 129H33V128H32ZM32 129H31V130H32ZM51 129H52V128H51ZM73 129H75V128H73ZM84 129H85V128H84ZM88 129H89V128H88ZM94 129H95V128H94ZM104 129H105V127H104ZM106 129H105V130H106ZM122 129H123V128H122ZM150 129H151V128H150ZM171 129H172V127H171ZM177 129H178V128H177ZM187 129L190 130L191 128L189 127V128H186L185 130H187ZM230 129H231V128H230ZM257 129H258V128H257ZM263 129H264V128H263ZM0 130H1V129H0ZM35 130H37V129H35ZM53 130H54V129H53ZM53 130H52V131H53ZM105 130H104V131H105ZM109 130H111V128H110ZM137 130H138V129H137ZM137 130H135V132H136ZM144 130H145V129H144ZM164 130H165V129H164ZM172 130H173V129H172ZM181 130H183V129H181ZM194 130H195V129H194ZM205 130H206V129H205ZM227 130H228V129H227ZM227 130H226V132H228ZM254 130H256V129H254ZM3 131H4V130H3ZM9 131H10L12 134H13V133L16 134V129H14V128H11ZM33 131H34V130H33ZM52 131H51V132H52ZM56 131H57V130H56ZM63 131H64V130H63ZM87 131H88V130H87ZM96 131H97V130H96ZM106 131H107V130H106ZM116 131H117V130H116ZM116 131H115V133H116ZM133 131H134V130H133ZM138 131H139V130H138ZM151 131H154V129H153V130H150V132H151ZM161 131H162V130H161ZM167 131H168V130H167ZM218 131H219V130H218ZM218 131H217V132H218ZM220 131H221V130H220ZM247 131H248V130H247ZM251 131H252V130H251ZM24 132H26V130H25ZM37 132H38V131H37ZM60 132H61V131H60ZM60 132H59V133H60ZM68 132H69V131H68ZM70 132H71V131H70ZM70 132H69V133H70ZM97 132H98V131H97ZM100 132H101V131H100ZM100 132H99V133H100ZM102 132H103V131H102ZM112 132H113V131H112ZM126 132H127V131H126ZM150 132H149V133H150ZM158 132H159V131H158ZM162 132H163V131H162ZM165 132H166V131H165ZM169 132H170V131H169ZM176 132H177V131H176ZM180 132H182V131H180ZM195 132L197 133V131H195ZM221 132H224V131H221ZM245 132H246V131H245ZM245 132H244V133H245ZM254 132H255V131H254ZM27 133H28V132H27ZM44 133H45V132H44ZM53 133L55 134V132H53ZM53 133H52V134H53ZM57 133H58V132H57ZM63 133H64V132H63ZM77 133H78V132H77ZM83 133H84V132H83ZM90 133H91V132H90ZM108 133H110V132H107V134H108ZM138 133H139V132H138ZM145 133H148V132H145ZM172 133H174V132H172ZM177 133H178V132H177ZM184 133H185V132H184ZM188 133H189V132H188ZM201 133H202V132H201ZM224 133H225V132H224ZM228 133H229V132H228ZM234 133H235V132H234ZM263 133H264V132H263ZM66 134H67V133H66ZM94 134H95V133H94ZM110 134H112V133H110ZM110 134H109V135H110ZM113 134H114V132H113ZM113 134H112V135H113ZM119 134H120V133H119ZM121 134H122V133H121ZM140 134H141V133H140ZM142 134H143V133H142ZM157 134H158V133H157ZM199 134H200V133H199ZM203 134H204V133H203ZM207 134H208V133H207ZM210 134H211V133H210ZM214 134H215V133H214ZM221 134H222V133H220V135H221ZM246 134H247V133H246ZM252 134H253V133H252ZM26 135H27V134H26ZM33 135H35V134L33 133ZM49 135H50V134H49ZM72 135H73V134H72ZM72 135H71V136H72ZM76 135H78V134H76ZM86 135H87V134H86ZM100 135H101V134H100ZM105 135H106V134H105ZM105 135H104V136H105ZM109 135H108V136H109ZM115 135H116V134H115ZM123 135H124V134H123ZM125 135H126V133H125ZM133 135H134V133H133ZM136 135H137V134H136ZM138 135H139V134H138ZM154 135H155V134H154ZM154 135L151 136V137L153 138ZM173 135H175V134H173ZM173 135H172V136H173ZM179 135H180V134H179ZM181 135H182V134H181ZM181 135H180V138H182ZM183 135H184V134H183ZM183 135H182V136H183ZM212 135H213V133H212ZM217 135H218V134H217ZM220 135H218V136H220ZM222 135H223V134H222ZM236 135H237V134H236ZM236 135H235V136H236ZM242 135H243V134H242ZM253 135H254V134H253ZM255 135H256V134H255ZM258 135H259V133H258ZM4 136H5V135H4ZM29 136H30V135H29ZM52 136H53V135H52ZM73 136H74V137H77V136H75V135H73ZM95 136H96V134H95ZM110 136H111V135H110ZM119 136H120V135H119ZM131 136H132V135H131ZM134 136H135V135H134ZM148 136H150V135L148 134ZM156 136H157V135H156ZM158 136H160V133L158 134ZM163 136H164V134H162V137H163ZM166 136H167V135H166ZM175 136L178 137V135H175ZM185 136H186V133H185ZM194 136H195V135H194ZM194 136H193V137H194ZM204 136H206V134H205ZM204 136H203V137H204ZM207 136H208V135H207ZM210 136H211V135H210ZM223 136H224V135H223ZM238 136H239V135H237V137H238ZM243 136H244V135H243ZM261 136H262V135H261ZM263 136H264V135H263ZM30 137H31V136H30ZM33 137H34V136H33ZM89 137H90V136H89ZM116 137H117V136H116ZM122 137H123V136H122ZM122 137H121V138H122ZM126 137H127V136H126ZM128 137H129V136H128ZM139 137H141V136H139ZM230 137H231V136H229L228 139H230ZM237 137H236V139H237ZM248 137H249V136H248ZM0 138H1V137H0ZM27 138H28V137H27ZM61 138H63V137H61ZM79 138H80V136H79ZM79 138H78V139H79ZM83 138H84V137H83ZM95 138H96V137H95ZM97 138H99V137H97ZM103 138H104V137H103ZM105 138H106V137H105ZM112 138H113V137H112ZM117 138H118V137H117ZM146 138H147V137H146ZM157 138H158V137H157ZM197 138H198V137H197ZM238 138H239V137H238ZM14 139H16V138H14ZM17 139H18V138H17ZM21 139H22V138H21ZM25 139H26V138H25ZM67 139H69V138H67ZM70 139H71V138H70ZM86 139H87V138H86ZM109 139H110V138H109ZM129 139H130V137H129ZM139 139H140V138H139ZM142 139H143V138H142ZM142 139H141V140H142ZM147 139H148V138H147ZM147 139H145V140H147ZM158 139H159V138H158ZM166 139H167V138H166ZM168 139H170V138H168ZM168 139H167V140H168ZM177 139H178V138H177ZM191 139H192V138H191ZM191 139H190V140H191ZM201 139H203V138L201 137ZM201 139H200V140H201ZM216 139L218 140V137H217ZM222 139H223V138H222ZM226 139H227V138H226ZM228 139H227V140H228ZM236 139H235V140H236ZM18 140H19V139H18ZM27 140H28V139H27ZM29 140H30V139H29ZM37 140H38V139H37ZM47 140H48V139H47ZM47 140H46V141H47ZM59 140H60V139H59ZM63 140H64V139H63ZM63 140H62V141H63ZM94 140H96V139H94ZM94 140H93V141H94ZM98 140H99V139H98ZM161 140H162V138H161ZM182 140H183V139H182ZM194 140H196V139H194ZM194 140H193V142H194ZM223 140H225V138H224ZM227 140H226V142H227ZM242 140H243V139H242ZM244 140H245V139H244ZM250 140H251V139H250ZM252 140L255 141V139H252ZM261 140H262V139H261ZM33 141H34V140H33ZM42 141H43V140H42ZM46 141H45V142H46ZM53 141H56V140L53 139ZM62 141H61V142H62ZM64 141H65V140H64ZM107 141H108V140H107ZM117 141H118V140H117ZM117 141H114V143L117 142ZM120 141H121V140H120ZM124 141H126V139H125ZM143 141H144V140H143ZM147 141H148V140H147ZM151 141H152V139H151ZM155 141H156V140H155ZM163 141H164V140H163ZM170 141H171V140H169V142H170ZM173 141H176V140H173ZM177 141H179V140H177ZM202 141H204V140H202ZM213 141L215 142V135H214V140H213ZM218 141H219V140H218ZM236 141H238V143H239V140H236ZM259 141H260V140H259ZM31 142H32V141H31ZM48 142H49V140H48ZM48 142H47V144H48ZM66 142L70 143V141H66ZM72 142H74V140H73ZM75 142H76V141H75ZM75 142H74V143H75ZM121 142H122V141H121ZM121 142H120V143H121ZM126 142H127V141H126ZM130 142H131V141H130ZM132 142H133V141H132ZM184 142H186V140H185ZM184 142H183V143H184ZM187 142H188V141H187ZM247 142H248V141H247ZM36 143H37V142H36ZM36 143H35V144H36ZM56 143H57V142H55L54 144H56ZM62 143H64V142H62ZM81 143H82V142H81ZM88 143H89V142H88ZM105 143H107V142H105ZM108 143H110V142H108ZM108 143H107V144H108ZM117 143H118V142H117ZM127 143H128V142H127ZM144 143H145V145H146V142H144ZM159 143H162V142H159ZM200 143H201V142H200ZM210 143H211V142H210ZM216 143H217V141H216ZM216 143H215V145H218V144H219V143H218V144H216ZM222 143L224 144L223 141H222ZM232 143H233V142H232ZM232 143H231V146H232ZM244 143H245V142H244ZM256 143H257V142H256ZM263 143H264V142H263ZM6 144H7V143H6ZM30 144H31V143H30ZM38 144H39V143H38ZM50 144H51V143H50ZM60 144H61V143H60ZM71 144H72V143H71ZM77 144H78V143H77ZM84 144H85V143H83V146H85ZM89 144H90V143H89ZM97 144H98V142H97ZM103 144H104V142H103ZM112 144H113V142H112ZM112 144H110V145L112 146ZM137 144H138V143H137ZM148 144H149V143H147V145H148ZM172 144H174V142H173ZM188 144H190V143H188ZM188 144L186 143V145H188ZM197 144H198V143H197ZM203 144H204V143H203ZM229 144H230V143H229ZM233 144H234V143H233ZM245 144L248 145V143H245ZM1 145H2V144H1ZM36 145H37V144H36ZM51 145H52V144H51ZM98 145H99V144H98ZM100 145H102V144H100ZM132 145H133V144H132ZM142 145H143V144H142ZM159 145H160V144H159ZM161 145H162V144H161ZM176 145H177V144H176ZM201 145H202V143H201ZM220 145H221V143H220ZM235 145L238 146V144H236V143H235ZM240 145H241V144H240ZM261 145H262V144H261ZM261 145H260V146H261ZM3 146H4V145H3ZM3 146H2V147H3ZM13 146H14V145H13ZM19 146H20V145H19ZM19 146H18V147H19ZM22 146H23V145H22ZM39 146L41 147V145H39ZM69 146H71V145H69ZM83 146H80V147L83 148ZM104 146H105V145H104ZM140 146H141V145H140ZM154 146H155V145H154ZM154 146H153V147H154ZM165 146H166V145H164V147H165ZM189 146H190V145H189ZM193 146H194V145H193ZM193 146H192V147H193ZM207 146H209V145H207ZM223 146H224V145H223ZM249 146H250V145H249ZM4 147H5V146H4ZM4 147H3V148H4ZM35 147H37V146H35ZM52 147H53V146H52ZM57 147H58V146H57ZM67 147H68V146H67ZM80 147H79V148H80ZM92 147H93V145H92ZM92 147H91V148H92ZM98 147H99V146H98ZM114 147H115V146H113V148H114ZM126 147H127V146H126ZM160 147H161V146H160ZM160 147H159V148H160ZM162 147H163V146H162ZM177 147L179 148L180 146L177 145ZM182 147H183V146H182ZM209 147H210V146H209ZM220 147H221V146H220ZM232 147H234V145H233ZM232 147H230V148L232 149ZM263 147H264V146H263ZM9 148H10V147H9ZM41 148H42V147H41ZM62 148H63V147H62ZM62 148L60 147V149H62ZM73 148H74V147H73ZM76 148L79 149L78 147H76ZM82 148H80V149L82 150ZM87 148H88V147H87ZM87 148H86V151H87ZM109 148H110V147H109ZM124 148H125V146H124ZM124 148H123V149H124ZM130 148H131V147H129V149H130ZM140 148H141V147H140ZM143 148H144V147H143ZM146 148H147V147H146ZM146 148H144L145 151L147 150ZM173 148H174V149H173L172 151H175V152H176L175 149H177V148H175V147H173ZM180 148H181V147H180ZM186 148H187V147H186ZM202 148H203V147H202ZM207 148H208V147H207ZM224 148H225V147H224ZM226 148H228V147H226ZM230 148H229V149H230ZM234 148H237V147L235 146ZM247 148H248V147H247ZM251 148H252V147H251ZM255 148H256V147H255ZM21 149H22V148H21ZM31 149H32V148H31ZM42 149H43V148H42ZM49 149H50V148H49ZM63 149H67V148H63ZM89 149H90V148H89ZM93 149H94V148H93ZM95 149H97V148H95ZM107 149H108V147H107ZM119 149H120V148H119ZM119 149H118V150H119ZM160 149L162 150V148H160ZM160 149L157 148V150H160ZM187 149H188V148H187ZM193 149H194V148H193ZM205 149H206V148H205ZM218 149H219V148H218ZM220 149H221V148H220ZM239 149H240V148H239ZM242 149H244V148H242ZM242 149H241L240 151H242ZM34 150H35V153L39 154L40 156L42 155V153H44V152H43L44 150L42 151L41 149L34 148ZM67 150H68V149H67ZM69 150H70V149H69ZM72 150H74V149H72ZM105 150H106V149H105ZM105 150H104V153L107 152V151L105 152ZM111 150H114V149H111ZM120 150H121V149H120ZM165 150H166V149H165ZM167 150H169V149H167ZM178 150H179V149H178ZM189 150H190V149H189ZM194 150H196V149H194ZM206 150H207V149H206ZM209 150H210V149H209ZM225 150H226V149H224V151H222V152H224V154L226 155L229 151H228V152L226 151V152H227V153H226ZM245 150H246V148H245ZM262 150H264V149H262ZM2 151H3V150H2ZM60 151H61V150H60ZM64 151H65V150H64ZM64 151H63V152H64ZM182 151H183V150H182ZM191 151H192V150H191ZM199 151H201L200 148H199ZM232 151H234V150H232ZM237 151H238V149H236V151H235L234 153H236ZM249 151H250V150H249ZM260 151H261V150H260ZM3 152H4V151H3ZM12 152H13V151H12ZM76 152H77V151H76ZM93 152H94V151H93ZM102 152H103V149H102ZM113 152H114V151H113ZM119 152H120V151H119ZM125 152H126V151H125ZM137 152H138V151H137ZM141 152H142V151H141ZM149 152H150V151H149ZM151 152H152V151H151ZM159 152H160V151H159ZM177 152H178V151H177ZM187 152H188V150H187ZM197 152H198V151H197ZM197 152L194 153V155L197 154ZM205 152H207V151H205ZM209 152H210V151H209ZM216 152H218V151H216ZM219 152H221V150H220ZM244 152H245V151H244ZM246 152H247V151H246ZM252 152H253V150H252ZM256 152H257V150H256ZM4 153H5V152H4ZM4 153H3V154H4ZM33 153H34V152H33ZM59 153H61V152H59ZM66 153H67V152H66ZM71 153H72V152H71ZM97 153H98V151H97ZM97 153H96V155H97ZM107 153H108V152H107ZM107 153H106V155H107ZM121 153H122V152H121ZM134 153L136 154V152H134ZM143 153H146V152H143ZM147 153H148V152H147ZM147 153H146V154H147ZM167 153H168V152H167ZM185 153H186V151H185ZM185 153H184V154H185ZM191 153H193V152H191ZM231 153H232V152H231ZM239 153H240V152H239ZM239 153H238V154H239ZM254 153H255V152H254ZM258 153H260V152H258ZM3 154L1 155L2 157H3ZM5 154H6V158H11V157H12L11 154H10V155H8L7 153H5ZM63 154H64V153H61L60 156H61V155H62V156L65 155V154H64V155H63ZM88 154H89V153H88ZM91 154H92V153H91ZM93 154H94V153H93ZM98 154H99V153H98ZM132 154H133V153H132ZM154 154H156V153L154 152ZM187 154H189V153H187ZM187 154H186V155H187ZM199 154H200V153H199ZM201 154H202V153H201ZM209 154H211V153H209ZM215 154H217V153H215ZM218 154H219V153H218ZM221 154H222V153H221ZM221 154H220V156H222ZM224 154H223V156H225ZM229 154H230V153H229ZM240 154H241V153H240ZM243 154H244V153H243ZM263 154H264V152H263ZM44 155H45V154H44ZM67 155H68V154H67ZM69 155H70V153H69ZM86 155H87V154H86ZM99 155H100V154H99ZM108 155H109V154H108ZM108 155H107V156H108ZM118 155H119V154H118ZM120 155H122V154H120ZM159 155H160V154H159ZM159 155H158V156H159ZM178 155H179V154H178ZM191 155H192V154H191ZM213 155H214V154H213ZM230 155H231V154H230ZM235 155H236V154H235ZM245 155H246V154H245ZM254 155H255V154H254ZM257 155H258V154H257ZM260 155H261V154H260ZM29 156H30V155H29ZM32 156H33V155H32ZM50 156H51V155H50ZM65 156H66V155H65ZM65 156H64V157H65ZM78 156H81V155H78ZM109 156H110V155H109ZM129 156H130V155H129ZM129 156H128V158H129ZM134 156H135V155H133V158H134ZM137 156H138V154H137ZM142 156H143V155H142ZM149 156H151V155H149ZM155 156H156V155H155ZM172 156H173V154H172ZM180 156H181V155H180ZM188 156H189V155H188ZM188 156H186V157H188ZM192 156H193V155H192ZM192 156H191V157H192ZM196 156L198 157L199 155L197 154ZM201 156H202V155H201ZM207 156H209V155H207ZM211 156H212V155H211ZM211 156H209V157H211ZM231 156H232V155H231ZM231 156H230V157H231ZM241 156H243V155H241ZM247 156H248V155H247ZM251 156L253 157V154H251ZM262 156H263V155H262ZM15 157H16V156H15ZM15 157H14V158H15ZM25 157H26V156H25ZM43 157H45V156H43ZM58 157H59V156H58ZM64 157H63V158H64ZM81 157H82V156H81ZM93 157H95V156H93ZM140 157H141V155H140ZM140 157H139V158H140ZM151 157H152V156H151ZM193 157H194V156H193ZM193 157H192V159H193ZM202 157H203V156H202ZM202 157H201V158H202ZM225 157H226V156H225ZM239 157H240V156H239ZM249 157H250V156H249ZM12 158H13V157H12ZM17 158H18V157H17ZM32 158H33V157H32ZM41 158H42V157H41ZM77 158H78V157H76V159H77ZM82 158H83V157H82ZM97 158H98V157H97ZM104 158H105V156H104ZM109 158H110V157H109ZM109 158H108V159H109ZM125 158H126V157H125ZM135 158H136V157H135ZM157 158H158V157H156L155 159H157ZM165 158H166V157H165ZM170 158H171V157H170ZM250 158H251V157H250ZM1 159H2V158H1ZM61 159H62V158H61ZM65 159H67V158L65 157ZM65 159H64V160H65ZM72 159H74V158H71V160H72ZM76 159H75V160H76ZM80 159H81V158H80ZM83 159H84V158H83ZM86 159H88V158H86ZM93 159H94V158H93ZM95 159H96V158H95ZM99 159H101V158L99 157ZM99 159H98V160H99ZM106 159H107V157H106ZM106 159H105V160H106ZM108 159H107V160H108ZM115 159H116V158H115ZM126 159H127V158H126ZM140 159H141V158H140ZM152 159H153V158H151V160H152ZM162 159H163V156H162V158H161L160 160H162ZM174 159H175V157H174ZM174 159H171L172 163H173V160H174ZM192 159H191V162H192ZM199 159H200V158H199ZM199 159H195V160H198V163H197V164L200 163V162H199ZM218 159H219V158H218ZM218 159H217V160H218ZM233 159H234V158H233ZM245 159H246V158H245ZM247 159H248V158H247ZM62 160H63V159H62ZM68 160H69V158H68ZM90 160H91V156H90ZM102 160H103V159H102ZM102 160H101V161H102ZM112 160H113V159H112ZM124 160H125V159H124ZM129 160H130V159H129ZM160 160H159V161H160ZM168 160H169V158L167 157V161H168ZM177 160H178V159H177ZM181 160H182V158H181ZM202 160H203V159H202ZM204 160H205V159H204ZM206 160H207V159H206ZM206 160H205V161H206ZM214 160H215V159H214ZM217 160H216V161H217ZM230 160H231V159H230ZM261 160H262V158H261ZM2 161H3V160H2ZM2 161L0 162V164L2 163ZM9 161H10V160H9ZM9 161H8V162H9ZM33 161H34V159H33ZM35 161H36V164L39 163V162H40V157H39L37 160H35ZM59 161H60V160H59ZM73 161H74V160H72V162H73ZM76 161H77V160H76ZM76 161H75V162H76ZM95 161H96V160H94V162H95ZM108 161H109V160H108ZM113 161H114V160H113ZM131 161H133V160H131ZM144 161H147V160L144 159ZM144 161H143V162H144ZM169 161H170V160H169ZM186 161H187V159H186ZM56 162H57V161H56ZM61 162H62V161H61ZM61 162H60V163H61ZM63 162H64V161H63ZM78 162H79V161H78ZM81 162H82V161H81ZM102 162H103V161H102ZM104 162H106V161H104ZM118 162H119V161H118ZM121 162H122V164L124 163L123 161H121ZM126 162H127V160H126ZM174 162H175V160H174ZM183 162H184V161H183ZM189 162H190V161H189ZM195 162H196V161H195ZM203 162H204V161H203ZM217 162H218V161H217ZM224 162H225V161H224ZM228 162H229V161H228ZM228 162H227V163H228ZM242 162H243V161H242ZM252 162H253V161H252ZM44 163H45V162H43V164H44ZM54 163H55V162H54ZM60 163H58V164H60ZM69 163H70V160H69ZM90 163H92V162H89L88 164H90ZM100 163H101V162H100ZM106 163H108V162H106ZM134 163H135V161H134ZM134 163H133V165H135ZM152 163H153V162H152ZM167 163H168V162H167ZM180 163H181V161L179 162V165H180ZM193 163H194V160H193ZM193 163H192V164H193ZM218 163H219V162H218ZM218 163L215 162V164H218ZM231 163H232V162H231ZM254 163H255V162H254ZM261 163H262V162H261ZM31 164H32V163H31ZM56 164H57V163H56ZM75 164H76V163H75ZM75 164H73V165H75ZM84 164H85V163H84ZM94 164H96V163H94ZM94 164H92V165H94ZM101 164H103V163H101ZM116 164H117V163H116ZM118 164H119V163H118ZM143 164H144V163H143ZM143 164H142V165H143ZM150 164H151V161H150ZM165 164H166V161H165L164 165H165ZM173 164H174V163H173ZM176 164H177V163H176ZM181 164H183V163H181ZM195 164H196V163H195ZM211 164H213V163H211ZM211 164H210V165H211ZM224 164H225V163H224ZM224 164H223V165H224ZM252 164H253V163H252ZM262 164H263V163H262ZM13 165H15V164L13 163ZM27 165H28V164H27ZM63 165H64V164H63ZM63 165H62V166H63ZM66 165H67V164H66ZM90 165H91V164H90ZM90 165H89V166H90ZM125 165H128V163L125 164ZM152 165H153V164H152ZM154 165H155V162H154ZM167 165H168V164H167ZM184 165H185V164H184ZM189 165H190V164H189ZM204 165H205V164H204ZM204 165H203V166H204ZM210 165H209V166H210ZM220 165H222V164H220ZM220 165H218V166H220ZM226 165H227V164H226ZM230 165H232V167H233V164H230ZM240 165H241V164H240ZM240 165H239V166H240ZM242 165H243V164H242ZM1 166H2V165H1ZM23 166H24V165H23ZM23 166H22V167H23ZM29 166H30V165H29ZM43 166H44V165H43ZM71 166H72V165H71ZM98 166H100V164H97V166H95L96 169H98V168H97ZM122 166H123V165H122ZM139 166L142 167L141 165H139ZM176 166H177V165H176ZM181 166H182V165H181ZM191 166H192V165H191ZM193 166H194V165H193ZM193 166H192L191 168H193ZM215 166H216V165H215ZM218 166H216V167H218ZM244 166H245V165H244ZM244 166H243V167H244ZM255 166H257V165H255ZM9 167H10V166H9ZM9 167H8V168H9ZM12 167H13V166H12ZM27 167H28V166H27ZM27 167H26V168H27ZM30 167H31V166H30ZM40 167H41V166H40ZM48 167H49V166H48ZM57 167H58V166H57ZM63 167H64V166H63ZM72 167H73V166H72ZM74 167H75V166H74ZM82 167H83V166H82ZM116 167H117V166H116ZM120 167H121V166H120ZM137 167H138V166H137ZM147 167H148V166H147ZM150 167H152V166H150ZM161 167H162V166H161ZM163 167H164V166H163ZM173 167H174V166H173ZM183 167H185V166H183ZM188 167H189V166H188ZM188 167H187V168H188ZM201 167H202V166H201ZM204 167H205V166H204ZM204 167H203V169H205ZM223 167H224V166H223ZM246 167H247V166H246ZM248 167H249V166H248ZM10 168H11V167H10ZM26 168H25V169H26ZM55 168H56V167H55ZM67 168H68V165H67ZM91 168H92V167H91ZM100 168H102V167H100ZM103 168H104V167H103ZM112 168H114V167H112ZM128 168H129V167H128ZM143 168H144V167H143ZM143 168H142V169H143ZM180 168H181V167H180ZM185 168H186V167H185ZM214 168H215V167H214ZM220 168H222V166H221ZM224 168H225V170L227 169L226 167H224ZM235 168H236V167H235ZM244 168H245V167H244ZM4 169H5V168H4ZM14 169H15V170H18L17 165H16V167H15ZM19 169H20V168H19ZM37 169H38V168H37ZM42 169H44V168L42 167ZM84 169H85V168H84ZM88 169H89V168H88ZM118 169H119V168H118ZM132 169H133V168H132ZM135 169H136V168H135ZM139 169H140V168H139ZM142 169H141V170H142ZM189 169H190V168H189ZM199 169H200V168H199ZM212 169H213V166H212ZM228 169H229V168H228ZM237 169H238V168H237ZM239 169H240V168H239ZM241 169H242V168H241ZM241 169H240V170H241ZM252 169H254V167H253ZM260 169H261V168H260ZM9 170H10V169H9ZM11 170H12V169H11ZM52 170H53V169H52ZM52 170H51V173H52L53 175L56 174V173H53ZM57 170H58V169H57ZM60 170H61V169H60ZM70 170H72V169H70ZM99 170H100V169H99ZM101 170H102V169H101ZM141 170H140V171H141ZM145 170H146V169H145ZM148 170H149V169H148ZM159 170H160V168H159ZM165 170H166V169H165ZM169 170H171V169H169ZM207 170H208V169H207ZM209 170H210V169H209ZM234 170H235V169H234ZM250 170H251V169H250ZM263 170H264V169H263ZM28 171H29V170H28ZM36 171H37V170H36ZM41 171H42V170H41ZM102 171H103V170H102ZM154 171H155V170H154ZM167 171H168V170H167ZM174 171H175V170H174ZM180 171H181V170H180ZM180 171H179V172H180ZM204 171H205V170H204ZM204 171H203V172H204ZM252 171H253V170H252ZM252 171H251V172H252ZM259 171H260V170H259ZM259 171H258V172H259ZM261 171H262V169H261ZM2 172H4V171H2ZM8 172H9V171H8ZM54 172H55V171H54ZM75 172H76V171H75ZM82 172H84V171H82ZM97 172H98V170H97ZM104 172H105V171H104ZM104 172H103V173H104ZM106 172H107V171H106ZM115 172H116V171H115ZM120 172H121V171H120ZM123 172H124V171H123ZM146 172H147V171H146ZM146 172H145V173H146ZM163 172H164V170H163ZM165 172H166V171H165ZM177 172H178V171H177ZM182 172H183V171H182ZM188 172H191V171H188ZM188 172H187V173H188ZM193 172H195V171H193ZM201 172H202V170H201ZM201 172H197V173H198V174H199V173L202 174ZM210 172H211V171H210ZM213 172H214V171H213ZM220 172H221V171H220ZM246 172H247V171H246ZM255 172H256V171H255ZM255 172H254V173H255ZM51 173H50V174H51ZM60 173H63V172H60ZM64 173H66V172H64ZM64 173H63V174H64ZM67 173H68V172H67ZM77 173H78V172H77ZM110 173H111V172H110ZM127 173H128V172H127ZM133 173H135V172H133ZM175 173H176V172H175ZM205 173H206V172H205ZM211 173H212V172H211ZM218 173H219V172H218ZM218 173H217V174H218ZM221 173H222V172H221ZM221 173H220V174H221ZM234 173H236V170H235ZM234 173H233V174H234ZM238 173H239V172H238ZM260 173H261V172H260ZM21 174H22V173H21ZM24 174H25V173H24ZM32 174H33V173H32ZM41 174H42V172H41ZM48 174H49V173H48ZM57 174H58V172H57ZM57 174H56V175H57ZM63 174H62V176H63ZM84 174H85V172H84ZM87 174H88V172H87ZM87 174H86V175H87ZM98 174H99V173H98ZM113 174H114V173H113ZM119 174H120V173H119ZM136 174H137V173H136ZM156 174H157V173H156ZM176 174H178V173H176ZM176 174H175V176H176ZM182 174H183V173H182ZM191 174H192V173H191ZM194 174H195V173H194ZM207 174H208V173H207ZM220 174H219V175H220ZM233 174H232V175H233ZM256 174H257V173H256ZM0 175H1V174H0ZM30 175H31V174H30ZM38 175H39V174H38ZM65 175H66V174H65ZM71 175H72V174H71ZM71 175H70V176H71ZM95 175H96V174H95ZM101 175H102V173H101ZM111 175H112V174H111ZM125 175H126V174H125ZM128 175H129V174H128ZM128 175H127V176H128ZM132 175H133V174H132ZM134 175H135V174H134ZM139 175H140V174H139ZM142 175H143V174H142ZM208 175H209V174H208ZM214 175H215V173H214ZM227 175H228V173H227ZM227 175H226V176H227ZM232 175H231V178L233 177ZM245 175H246V174H245ZM250 175H252V174H250ZM250 175H248V176H250ZM19 176H20V175H19ZM21 176H22V175H21ZM51 176H52V175H51ZM72 176H73V175H72ZM74 176H75V175H74ZM76 176H77V175H76ZM76 176H75V178H76ZM107 176H108V175H107ZM115 176H116V173H115ZM123 176H124V175H123ZM143 176H144V175H143ZM158 176H159V175H158ZM220 176H221V175H220ZM234 176H235V175H234ZM236 176H237V175H236ZM241 176H242V175H241ZM243 176H244V175H243ZM243 176H242V177H243ZM246 176H247V175H246ZM254 176H255V175H254ZM261 176L264 177V176L262 175V173H261ZM6 177H8V176H6ZM31 177H32V176H31ZM31 177H30V178H31ZM33 177H35V176H33ZM33 177H32V179H33ZM43 177H44V176H43ZM48 177H49V176H48ZM54 177H55V176H54ZM54 177H53V178H54ZM66 177H67V176H66ZM79 177H80V176H79ZM82 177H83V176H82ZM94 177H95V176H94ZM97 177H98V176H97ZM97 177H95V178H97ZM110 177H111V176H110ZM130 177H132V176H130ZM130 177H129V178H130ZM146 177H147V176H146ZM156 177H157V176H156ZM156 177H155V180H156ZM167 177H169V176H167ZM179 177H180V176H179ZM192 177H193V176H192ZM210 177H211V175H210ZM214 177H215V176H214ZM238 177H239V176H238ZM242 177H241V178H242ZM244 177H245V176H244ZM259 177H260V176H259ZM22 178H23V177H22ZM22 178H21V179H22ZM25 178H27V177H25ZM25 178H23V179H25ZM36 178H37V177H36ZM38 178H39V177H38ZM53 178H52V180H54ZM67 178L69 179L70 177H67ZM80 178H81V177H80ZM80 178H79V179H80ZM86 178H87V177H86ZM86 178H85V179H86ZM99 178H100V176H99ZM124 178H125V177H124ZM126 178H127V177H126ZM129 178H128V179H129ZM137 178H139V177H137ZM148 178H150V176H148ZM161 178H162V177H161ZM182 178H183V177H182ZM182 178H181V179H182ZM197 178H198V177H197ZM222 178H223V174H222ZM235 178H236V177H235ZM253 178H255V177H253ZM21 179H20V180H21ZM27 179H28V178H27ZM46 179H47V178H46ZM56 179H57V178H56ZM60 179H61V178H60ZM65 179H66V178H65ZM82 179H83V178H82ZM82 179H81V180H82ZM88 179H89V178H88ZM88 179H87V181H88ZM91 179H92V178H91ZM93 179H94V178H93ZM97 179H98V178H97ZM101 179H102V178H101ZM113 179H114V178H113ZM140 179H141V178H140ZM142 179H143V178H142ZM151 179H152V178H151ZM172 179H173V178H172ZM176 179L178 180V177H177ZM176 179H175V181H176V182H179V181H177ZM192 179H193V178H192ZM200 179H201V178H200ZM213 179H214V178H213ZM215 179H216V178H215ZM223 179H224V178H223ZM228 179H230V178L228 177ZM233 179H234V178H232V180H233ZM249 179H250V178H249ZM249 179H248V180H249ZM262 179H263V178H262ZM34 180H35V179H34ZM40 180H41V179H40ZM52 180H51V182H52ZM71 180H74V177H73V179H71ZM76 180H77V179H76ZM83 180H84V179H83ZM95 180H96V179H95ZM117 180H118V179H117ZM119 180H120V179H119ZM129 180H130V179H129ZM152 180H153V179H152ZM155 180H154V181H155ZM165 180H166V179H165ZM184 180L186 181V179H184ZM184 180H183V181H184ZM201 180H202V179H201ZM217 180H218V178H217ZM225 180H226V179H225ZM237 180H238V179H237ZM246 180H247V179H246ZM260 180H261V179H259L258 182H256V183L259 184V183H260ZM11 181H12V180H11ZM24 181H26V179H25ZM35 181H36V180H35ZM47 181H48V180H47ZM56 181H58V179H57ZM56 181H55V182H56ZM93 181H94V180H93ZM121 181H122V180H121ZM169 181H171V180H169ZM185 181H184V182H185ZM204 181H205V180H204ZM212 181H213V180H212ZM219 181H221V180H219ZM228 181H229V180H228ZM243 181H244V180H243ZM253 181H254V180H253ZM12 182H13V181H12ZM26 182H27V181H26ZM39 182H40V181H39ZM42 182H43V181H42ZM58 182H59V181H58ZM65 182H66V181H65ZM68 182H69V181H68ZM99 182H100V181H99ZM101 182H102V181H101ZM113 182H114V180H113ZM116 182H117V181H116ZM133 182H135V181H133ZM144 182H145V181H144ZM148 182H150V181H148ZM151 182H152V181H151ZM158 182H159V181H158ZM180 182H181V181H180ZM187 182H189V181L187 180ZM197 182H198V181H197ZM200 182H201V181H200ZM205 182H206V181H205ZM209 182H210V181H209ZM223 182H224V181H223ZM223 182H222V183H223ZM230 182H232V181H230ZM233 182H234V181H233ZM246 182L248 183V181H246ZM246 182H245V183H246ZM36 183H37V182H36ZM49 183H50V181H49ZM49 183L47 182V184H49ZM56 183H57V182H56ZM71 183H72V182H71ZM71 183H70L69 185H71ZM87 183H88V182H87ZM97 183H98V181H97ZM104 183H105V180H104ZM110 183H111V182H110ZM114 183H115V182H114ZM117 183H118V182H117ZM119 183H120V182H119ZM128 183H129V182H128ZM128 183H127V184H128ZM131 183H132V181H131ZM135 183H136V182H135ZM141 183H142V182H140V184H141ZM145 183H146V182H145ZM153 183H154V182H153ZM156 183H157V181H156ZM160 183H161V182H160ZM174 183H175V182H174ZM193 183H194V182H193ZM236 183H237V182H235V184H236ZM243 183H244V182H243ZM245 183H244V184H245ZM251 183H252V182H251ZM254 183H255V182H254ZM256 183H255V186H256ZM263 183H264V182H263ZM0 184H1V183H0ZM13 184H14V183H13ZM27 184H28V182H27ZM32 184H33V183H32ZM34 184H35V182H34ZM40 184H41V182H40ZM53 184H54V183H53ZM61 184H64V183H61ZM75 184H77V183L75 182ZM82 184H83V182H82ZM82 184H81V185H82ZM89 184L91 185L92 182L89 183ZM89 184H88V185H89ZM106 184H107V183H106ZM137 184H138V183H137ZM175 184H176V183H175ZM186 184H187V183H186ZM186 184H185V185H186ZM194 184H195V183H194ZM196 184H198V183H196ZM202 184H203V187H200V186H199L200 189L205 187V186H204V183H202ZM207 184H208V183H207ZM207 184H206V185H207ZM217 184H218V183H217ZM231 184H232V183H231ZM248 184H250V183H248ZM248 184H247V185H248ZM18 185H19V184H18ZM21 185H22V184H21ZM21 185H20V187H21ZM29 185H30V184H29ZM92 185H93V184H92ZM97 185H98V184H97ZM97 185H96L95 187H97ZM99 185H100V184H99ZM102 185H104V184H102ZM111 185H112V183H111ZM111 185H110V186H111ZM113 185H114V184H113ZM113 185H112V186H113ZM123 185H124V184H123ZM132 185H133V184H132ZM135 185H136V184H135ZM142 185H143V184H142ZM157 185H158V184H157ZM157 185H156V187H157ZM161 185H162L161 187H164L162 183H161ZM170 185H172V184H170ZM170 185H169V186H170ZM218 185H219V184H218ZM221 185H222V184H221ZM6 186H7V185H6ZM38 186H39V189H41V188H40L41 185H38ZM43 186H44V185H43ZM43 186H42V187H43ZM46 186H47V185H46ZM48 186H49V185H48ZM56 186H57V188H58V184H57ZM74 186H78V185H74ZM74 186H73V187H74ZM86 186H87V185H86ZM104 186H107V185H104ZM127 186H128V185H127ZM127 186L125 185V187H127ZM130 186H131V185H130ZM136 186H137V185H136ZM140 186H141V185H140ZM140 186H139V187H140ZM167 186H168V185H167ZM188 186H189V185H188ZM191 186H192V184H191ZM211 186H212V185H210V187H211ZM225 186H226V185H225ZM230 186H231V185H230ZM233 186H235L234 183H233ZM239 186H240V185H239ZM251 186H252V184H251ZM251 186H248V187H251ZM7 187H8V186H7ZM9 187H10V185H9ZM25 187H26V186H25ZM50 187H51V186H50ZM59 187H60V186H59ZM61 187H62V186H61ZM61 187H60V188H61ZM71 187H72V186H71ZM91 187H93V186H91ZM108 187H109V186H108ZM116 187H117V185H116ZM133 187H134V186H133ZM145 187H146V186H145ZM154 187H155V186H154ZM170 187H171V186H170ZM170 187H169V188H170ZM173 187H174V186H173ZM194 187H195V186H194ZM196 187H197V185H196ZM207 187H208V185H207ZM207 187H206V188H207ZM212 187H213V186H212ZM215 187H216V186H215ZM227 187H228V186H227ZM227 187H226V188H227ZM235 187H236V189H237L238 185L235 186ZM253 187H254V185H253ZM256 187H257V186H256ZM12 188H13V186H12ZM15 188H16V186H15ZM43 188H44V187H43ZM46 188H47V187H46ZM46 188H45V190H46ZM54 188H55V187H54ZM63 188H64V187H63ZM69 188H70V187H68V189H69ZM76 188H77V187H76ZM100 188H101V186H100ZM102 188H104V187L102 186ZM136 188H137V187H136ZM141 188H142V187H141ZM147 188H148V186H147ZM152 188H153V187H152ZM178 188L180 189V186H179ZM197 188H198V187H197ZM197 188H195V189H197ZM219 188H221V187L219 186ZM229 188H230V187H228V189H229ZM19 189H20V188H19ZM34 189H36V188H34ZM48 189H49V187H48ZM50 189H51V188H50ZM104 189H105V188H104ZM110 189H111V188H110ZM117 189H118V188H117ZM117 189L115 188L114 191L117 190ZM119 189H120V188H119ZM129 189H130V187H129ZM144 189H145V188H144ZM144 189H143V190H144ZM149 189H151V186H150ZM155 189H156V188H155ZM174 189H176V187H175ZM179 189H178V190H179ZM182 189H183V188H182ZM190 189H191V188H190ZM190 189H189V190H190ZM208 189H209V188H208ZM213 189H215V188H213ZM228 189H227V190H228ZM239 189H241V188H239ZM243 189H244V188H243ZM248 189H250V188H247V190H248ZM254 189H255V188H254ZM261 189H262V188H261ZM16 190H17V189H16ZM52 190H54V189H52ZM65 190H66V189H65ZM65 190H63V191H65ZM79 190H80V189H79ZM79 190H78V192H79ZM88 190H89V189H88ZM120 190H121V189H120ZM123 190H124V189H123ZM127 190H128V189H127ZM158 190H159V189H158ZM160 190H161V188H160ZM166 190H167V188H166ZM166 190H163L164 193H165ZM186 190H187V189H186ZM202 190H203V189H202ZM209 190H210V189H209ZM218 190H219V189H218ZM224 190H225V189H224ZM232 190H234V189H232ZM241 190H242V189H241ZM1 191H3V190H1ZM8 191H9V190H8ZM42 191H44V190L42 189ZM50 191H51V190H50ZM54 191H55V190H54ZM54 191H53V192H54ZM66 191H67V190H66ZM66 191H65V192H66ZM69 191H70V190H69ZM69 191H68V193H69ZM83 191H84V190H83ZM91 191H92V190H91ZM97 191H98V190H97ZM109 191H111V190H109ZM109 191H108V193H109ZM140 191H141V190H140ZM147 191H148V190H147ZM161 191H162V190H161ZM169 191H170V190H169ZM180 191H181V189H180ZM180 191H179V192H180ZM216 191H217V190H216ZM216 191H215V192H216ZM220 191H221V190H220ZM234 191H235V190H234ZM251 191H252V190H251ZM254 191H255V190H254ZM254 191H253V193H254ZM31 192H32V191H31ZM46 192H47V190H46ZM58 192H59V191H58ZM80 192H81V191H80ZM115 192H116V191H115ZM124 192H125V191H124ZM128 192H129V190H128ZM130 192H131V191H130ZM134 192H135V191H134ZM149 192H150V191H149ZM159 192H160V191H159ZM170 192H172V191H170ZM174 192H176V190H175ZM179 192H176V193H179ZM198 192H199V191H198ZM200 192H202V191H200ZM204 192H205V190H204ZM206 192H207V191H206ZM206 192H205V193H206ZM211 192H212V191H211ZM215 192H214V193H215ZM249 192H250V191H249ZM25 193H27V192H25ZM32 193H33V192H32ZM36 193H37V197H35V198H39V199H37V200H39V201L41 202V200H40V198H41V196H42V195H41V192H40L38 189H36ZM50 193H51V192H50ZM56 193H57V192H56ZM61 193H62V192H61ZM66 193H67V192H66ZM68 193H67V194H68ZM87 193H88V191H87ZM87 193H86V194H87ZM89 193H90V192H89ZM96 193H97V192H96ZM111 193H112V192H111ZM142 193H144V192H142ZM151 193H152V192H151ZM172 193H173V192H172ZM195 193H196V192H195ZM219 193H220V192H219ZM219 193H218V194H219ZM222 193H223V192H222ZM222 193H221V194H222ZM234 193H235V192H234ZM245 193H247V192H245ZM262 193H264V188H263V192H262ZM0 194H1V193H0ZM17 194H18V193H17ZM17 194H15V195H17ZM20 194H21V193H20ZM44 194H46V193L44 192ZM51 194H53V193H51ZM92 194H94V192L91 193V195H92ZM98 194H99V193H98ZM112 194H114V193H112ZM133 194H134V193H133ZM133 194H132V195H133ZM148 194H149V193H148ZM174 194H175V193H174ZM179 194H180V193H179ZM193 194H194V193H193ZM202 194H204V193H202ZM238 194H239V193H238ZM241 194H242V193H241ZM243 194H244V193H243ZM247 194H248V193H247ZM249 194H250V193H249ZM256 194H257V193H256ZM256 194H255V195H256ZM1 195H3V194H1ZM13 195H14V194H13ZM18 195H19V194H18ZM53 195H54V194H53ZM105 195L108 196V194H106V193L103 194V196H105ZM120 195H121V194H120ZM123 195H124V193H123ZM136 195H137V194H136ZM139 195H140V194H139ZM141 195H142V194H141ZM152 195H153V194H152ZM156 195H157V194H156ZM164 195H165V194H164ZM182 195H183V194H182ZM189 195H190V194H189ZM189 195H188V197H189ZM204 195H205V194H204ZM216 195H217V194H216ZM219 195H220V194H219ZM234 195H235V194H234ZM245 195H246V194H245ZM21 196H22V195H21ZM21 196H20V197H21ZM25 196H26V195H25ZM54 196H56V195H54ZM85 196H86V195H85ZM109 196H110V195H109ZM121 196H122V195H121ZM124 196H128V195L125 194ZM148 196H149V195H148ZM162 196H163V195H162ZM166 196H168V195H166ZM183 196H184V195H183ZM192 196H193V195H192ZM197 196H198V194H197ZM208 196H209V194H208ZM231 196H232V194H231ZM240 196H241V195H240ZM248 196H250V195H248ZM10 197H11V196H10ZM27 197H28V196H27ZM45 197H46V196H45ZM49 197H50V196H49ZM49 197H48V198H49ZM51 197H52V196H51ZM51 197H50V198H51ZM93 197H94V196H93ZM117 197H118V196H117ZM132 197H134V196H132ZM146 197H147V196H146ZM150 197H151V196H150ZM163 197H164V196H163ZM169 197H170V196H169ZM177 197H178V195H177ZM181 197H182V196H181ZM184 197H185V196H184ZM199 197H201V196H199ZM222 197H223V196H222ZM228 197H229V196H228ZM243 197H244V196H243ZM263 197H264V196H263ZM3 198H4V197H3ZM23 198L25 199L24 196H23ZM28 198H30V197H28ZM50 198H49V199H50ZM54 198H55V197H54ZM97 198H98V197H97ZM104 198H105V197H104ZM107 198H109V197H107ZM115 198H116V197H115ZM135 198H136V197H135ZM152 198L154 199V197H152ZM155 198H156V197H155ZM172 198H173V197H172ZM174 198H175V197H174ZM189 198H190V197H189ZM194 198H195V197H194ZM197 198H198V197H197ZM205 198H206V196H205ZM207 198H208V197H207ZM216 198H217V197H216ZM17 199H21V198H18V197H17ZM17 199H16V200H17ZM41 199H42V198H41ZM49 199H48V200H49ZM55 199H56V198H55ZM83 199H84V198H83ZM83 199H82V200H83ZM90 199H91V197H90ZM100 199H101V198H100ZM109 199H110V198H109ZM118 199H119V197L117 198V200H118ZM120 199H121V198H120ZM122 199H123V198H122ZM148 199H149V198H148ZM158 199H160V198H158ZM169 199H170V198H169ZM169 199H168V200H169ZM177 199H178V198H177ZM177 199H176V201H178ZM202 199H203V198H202ZM218 199H219V198H218ZM221 199H222V198H221ZM221 199H219L220 202H221ZM226 199H228V198H226ZM233 199H234V198H233ZM239 199H240V198H239ZM258 199H259V198H258ZM26 200H27V198H26ZM30 200H31V199H30ZM37 200H36V201H37ZM56 200H57L59 203L63 202V201L65 200V199H64V195H63V194H60V193H57V199H56ZM73 200H74V199H73ZM77 200H78V199H77ZM87 200H89V199H87ZM91 200H92V199H91ZM105 200H106V199H105ZM117 200H116V201H117ZM128 200H129V198H128ZM128 200H127V202H128ZM141 200H142V199H141ZM151 200H152V199H151ZM162 200H163V199H162ZM168 200H167V198H166L165 203H166V201H168ZM173 200H174V199H173ZM184 200H185V199H184ZM188 200H189V199H188ZM196 200H197V199H196ZM204 200H205V199H204ZM215 200H216V199H214V202H217V201H218V200H217V201H215ZM222 200H224V199H222ZM229 200H230V198H229ZM236 200H237V199H236ZM261 200H262V198H261ZM261 200H260V202H261ZM17 201H18V200H17ZM17 201H15V203H16ZM23 201H25V200H23ZM28 201H29V200H28ZM32 201H33V200H32ZM46 201H47V199H46ZM46 201H45V198H44V201H43V202L45 203ZM57 201H56V202H57ZM74 201H75V200H74ZM94 201H96V200L94 199L92 202H94ZM108 201H109V200H108ZM152 201H153V200H152ZM163 201H164V200H163ZM176 201H175V202H176ZM180 201H181V200H180ZM189 201H190V200H189ZM189 201H188V202H189ZM208 201H209V200H208ZM242 201H243V200H242ZM242 201H241V199H240L239 202L242 203ZM258 201H259V200H258ZM7 202L9 203V201H7ZM19 202H20V201H19ZM34 202H35V199H34ZM43 202H42V203H43ZM47 202H48V201H47ZM47 202H46V203H47ZM50 202H51V201H50ZM67 202H68V201H67ZM79 202H80V201H79ZM81 202H84V201H81ZM86 202H87V201H86ZM88 202H89V201H88ZM96 202H97V201H96ZM112 202H113V201H112ZM121 202H122V201H121ZM134 202H135V201H134ZM145 202H147V201H145ZM149 202H150V201H149ZM184 202H185V201H184ZM196 202H201V201L198 200V201H196ZM196 202H195V203H196ZM202 202H203V201H202ZM226 202H227V201H226ZM244 202H246V201H244ZM10 203H11V201H10ZM12 203H13V202H12ZM20 203H22V202H20ZM27 203H28V202H27ZM44 203H43V204H44ZM59 203H58V204H59ZM63 203H64V202H63ZM69 203H70V202H69ZM69 203H66V204H68V206H66V208L69 207ZM117 203H118V201H117ZM137 203H138V201H137ZM155 203H156V202H155ZM161 203H162V202H161ZM181 203L183 204V201L180 202V204H181ZM191 203H192V202H191ZM208 203H209V202H208ZM212 203H213V202H212ZM222 203H223V202H222ZM228 203H229V201H228ZM252 203H253V202H252ZM254 203H255V201H254ZM1 204H2V203H1ZM17 204H18V203H17ZM31 204H32V202H31ZM35 204H38V207L41 205V203H39V202H38V203H35ZM39 204H40V205H39ZM58 204H56V205H58ZM66 204L64 203V205H66ZM87 204H88V203H87ZM92 204H93V203H92ZM106 204H107V203H106ZM114 204H116V202H114L113 205H114ZM118 204H120V203H118ZM118 204H117V205H118ZM122 204H123V203H122ZM130 204H131V203H130ZM150 204H152V203H150ZM177 204H178V203H177ZM182 204H181V205H182ZM205 204H206V203H205ZM214 204H215V203H214ZM229 204H230V203H229ZM242 204H243V203H242ZM11 205H12V204H11ZM46 205H47V204H45V206H46ZM56 205H55V206H56ZM61 205H62V203H61ZM64 205H63V207H64ZM72 205H73V204H72ZM72 205H70V206H72ZM75 205H76V203H75ZM81 205H82V203H81ZM90 205H91V204H90ZM93 205H94V204H93ZM113 205H111V208H112ZM134 205H135V204H134ZM137 205H138V204H137ZM142 205H143V204H142ZM157 205H158V204H157ZM162 205L165 206V204H162ZM175 205H176V204H175ZM188 205H189V204H188ZM188 205H187V206H188ZM192 205H196V204L193 203ZM197 205H198V203H197ZM211 205H212V204H211ZM217 205H218V204H217ZM221 205H224V203L221 204ZM221 205H218V206H221ZM230 205H232V203H231ZM238 205H241V204H238ZM245 205H246V204H245ZM253 205H254V204H253ZM2 206H3V205H2ZM14 206H15V205H14ZM14 206H13V207H14ZM17 206H18V205H17ZM20 206H22V205H20ZM24 206H25V205H24ZM26 206H27V205H26ZM43 206H44V205H43ZM43 206H42V207H43ZM50 206H53V205L50 203V204H49V207H50ZM55 206H54V207H55ZM79 206H80V204H79ZM94 206H95V205H94ZM108 206H109V205H108ZM119 206H120V205H119ZM129 206H130V205H129ZM131 206H133V205L131 204ZM139 206H140V205H139ZM139 206H138V208H136V207H134V208H136V209L139 211ZM145 206H146V205H145ZM152 206H153V205H152ZM169 206H170V205H169ZM172 206H173V205H172ZM184 206H186V205L184 204ZM189 206H190V205H189ZM198 206H200V205H198ZM202 206H203V205H202ZM215 206H216V205H215ZM233 206H234V205H233ZM10 207H11V206H10ZM18 207H19V206H18ZM35 207H36V209H37V206H36V205L33 207V209H34ZM42 207H41V208H42ZM46 207H47V206H46ZM46 207H45V208H46ZM54 207H52V208H54ZM83 207H84V203H83ZM85 207H86V205H85ZM90 207H91V206H90ZM115 207H116V206H115ZM123 207H126V205L123 206ZM140 207H141V206H140ZM146 207H147V206H146ZM193 207H194V206H193ZM206 207H208V206H206ZM206 207H204V208H206ZM211 207H212V206H211ZM231 207H232V206H231ZM248 207H249V206H248ZM248 207H247V208H248ZM251 207H252V206H251ZM256 207H257V206H256ZM258 207H260V206H258ZM263 207H264V206H263ZM7 208H8V206H7ZM14 208H15V207H14ZM14 208H13V209H14ZM16 208H17V207H16ZM64 208H65V207H64ZM64 208H63V209H64ZM70 208H71V207H70ZM72 208H73V207H72ZM74 208H75V207H74ZM79 208H80V207H79ZM86 208L88 209V205H87ZM93 208H94V207H93ZM93 208H92V209H93ZM99 208H100V207H99ZM104 208H105V207H104ZM106 208H108V207H106ZM127 208H128V207H127ZM131 208H133V207H131ZM157 208H158V207H157ZM174 208H175V207H174ZM174 208H171V209H174ZM176 208H178V207H176ZM184 208H185V211L187 212L190 208H192V206H191L190 208H189V207H184ZM195 208H196V207H195ZM199 208H200V207H199ZM202 208H203V207H202ZM213 208H214V207H213ZM217 208H218V207H217ZM217 208H215L214 212L216 211ZM222 208H223V207H222ZM228 208H230V207H228ZM233 208H234V207H233ZM236 208H238V207H236ZM240 208H241V207H239V212H240ZM247 208H246V211H244V212H247ZM253 208H255V207H253ZM253 208H251V209H253ZM260 208H261V207H260ZM55 209H56V208H55ZM60 209H62V207H61ZM60 209H58V210H60ZM80 209H81V208H80ZM87 209H86V210H87ZM148 209H149V207H148ZM169 209H170V208H169ZM182 209H183V208H182ZM234 209H235V208H234ZM261 209H262V208H261ZM14 210H15V209H14ZM40 210H41V209H40ZM89 210H90V209H89ZM117 210H118V207H117ZM131 210H132V209H131ZM157 210H159V209H156V211H157ZM166 210H167V209H166ZM191 210H192V209H191ZM206 210H209V211H210V209H208V208H207ZM219 210H221V209H219ZM219 210H218V211H219ZM226 210L228 211V209H226ZM229 210H230V209H229ZM249 210H250V209H249ZM262 210H263V209H262ZM262 210H259V211L262 212ZM7 211H9V210H7ZM36 211H37V210H36ZM49 211H50V213H51V210H49ZM61 211H62V210H61ZM70 211L72 212V210H70ZM102 211H103V210H101L100 213H103ZM107 211H108V210H107ZM111 211H112V210H111ZM113 211H114V210H113ZM120 211H121V210H120ZM126 211H127V210H126ZM151 211H154V210H151ZM151 211H149V212H151ZM197 211H198V209H197ZM197 211L195 210L194 212L198 213ZM218 211H216V212L218 213ZM221 211H222V210H221ZM227 211H226V213H227ZM231 211H232V210H231ZM250 211H253V210H250ZM250 211H249V212H250ZM13 212H14V211H12V214H13ZM21 212H22V211H21ZM27 212H28V211H27ZM38 212H39V211H38ZM43 212H45V211H43ZM55 212H56V211H55ZM66 212H67V211H66ZM68 212H69V211H68ZM75 212H77L76 209H75ZM85 212H86V211H85ZM108 212H109V211H108ZM133 212H134V211H133ZM142 212H143V211H142ZM142 212H141V215H143ZM158 212H160V210H159ZM158 212H157V213H158ZM162 212H164V210H162ZM162 212H161V213H162ZM180 212H181V211H180ZM182 212H183V211H182ZM189 212H190V211H189ZM194 212H193V213H194ZM204 212H205V211H204ZM204 212H203V213H204ZM239 212H238V213H239ZM249 212H248V213H249ZM257 212H258V211H257ZM261 212H260V213H261ZM4 213H6V212H4ZM7 213H8V212H7ZM9 213H10V212H9ZM17 213H18V212H17ZM25 213H26V212H25ZM34 213H35V212H34ZM40 213H41V212H40ZM45 213H46V212H45ZM60 213H61V212H59V215H60ZM63 213H64V212H63ZM73 213H74V212H73ZM79 213H80V212H79ZM87 213H88V212H87ZM97 213H98V211H97ZM97 213H96V215H97ZM109 213H110V212H109ZM123 213H124V212H123ZM129 213H131V211H129ZM153 213H154V212H153ZM161 213H160V214H161ZM164 213H165V212H164ZM164 213H162V214H164ZM167 213H168V212H167ZM193 213H192V214H193ZM226 213H225V214H226ZM229 213H230V211H229ZM248 213H247V214H248ZM254 213H256V212H254ZM254 213H253V214H254ZM262 213H263V212H262ZM23 214H24V213H23ZM36 214H37V212H36ZM52 214H53V213H52ZM74 214H75V213H74ZM81 214H82V213H81ZM105 214H106V212H105ZM121 214H122V213H121ZM121 214H120V215H121ZM182 214L184 215V213H182ZM182 214H181V215H182ZM190 214H191V213H190ZM192 214H191V216H195L194 214H193V215H192ZM199 214H200V213H199ZM207 214H208V213H207ZM220 214H221V213H220ZM240 214H241V212H240ZM2 215H3V213H2ZM14 215H15V214H14ZM14 215H12L13 218H14ZM21 215H22V214H21ZM21 215H20V216H21ZM29 215H30V214H29ZM43 215H44V214H43ZM53 215H56V213H54ZM61 215H62V214H61ZM63 215H64V214H63ZM63 215H62V217H63ZM69 215H70V214H69ZM71 215H72V214H71ZM79 215H80V214H79ZM83 215H84V214H83ZM88 215H89V214H88ZM90 215H91V214H90ZM90 215H89L88 217H90ZM106 215H108V214H106ZM128 215H130V214H128ZM131 215H132V214H131ZM141 215H139V216H141ZM150 215H151V214H150ZM188 215H189V214H188ZM197 215H198V214H197ZM200 215H201V214H200ZM200 215H199V216H200ZM215 215H216V214H215ZM234 215H235V214H234ZM251 215H252V214H251ZM254 215H255V214H254ZM256 215H257V214H256ZM3 216H4V215H3ZM5 216H6V215H5ZM22 216H23V215H22ZM25 216H26V215H24V218H26ZM36 216H37V215H36ZM48 216H49V215H48ZM77 216H78V214H77ZM77 216H76V217H77ZM86 216H87V214H86ZM108 216H109V215H108ZM116 216H117V215H116ZM121 216H122V215H121ZM139 216H138V217H139ZM159 216H160V215H159ZM166 216H168V214H167ZM179 216H180V214H179ZM207 216H208V215H207ZM209 216L212 217L213 214H211V215H209ZM258 216H259V214H258ZM34 217H35V216H34ZM54 217H55V216H54ZM60 217H61V216H60ZM62 217H61V218H62ZM64 217H65V216H64ZM68 217H69V216H68ZM74 217H75V215H74ZM84 217H85V216H84ZM91 217H93V215H92ZM104 217H106V216H104ZM104 217H103V218H104ZM118 217H119V216H118ZM130 217H131V216H130ZM142 217H145V216L143 215ZM150 217H151V216H150ZM161 217H162V216H161ZM164 217H165V216H164ZM164 217H163V218H164ZM175 217H176V216H175ZM182 217H183V216H182ZM200 217H201V216H200ZM200 217H199V218H200ZM219 217H222V215H220ZM224 217H226V215H224ZM224 217L219 218V219H222V220H220V221H223V218H224ZM228 217H229V216H228ZM241 217H242V216H241ZM249 217H250V216H249ZM255 217H256V216H255ZM255 217H254V218H253V217H250V218L255 219ZM6 218H7V216H6ZM20 218H21V217H20ZM27 218H28V216H27ZM39 218H41V217L39 216ZM57 218H59L58 215H57ZM80 218H81V217H80ZM109 218H110V217H109ZM109 218H107V219L109 220ZM111 218H113V217L111 216ZM111 218H110V219H111ZM115 218H116V217H114V219H115ZM123 218H125V217H123ZM132 218H133V216H132ZM136 218H137V217H136ZM151 218H152V217H151ZM194 218H196V217H194ZM201 218H202V217H201ZM212 218H213V217H212ZM242 218H243V217H242ZM246 218H247L246 220H248V217H247V216H246ZM258 218H259V217H258ZM32 219H33V218H32ZM36 219H37V218H36ZM59 219H60V218H59ZM65 219H66V217H65ZM70 219H72V217H71ZM70 219H68V220L70 221ZM107 219H106V220H107ZM119 219H120V218H119ZM152 219L154 220V218H152ZM155 219H156V218H155ZM157 219H158V218H157ZM165 219H167V218H165ZM170 219H172V217H171ZM173 219H174V218H173ZM178 219H179V218H178ZM192 219H193V218H192ZM192 219H191V220H192ZM208 219H209V218H208ZM210 219H211V218H210ZM210 219H209V220H210ZM214 219H215V218H214ZM231 219H232V218H231ZM234 219H235V218H234ZM11 220H13V219H11ZM27 220H29V219H27ZM54 220H55V218H54ZM57 220H58V219H57ZM62 220H63V219H62ZM66 220H67V219H66ZM88 220H89V219H88ZM88 220H87V223H88ZM90 220H91V219H90ZM100 220H101V218H100ZM104 220H105V219H104ZM117 220H118V219H117ZM125 220H126V219H125ZM125 220H124V221H125ZM131 220H135V219H131ZM176 220H177V219H176ZM188 220H189V219H188ZM196 220H197V219H196ZM198 220H199V219H198ZM209 220H207V223H208V224L211 223V221L208 222ZM224 220H226V219H224ZM228 220H229V219H228ZM239 220H240V219H238V221H239ZM250 220H251V219H250ZM250 220H249V222H250ZM255 220H256V219H255ZM259 220H260V219H258V220H256V221H259ZM21 221H22V220H21ZM34 221H36V220H34ZM81 221H82V220H81ZM81 221H80V222H81ZM83 221H84V220H83ZM83 221H82L81 223H84V224H85V222H83ZM85 221H86V220H85ZM92 221H93V220H92ZM101 221H102V220H101ZM109 221H110V220H109ZM111 221H112V220H111ZM140 221H141V220H140ZM140 221H139V222H140ZM169 221H170V220H169ZM178 221H179V220H178ZM183 221H184V220H183ZM201 221H202V220H201ZM233 221H234V220H233ZM3 222H4V221H3ZM19 222H20V220H19ZM30 222H31V220H30ZM30 222H29V223H30ZM39 222H40V221H39ZM47 222H49V221H47ZM59 222H61V221H59ZM62 222H63V221H62ZM64 222H65V220H64ZM66 222H67V221H66ZM66 222H65V223H66ZM75 222H76V221H75ZM80 222H79V223H80ZM89 222H91V221H89ZM94 222H95V221H94ZM104 222H105V221H104ZM106 222H107V221H106ZM114 222L116 223V222H118V221H116V219H115ZM122 222H123V221H122ZM134 222H135V221H134ZM142 222H143V221H142ZM145 222H146V221H145ZM180 222H181V221H180ZM186 222H187V221H186ZM190 222H191V221H190ZM198 222H199V221H198ZM213 222H216V221H212V224H213ZM223 222H224V221H223ZM225 222H227V221H225ZM239 222H240V221H239ZM242 222H243V221H242ZM252 222H253V221H252ZM260 222H261V221H260ZM23 223H24V222H23ZM37 223H38V222H37ZM67 223H68V222H67ZM69 223H70V222H69ZM79 223H78V224H79ZM81 223H80V224H81ZM87 223H86L85 225H87ZM95 223H96V222H95ZM110 223H111V222H110ZM115 223H114L113 225H115ZM127 223H128V222H127ZM130 223H131V222H130ZM161 223H162V222H161ZM170 223H171V222H170ZM173 223H174V222H173ZM178 223H179V222H178ZM193 223H194V221H193ZM207 223H206V224H207ZM217 223H219L218 220H217ZM217 223H216V224H217ZM232 223H233V222H232ZM236 223H237V222H236ZM11 224H12V223H11ZM16 224H17V223H16ZM16 224L14 223V225H16ZM20 224H21V223H20ZM30 224H31V223H30ZM30 224H29V226H30ZM47 224H48V223H47ZM58 224H59V223H58ZM58 224H57V226H59ZM73 224H74V222H73ZM91 224H92V222H91ZM91 224H90V225H91ZM102 224H103V221H102ZM102 224H101V225H102ZM105 224H106V223H105ZM116 224H117V223H116ZM120 224H121V223H120ZM132 224H133V223H132ZM142 224H144V223H142ZM151 224H152V223H151ZM156 224H157V223H156ZM179 224H180V223H179ZM183 224H184V223H183ZM186 224H187V223H186ZM196 224H197V223H196ZM199 224H200V223H199ZM203 224H204V223H203ZM222 224H223V223H221V224L219 223V225L223 226ZM227 224H228V223H226L225 225L227 226ZM234 224H235V221H234ZM239 224H240V223H239ZM239 224H238V228L241 227V225H239ZM14 225H13V226H14ZM38 225H39V224H38ZM54 225H55V223H54ZM61 225H62V224H61ZM64 225H66V224H64ZM93 225H94V224H93ZM106 225H107V224H106ZM113 225H112V226H113ZM138 225H139V223H138ZM140 225H141V224H140ZM147 225H149V223H148ZM147 225H146V226H147ZM163 225H164V224H162V226H163ZM167 225H168V224H167ZM172 225H173V227L175 226L174 224H171V226H172ZM188 225H189V224H188ZM191 225H192V224L190 223V226H191ZM197 225H198V224H197ZM210 225H211V224H210ZM229 225H231V223H230ZM236 225H237V224H236ZM249 225H250V224H249ZM0 226H1V225H0ZM8 226H9V224H8ZM16 226H17V225H16ZM18 226H19V225H18ZM25 226H26V224H25ZM25 226H24V228H26ZM44 226H45V225H44ZM50 226H51V225H50ZM57 226H56V227H57ZM72 226L74 227V225H72ZM75 226H76V225H75ZM80 226H81V225H80ZM91 226H92V225H91ZM94 226H95V225H94ZM99 226H100V224H99ZM99 226H97V227H98V230H99L100 228L102 229V227L99 228ZM109 226H111V224H109ZM112 226H111V227H112ZM123 226H125V225L123 224ZM123 226H122V228H123ZM141 226H142V225H141ZM217 226H218V225H217ZM221 226H220V227H221ZM226 226H225V227H226ZM3 227H4V226H3ZM5 227H7V226H5ZM33 227H34V225H33ZM33 227H32V228H33ZM41 227H42V225L40 226V228H41ZM51 227H52V226H51ZM54 227H55V226H54ZM56 227H55V229H56ZM60 227H61V226H60ZM63 227H64V226H63ZM66 227L69 228V226H66ZM73 227H72V228H73ZM104 227H105V226H104ZM111 227H110V228H111ZM114 227H115V226H114ZM114 227H112V229H113ZM125 227H126V226H125ZM125 227H124V228H125ZM138 227H139V226H138ZM142 227H143V226H142ZM142 227H141V228H142ZM154 227H156V225H155ZM158 227H159V226H158ZM166 227H167V226H166ZM176 227H177V226H176ZM184 227H185V226H184ZM198 227H200V226H198ZM204 227H205V225H204ZM223 227H224V226H223ZM223 227H221V228H223ZM230 227H231V226H230ZM242 227H244V224H243ZM250 227H251V226H250ZM250 227H249V228H250ZM255 227H256V226H254V228H255ZM261 227H262V226H261ZM10 228H11V227H10ZM21 228H22V227H21ZM21 228H18V229L21 230ZM27 228H28V227H27ZM36 228H38V226H37ZM52 228H53V227H52ZM68 228H67V229H68ZM79 228H80V227H79ZM79 228H78V229H79ZM86 228H88V227H86ZM86 228H85V229H86ZM89 228H90V226H89ZM95 228H96V227H95ZM105 228L107 229V227H105ZM105 228H104V229H105ZM116 228H117V227H116ZM116 228H115V229H116ZM119 228H120V227H119ZM119 228H118V229H119ZM139 228H140V227H139ZM139 228H138V231H139ZM141 228H140V229H141ZM177 228H178V227H177ZM190 228H192V227H190ZM201 228L203 229V227H201ZM206 228H207V227H206ZM211 228H212V227H211ZM215 228H216V227H215ZM217 228H218V227H217ZM217 228H216V229H217ZM226 228L228 229V227H226ZM238 228H237V229H238ZM246 228H248V226H247V227L245 226V229H246ZM263 228H264V227H263ZM263 228H262V229H263ZM0 229H2V228H0ZM13 229H15V228H13ZM34 229H35V228H34ZM43 229L45 230L44 227H43ZM65 229H66V228H65ZM67 229H66V230H67ZM69 229H70V228H69ZM74 229H75V228H74ZM74 229H73V231H74ZM83 229H84V228H83ZM112 229H111L110 231H113ZM115 229H114V232L117 230V229H116V230H115ZM132 229H133V228H131L130 230H132ZM148 229H149V228H148ZM148 229L146 230V232L148 231ZM151 229H152V228H151ZM157 229H158V228H157ZM163 229H164V227H163ZM187 229H188V228H187ZM202 229H201V230H202ZM208 229H209V228H208ZM219 229H220V228H219ZM227 229H226V230H227ZM250 229H251V230L253 229V225H252V228H250ZM23 230H24V229H23ZM27 230H28V229H27ZM49 230H50V229H49ZM75 230H76V229H75ZM79 230H80V229H79ZM89 230H90V229H89ZM98 230H97V232H98ZM119 230H120V229H119ZM119 230H118V231H119ZM121 230L123 231V229H121ZM121 230H120V231H121ZM134 230H135V229H134ZM134 230H133V231H134ZM143 230H144V229H143ZM154 230H156V229H154ZM167 230H168V229H167ZM176 230H178V229H176ZM176 230H174V231H176ZM185 230H186V229H184V231H185ZM195 230H196V229H195ZM210 230H211V229H210ZM212 230H214V229H212ZM212 230L210 231V233L213 232ZM222 230H223V229H222ZM226 230H223V233H222V234L226 233ZM233 230H234V229H232V231H233ZM240 230H242V229H240ZM247 230L249 231V229H247ZM247 230H246V231H247ZM254 230H257V229H254ZM259 230H260V229H259ZM15 231H16V229L14 230V232H15ZM25 231H26V230H25ZM46 231H47V230H46ZM46 231H45V232H46ZM55 231H56V230H55ZM55 231H54V232H55ZM67 231H68V230H67ZM73 231H72V232H73ZM77 231H78V230H77ZM91 231H92V230H91ZM91 231H90V232H91ZM108 231H109V230H108ZM108 231H107V232H108ZM135 231H136V233H138L137 230H135ZM135 231H134V232H135ZM158 231H159V229H158ZM164 231H166V230H164ZM169 231H170V230H169ZM174 231H173V232H174ZM189 231H190V230H189ZM197 231H198V229H197ZM219 231H220V230H219ZM224 231H225V232H224ZM228 231H229V230H227V233H228ZM236 231H237V230H236ZM246 231H245V232H246ZM252 231H253V230H252ZM257 231H258V230H257ZM5 232H7V231H5ZM16 232H17V231H16ZM26 232H28V231H26ZM29 232H30V231H29ZM47 232H48V231H47ZM50 232H52V231H50ZM61 232H62V230H61ZM63 232L65 233L66 231H63ZM70 232H71V231H70ZM80 232H81V230H80ZM83 232H84V231H83ZM83 232H82V233H83ZM101 232H102V234H103V232H105V231H101ZM101 232H99V233L101 234ZM130 232H131V231H130ZM130 232H129V233H130ZM148 232H149V231H148ZM150 232H151V231H150ZM159 232H160V231H159ZM166 232H167V231H166ZM166 232H165V233H166ZM180 232H181V231H180ZM182 232H183V231H182ZM192 232H193V230H192ZM204 232H205V231H204ZM217 232H218V231H217ZM241 232H242V231H241ZM259 232H260V231H259ZM31 233H32V232H31ZM33 233H34V232H33ZM33 233L31 234L30 238L32 237ZM35 233H36V232H35ZM59 233H60V232H59ZM109 233H110V232H109ZM125 233H126V232H125ZM125 233H124V234H125ZM131 233H132V232H131ZM131 233H130V234H131ZM136 233H135V234H136ZM154 233H155V236H156L157 233H156V232H154ZM162 233H163V232H162ZM162 233H161V234H162ZM165 233H163V234H165ZM178 233H179V231H178ZM188 233H189V232H188ZM194 233H196V232H193V234H194ZM231 233H232V232H230V234H231ZM254 233H255V231H254ZM42 234H43V233H42ZM52 234H53V233H52ZM52 234H50V235H52ZM62 234H63V233H62ZM80 234H81V233H80ZM84 234H86V232H84ZM87 234H88V233H87ZM93 234H95V233H93ZM93 234H92V235H93ZM97 234H98V233H97ZM102 234H101V235H102ZM116 234H118V233H116ZM124 234H123V235H124ZM127 234H128V233H127ZM135 234H133V235H135ZM150 234H151V233H150ZM161 234H160L159 236H161ZM168 234H170V233L168 232ZM184 234H185V233H184ZM193 234H192L191 238L193 237ZM199 234H200V232H199ZM199 234H198V235H199ZM248 234H249V233H248ZM10 235H11V234H10ZM20 235H21V234H20ZM24 235H25V232H24ZM28 235H29V234H28ZM28 235H27V237H28ZM39 235H40V234H39ZM56 235H57V234H56ZM58 235H59V234H58ZM77 235H78V234H77ZM101 235H100V239H101ZM103 235H106V232H105V234H103ZM103 235H102V237H103ZM133 235H132V236H133ZM140 235H141V234H140ZM145 235H146V234H145ZM147 235H149V233H147ZM151 235H152V234H151ZM173 235H176V232H175ZM181 235H182V234H181ZM195 235H196V234H195ZM198 235H197V237H198ZM220 235H221V233H220ZM220 235H219V237H220ZM239 235H240V234H239ZM239 235H238V236H239ZM244 235H245V234H244ZM0 236L2 237V235H0ZM7 236H8V235H7ZM22 236H23V234H22ZM33 236L35 237V235H33ZM59 236H61V235H59ZM62 236H63V235H62ZM68 236L70 237L71 235H68ZM81 236H82V235H81ZM114 236H115V234H114ZM119 236H120V235H119ZM127 236H128V235H127ZM127 236H126V237H127ZM129 236H130V235H129ZM129 236H128V237H129ZM135 236H136V235H135ZM157 236H158V235H157ZM159 236H158V237H159ZM162 236H163V235H162ZM162 236H161V238H162ZM167 236H169V235H167ZM170 236H171V235H170ZM178 236H180V234H179ZM184 236H185V235H184ZM200 236H201V234H200ZM204 236H205V235H204ZM222 236H225V234L222 235ZM235 236H236V235H235ZM246 236H247V234H246ZM248 236H249V235H248ZM250 236H251V234H250ZM257 236H258V235H257ZM20 237H21V236H20ZM27 237H26V238H27ZM34 237H33V239H34ZM38 237H39V236H38ZM44 237H45V236H44ZM50 237H51V236H50ZM52 237H53V236H52ZM64 237H65V236H64ZM66 237H67V236H66ZM72 237H74V235H73ZM92 237H93V236H92ZM107 237L110 238L109 234H108ZM147 237H148V236H147ZM149 237H152V236H149ZM164 237H165V236H164ZM172 237H174V236H172ZM181 237H182V236H181ZM189 237H190V236H189ZM209 237H210V236H208L207 238H209ZM214 237H216V236L214 235ZM214 237H213V238H214ZM219 237H218V238H219ZM227 237H228V236H227ZM229 237H230V235H229ZM243 237H244V236H243ZM243 237H242V238H243ZM17 238H18V237H17ZM24 238H25V237H24ZM61 238H62V237H61ZM67 238H68V237H67ZM75 238L77 239V237H75ZM75 238H74V239H75ZM80 238H82V237H80ZM105 238H106V237H105ZM118 238H119V237H118ZM118 238H116V239H118ZM144 238H145V237H144ZM161 238H160V239H161ZM165 238H166V237H165ZM170 238H171V237H170ZM174 238H176V237H174ZM201 238H202V237H201ZM203 238H204V237H203ZM207 238H206V239H207ZM222 238H224V237H222ZM230 238H231V237H230ZM236 238H237V236H236ZM238 238H240V236H239ZM248 238H249V237H248ZM252 238H253V237H252ZM252 238L250 237V241H251ZM259 238L261 239V237H259ZM5 239H6V238H5ZM31 239H32V238H31ZM39 239H40V238H39ZM43 239H44V238H43ZM71 239H72V238H71ZM74 239H73V240H74ZM83 239H84V238H83ZM98 239H99V238H98ZM100 239H99V241H100ZM126 239H127V238H126ZM138 239H139V238H138ZM142 239H143V238H142ZM154 239H155V238H154ZM156 239H157V238H156ZM156 239H155V240H156ZM163 239H164V238H163ZM171 239H172V238H171ZM182 239H185V238H182ZM182 239H181V240H182ZM189 239H190V238H189ZM206 239H205V240H206ZM214 239H216V238H214ZM226 239H227V238H225V241H226ZM233 239H234V238H233ZM240 239H241V238H240ZM243 239H244V238H243ZM254 239H255V238H254ZM263 239H264V238H263ZM263 239H261V240H263ZM6 240H7V239H6ZM18 240H19V239H18ZM35 240H36V238H35ZM35 240H34V241H35ZM44 240H45V239H44ZM55 240H56V238H55ZM58 240H60V239L58 238ZM58 240H57V241H58ZM62 240H63V239H62ZM62 240H61V241H62ZM78 240H79V239H78ZM78 240H77V241H78ZM80 240H81V239H80ZM147 240H148V238H147ZM147 240H146V241H147ZM150 240H151V239H150ZM157 240H158V239H157ZM169 240H170V239H169ZM178 240H180V239H178ZM186 240H187V239H186ZM194 240H195V239H194ZM201 240L203 241V239H201ZM201 240H199V241H201ZM208 240H210V239H207L206 242H208ZM220 240H221V239H220ZM228 240H229V239H228ZM230 240H231V239H230ZM245 240H246V239H245ZM245 240H244V241H245ZM257 240H259V239H257ZM257 240H256V241H257ZM0 241H1V240H0ZM9 241H10V240H9ZM20 241H22V239H21ZM23 241H25V240H23ZM50 241H51V240H50ZM53 241H54V240H53ZM89 241H90V240H89ZM97 241H98V240H97ZM101 241H103V240H101ZM105 241H106V240H104L103 243H105ZM110 241H111V240H110ZM129 241H130V240H129ZM139 241H140V240H139ZM142 241H143V240H142ZM151 241H154V240H151ZM158 241H159V240H158ZM167 241H168V240H167ZM190 241H191V240H190ZM195 241H197V239H196ZM225 241H224V242H225ZM238 241H239V240H238ZM48 242H49V241H48ZM58 242H59V241H58ZM64 242H66V241H64ZM69 242H70V241H69ZM86 242H87V241H86ZM94 242H95V241H94ZM112 242H113V241H112ZM144 242H145V240H144ZM164 242H166V240H165ZM177 242H178V241H177ZM179 242H180V241H179ZM187 242H188V240H187ZM187 242H186L185 244H187ZM204 242H205V241H204ZM216 242H217V241H216ZM229 242L231 243V241H229ZM233 242H234V241H233ZM236 242H237V240H236ZM258 242H259V241H258ZM261 242H262V241H261ZM0 243H1V242H0ZM2 243L4 244V242H2ZM5 243H6V242H5ZM11 243H12V242H11ZM51 243H54V242H51ZM59 243H60V242H59ZM59 243H58V244H59ZM75 243H76V242H75ZM80 243H83V242H80ZM90 243H91V242H90ZM95 243H97V242H95ZM95 243H92V244H95ZM99 243H100V242H98V244H99ZM103 243H102V244H103ZM108 243H110V242H107V244H108ZM113 243H115V242H113ZM121 243H123V242H120V243H119V241H118V244H121ZM149 243H150V242H149ZM156 243H157V242H156ZM188 243H190V242H188ZM193 243H194V242H192V244H193ZM195 243H196V242H195ZM198 243H199V242H198ZM202 243H203V242H202ZM202 243H201V247H199V248H202ZM219 243H220V242H219ZM219 243H218V244H219ZM226 243H227V242H226ZM247 243H249V241H247ZM250 243L252 244V242H250ZM250 243H249V244H250ZM14 244H16V243H14ZM20 244H21V243H20ZM24 244H25V243H24ZM44 244H45V242L43 243V245H44ZM77 244H78V242H77ZM98 244H97V245H98ZM116 244H117V243H116ZM123 244H124V243H123ZM125 244H127V243H125ZM130 244H131V243H130ZM130 244H129V245H130ZM134 244H135V243H134ZM151 244H153V243H151ZM151 244H150V245H151ZM158 244H159V243H158ZM161 244H163V243H161ZM169 244H170V246H171V243H169ZM178 244H179V243H178ZM180 244H181V243H180ZM190 244H191V243H190ZM190 244H189V246H190ZM205 244H206V243H205ZM205 244L203 243V247H205V246L207 247L208 244H206V245H205ZM224 244H225V243H223L222 245H224ZM235 244H236V243H235ZM237 244H238V243H237ZM237 244H236V246H237ZM239 244H240V243H239ZM254 244L256 245V243H254ZM259 244H260V243H259ZM261 244H262V243H261ZM27 245H29V244H27ZM32 245H33V244H32ZM36 245H37V244H36ZM39 245H40V244H39ZM39 245H38V246H39ZM46 245H47V243L45 244V246H46ZM64 245H65V244H64ZM64 245H63V246H64ZM66 245L68 246V244H66ZM69 245H70V243H69ZM71 245H72V244H71ZM71 245L68 246V249H70V248L72 247ZM73 245H75V244H73ZM80 245H81V244H80ZM88 245H91V244H87V246H88ZM95 245H96V244H95ZM99 245H101V244H99ZM109 245H110V244H109ZM127 245H128V244H127ZM164 245H165V243H164ZM182 245H183V244H182ZM187 245H188V244H187ZM195 245H196V244H195ZM204 245H205V246H204ZM210 245H211V244H210ZM212 245H213V244H212ZM214 245H215V244H214ZM247 245H248V244H247ZM252 245H253V244H252ZM252 245H251V247H252ZM1 246H2V245H1ZM9 246H10V244H9ZM30 246H31V245H30ZM38 246H37V247H38ZM45 246H44V247H45ZM49 246H50V244H49ZM51 246H52V245H51ZM76 246H78V245H76ZM85 246H86V245H85ZM91 246H94V245H91ZM104 246H106V248H107V245L104 244ZM111 246H112V245H111ZM134 246H135V245H134ZM142 246H143V245H142ZM158 246H159V245H158ZM158 246H157V247H158ZM167 246H168V245H167ZM170 246H169V247H170ZM180 246H181V245H180ZM193 246H194V245H193ZM220 246H221V245H220ZM229 246H230V245H229ZM233 246H234V245H233ZM239 246H241V244H240ZM239 246H238V247H239ZM248 246H249V245H248ZM258 246H259V245H258ZM10 247H11V246H10ZM17 247H18V246H17ZM21 247H22V246H21ZM34 247H35V246H34ZM58 247H59V246H58ZM58 247H57V249H58ZM96 247H97V246H96ZM96 247H95V248H96ZM98 247H99V248H103L102 246H101V247L98 246ZM120 247H123V246H120ZM132 247H133V245H132ZM139 247H140V246H139ZM143 247L145 248V246H143ZM143 247H142V248H143ZM151 247H152V246H151ZM184 247H185V246H184ZM195 247H197V246H194V248H195ZM216 247H217V246H216ZM225 247H227V246H225ZM244 247H245V246H244ZM260 247H261V246H260ZM8 248H9V247H8ZM13 248H14V247H13ZM49 248H50V247H49ZM54 248H55V247H54ZM76 248H77V247H76ZM78 248H79V247H78ZM93 248H94V247H93ZM93 248H92V249H93ZM110 248H111V247H110ZM113 248H114V246H113ZM163 248H166V247H163ZM171 248H172V247H171ZM178 248H179V246H178ZM186 248H187V247H186ZM228 248H229V247H228ZM234 248H236V247L234 246ZM254 248H255V247H254ZM18 249H19V248H18ZM18 249H17V250H18ZM33 249L36 250L35 248H33ZM40 249H41V247H40ZM62 249H63V248L61 247V250H62ZM65 249H66V248H65ZM74 249H75V248H74ZM85 249H87V248H85ZM111 249H112V248H111ZM121 249H124V247L121 248ZM129 249H130V248H129ZM146 249H147V247H146ZM146 249H145V251H143V252H145V254L143 253L145 256H146V254H147ZM148 249H149V248H148ZM153 249H154V247H153ZM172 249H173V248H172ZM176 249H177V248H176ZM180 249H181V248H180ZM184 249H185V248H184ZM212 249H214V248H212ZM215 249H216V248H215ZM217 249L220 251V249H222V248L219 249V247H218ZM223 249H224V248H223ZM261 249H262V248H261ZM263 249H264V246H263ZM0 250H1V249H0ZM2 250H3V249H2ZM8 250H9V249H8ZM10 250H11V249H10ZM14 250H15V249H14ZM31 250H32V249H31ZM41 250H42V249H41ZM45 250H46V249H45ZM78 250H79V249H78ZM88 250H89V249H88ZM90 250H91V249H90ZM96 250H98V252H99V249H96ZM103 250H105V249H103ZM112 250H113V249H112ZM124 250H125V249H124ZM136 250H137V249H136ZM149 250H150V249H149ZM195 250H196V249H195ZM195 250H194V252H195ZM202 250H203V249H202ZM204 250H205V248H204ZM206 250H207V249H206ZM208 250H209V249H208ZM233 250H234V249H233ZM242 250H243V249H242ZM251 250H252V249H251ZM257 250H258V249H257ZM19 251H20V250H19ZM21 251H23V250H21ZM47 251H48V250H47ZM47 251H45V252H47ZM50 251H51V250H50ZM62 251H64V250H62ZM70 251H71V249L69 250V252H70ZM74 251H76V250H74ZM105 251H106V250H105ZM157 251H158V250H157ZM161 251H162V250H161ZM169 251H170V250H169ZM174 251H176V250H174ZM188 251H189V248H188ZM190 251H191V250H190ZM219 251H218V253H219ZM221 251H222V250H221ZM221 251H220V252H221ZM224 251H225V250H224ZM229 251H230V249H229ZM231 251H232V249H231ZM234 251H236V250H234ZM234 251H233V253H234ZM249 251H250V249H249ZM260 251H262V250H260ZM260 251H259V252H260ZM0 252H1V255H2V251H0ZM9 252H10V251H9ZM12 252H13V250H12ZM17 252H18V251H17ZM27 252H28V251H27ZM33 252H34V251H33ZM42 252H43V251H42ZM56 252H57V251H56ZM58 252H60V251H58ZM67 252H68V251H67ZM69 252H68V253H69ZM107 252H108V251H107ZM107 252H106V253H107ZM114 252H115V251H114ZM140 252H141V251H140ZM172 252H173V251H172ZM183 252H184V255H185V252H187V251L184 250ZM191 252H193V251H191ZM196 252H198V251H196ZM204 252H205V251H204ZM204 252H203V253H204ZM212 252H213V251H212ZM226 252H227V251H226ZM226 252H224V253H226ZM236 252H237V251H236ZM239 252H240V249H239ZM3 253H4V252H3ZM5 253H6V251H5ZM43 253H44V252H43ZM70 253H71V254H75V253H72V252H70ZM79 253H80V252H79ZM117 253H118V252H117ZM126 253H128V252H126ZM138 253H139V252H138ZM150 253H151V252H150ZM150 253H148V254H150ZM159 253H160V252H159ZM163 253H164V252H163ZM178 253H179V250H178ZM180 253H181V251H180ZM198 253H200V252H198ZM233 253H232V254H233ZM242 253H243V252H242ZM247 253H248V252H247ZM249 253H250V252H249ZM254 253H255V252L253 251V254H254ZM11 254L13 255V253H11ZM14 254H15V253H14ZM20 254H22V253H20ZM30 254H31V253H30ZM33 254H34V253H33ZM33 254H32V255H33ZM47 254H49V253L47 252ZM56 254H57V253H56ZM65 254H66V253H65ZM76 254H77V252H76ZM76 254H75V255H76ZM80 254H81V253H80ZM120 254H121V253H120ZM123 254H124V253H123ZM136 254H137V253H136ZM139 254H140V253H139ZM139 254H138V255H139ZM182 254H183V253H182ZM189 254H190V252H189ZM189 254L187 253V255H189ZM191 254H193V253H191ZM195 254H196V253H195ZM200 254H201V253H200ZM200 254H198V255H200ZM207 254H208V252H207ZM212 254H213V253H212ZM215 254H216V253H215ZM222 254H223V253H222ZM222 254H221V255H222ZM227 254H228V253H227ZM227 254H226V255H227ZM229 254H231V253H229ZM236 254H238V253H236ZM240 254H241V253H240ZM251 254H252V253H251ZM257 254H258V255H255V254H254V255H255L254 258L257 257V256H259V253H257ZM4 255H5V254H4ZM4 255H3V261H2V263L4 262ZM9 255H10V254H9ZM36 255H37V252H36ZM38 255H39V254H38ZM45 255H46V253H45ZM61 255H62V254H61ZM114 255H115V253H114ZM127 255H128V254H127ZM161 255H162V254H161ZM166 255H167V254H166ZM198 255H197V257H198ZM205 255H206V254H205ZM205 255H204V256H205ZM216 255H217V254H216ZM224 255H225V254H224ZM249 255H250V254H249ZM15 256H16V254H15ZM19 256H20V255H18V257H19ZM27 256H28V255H27ZM41 256H42V254H41ZM53 256H54V255H53ZM78 256H80V255H77L76 260H74V262L77 261V258H78L79 260L81 259V258H79ZM83 256H84V255H83ZM129 256H131V255H129ZM140 256H141V255H140ZM156 256H157V255H156ZM159 256H160V255H159ZM163 256H164V255H163ZM171 256H172V255H171ZM192 256H193V255H192ZM210 256H211V255H210ZM233 256H234V255H233ZM233 256H231V257H233ZM238 256H239V254H238ZM241 256H243V254H241ZM241 256H240V258H241ZM261 256H262V255H261ZM0 257H2V256H0ZM5 257H6V256H5ZM21 257H22V256H21ZM25 257H26V256H25ZM44 257H46V256H44ZM68 257H69V256H68ZM68 257H67V259H68ZM74 257H75V256H74ZM74 257H72V258H74ZM111 257H112V256H111ZM117 257H118V256H117ZM132 257H133V256H132ZM157 257H158V256H157ZM169 257H170V256H169ZM174 257H177V255H176V256L174 255ZM197 257H196V258H197ZM208 257H209V256H208ZM208 257H207V258H208ZM249 257H250V256H249ZM259 257H260V256H259ZM7 258H8V257H7ZM14 258H15V257H14ZM14 258H13V260H14ZM33 258H34V257H33ZM40 258H41V257H40ZM40 258H39V259H40ZM57 258H58V257H57ZM60 258H61V257H60ZM63 258H65V256H63ZM121 258H122V257H121ZM123 258H124V257H123ZM127 258H128V257H127ZM130 258H131V257H130ZM134 258H135V257H134ZM153 258H155V257H153ZM162 258H163V257H162ZM162 258H161V259H162ZM180 258H181V257H180ZM193 258H194V256H193ZM200 258H201V255H200ZM200 258H199V259H200ZM213 258H214V257H213ZM213 258H212V262L214 261ZM215 258H217V257H215ZM234 258H236V257H234ZM238 258H239V257H238ZM257 258H258V257H257ZM260 258H261V257H260ZM18 259H20V258H18ZM18 259H17V260H18ZM25 259H26V258H25ZM27 259H28V258H27ZM31 259H32V257H31ZM34 259H35V258H34ZM37 259H38V257H37L35 260H37ZM41 259H42V258H41ZM41 259H40V260H41ZM44 259H46V260H44V261H47V258H44ZM50 259H51V261H52V258H50ZM61 259H62V258H61ZM74 259H75V258H74ZM117 259H118V258H117ZM140 259H141V258H140ZM145 259H147V258H145ZM148 259H149V257H148ZM150 259H152V258L150 257ZM164 259H165V258H164ZM168 259H169V258H168ZM168 259H167V260L165 259V261H169ZM174 259H175V258H174ZM174 259H172L173 262H174ZM177 259H178V258H177ZM177 259H176V260H177ZM205 259H206V258H205ZM217 259H218V258H217ZM231 259H232V261H233V258H231ZM29 260H30V259H29ZM40 260L37 261V262L40 263ZM48 260H49V259H48ZM53 260H54V259H53ZM58 260H59V259H58ZM63 260H64V259H63ZM127 260L129 261L130 259H127ZM137 260H138V259H137ZM153 260H155V259H153ZM178 260H179V259H178ZM178 260H177V262H178ZM183 260H184V258L182 259V261H181V260H180V261H181V262H185V261H183ZM189 260H190V259H189ZM191 260H193V259H191ZM202 260H204V259H202ZM202 260H201V261H202ZM244 260H246V259H244ZM247 260H248V259H247ZM250 260H251V259H250ZM259 260H260V259H259ZM261 260H262V259H261ZM0 261H1V260H0ZM8 261H9V260H8ZM14 261H15V260H14ZM21 261H22V259H21ZM21 261H18V262H21ZM26 261H27V260H26ZM54 261H55V260H54ZM65 261H66V259H65ZM134 261H135V260H134ZM149 261H150V260H149ZM149 261H148V262H149ZM151 261H152V260H151ZM151 261H150V262H151ZM165 261H164V263H165ZM172 261H171V262H172ZM197 261H198V260H197ZM197 261H196V262H197ZM219 261H220V260H219ZM235 261H236V260H235ZM238 261H239V260H238ZM240 261L242 262L243 260L241 259ZM240 261H239V262H240ZM251 261H252V260H251ZM251 261H250V262H251ZM18 262H17L16 264H20V263H18ZM42 262H43V261H42ZM58 262H59V261H58ZM58 262H57V263H58ZM68 262H69V260H68ZM116 262H117V261H116ZM121 262H123V261H121ZM129 262H130V261H129ZM131 262H132V261H131ZM138 262L140 263L139 260H138ZM138 262H137V263H138ZM150 262H149V263H150ZM156 262H157V261H156ZM175 262H176V261H175ZM177 262H176V264H177ZM181 262H180V263H181ZM186 262H187V261H186ZM194 262H195V261H194ZM203 262H204V261H203ZM210 262H211V261H210ZM210 262H208V263H210ZM215 262H218V261H215ZM215 262H214V263H215ZM224 262H225V261H224ZM228 262H229V260H228ZM239 262H238L237 264H239ZM257 262H258V261H257ZM259 262H260V261H259ZM259 262H258V263H259ZM10 263H11V262H10ZM12 263H13V262H12ZM23 263H24V262H23ZM25 263H26V262H25ZM27 263H28V262H27ZM38 263H37V264H38ZM45 263H46V262H45ZM62 263H63V261H62ZM65 263H67V262H65ZM72 263H73V262H72ZM75 263H76V262H75ZM78 263H79V262H78ZM109 263H110V261H109ZM125 263H126V262H125ZM132 263H133V262H132ZM158 263L161 264L160 261H159ZM200 263H201V262H200ZM221 263H222V262H221ZM221 263H220V264H221ZM230 263H231V262H230ZM245 263H246V262H245ZM253 263H255V262H253ZM253 263H250V264H253ZM4 264H5V263H4ZM33 264H34V263H33ZM46 264H48V263H46ZM53 264H54V262H53ZM73 264H74V263H73ZM97 264H98V263H97ZM128 264H131V263H128ZM134 264H135V263H134ZM140 264H141V263H140ZM142 264H143V263H142ZM145 264H146V262H145ZM154 264H156V263H154ZM173 264H174V263H173ZM186 264H187V263H186ZM189 264H190V263H189ZM204 264H205V263H204ZM218 264H219V263H218ZM233 264H235V263H233ZM247 264H248V263H247ZM255 264H257V263H255ZM260 264H262V263H260Z\"/></svg>",
    "mask_w": 264,
    "mask_h": 264
}]
</instances>
